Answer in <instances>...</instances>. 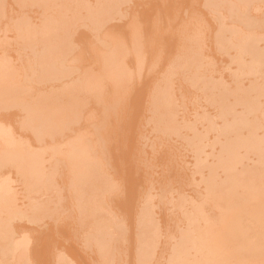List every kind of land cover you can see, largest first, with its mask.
<instances>
[{
	"label": "bare ground",
	"instance_id": "1",
	"mask_svg": "<svg viewBox=\"0 0 264 264\" xmlns=\"http://www.w3.org/2000/svg\"><path fill=\"white\" fill-rule=\"evenodd\" d=\"M7 1V0H6ZM5 1V2H6ZM18 1V0H17ZM19 1H21V0H19ZM18 1V2H19ZM24 1H26V0H24ZM24 1H22V2H24ZM41 1H44V0H41ZM41 1H38V2H40L41 3ZM50 1V3H52L51 2V0H49ZM63 1V2H62ZM71 1V0H70ZM79 0H77V2H78ZM96 1V0H95ZM101 1V2H100ZM104 1H106V2H104V6L106 7V5H107V7L106 8H110V6H113L112 5V3L110 2H108V0H104ZM110 1V0H109ZM112 2H113V0H111ZM123 0H120V2H122ZM134 1V0H133ZM132 1V3H137V1H134L133 2ZM139 1V0H138ZM143 1V0H142ZM152 1V0H151ZM180 1H182V0H180ZM196 1V0H195ZM200 1V0H199ZM204 1H206V5H207V3L209 4V0H208V2H207V0H204ZM203 1V2H204ZM216 1V3H214ZM213 0V1H211L210 0V4L209 5H207V7L209 6L210 7V9L211 8H216V6H219V8L221 9V7L220 6H222V4H223V6H228L229 4H230V7H229V10H226V8L224 9L225 10V13H222V11H223V9L222 10H218V9H214V14H215V11H218V13L219 12H221L223 15H221L220 17H216V19H221L222 20V18L224 19L226 16H224V14L225 15H228V17L229 18H231L229 15H233L234 14V12H232V11H235V13H238L237 14V16H236V14L234 15V16H236V17H241L242 18V16H241V14L242 13H244V12H242V13H240L239 11L241 10V6H240V10H237V8L239 9V6H237V1L238 0ZM224 1V2H223ZM242 0H240L239 2H241ZM244 1V0H243ZM245 1H247L246 3H248V1H250V0H245ZM264 2V0H257V2ZM2 2V1H1ZM4 2V1H3ZM4 2V3H5ZM9 3H12V2H10V1H8ZM7 2V4L9 5V3ZM13 2H15V0H13ZM22 2H21V4H22ZM27 2H28V0H27ZM25 3V4H30V3ZM30 2V1H29ZM34 2V1H33ZM33 2H31L32 3V6H33ZM35 2H37V1H35ZM61 2L62 3H59V4H54V2H53V6H51L50 8H55V6L54 5H59V7L61 8H59L60 9V11L62 10V9H68L67 7H70V4L67 2V0H61ZM74 2V1H73ZM75 2H76V0H75ZM81 3H82V1H80ZM100 2V3H99ZM99 2H98V4H103L102 2H103V0H99ZM108 2V3H107ZM118 2V1H117ZM126 2V1H125ZM129 2V1H128ZM144 2V1H143ZM146 2V1H145ZM153 2V1H152ZM155 2V1H154ZM169 2H171V1H169ZM202 2V1H201ZM214 4H213V3ZM226 2V5H224V3ZM20 3V2H19ZM39 3V4H40ZM46 3H48V2H44V4H46ZM50 3H48V4H50ZM91 3V2H90ZM95 3H97V2H95ZM106 3V4H105ZM113 3H115V2H113ZM123 3H124V1H123ZM122 3V4H123ZM131 3V2H130ZM139 3H141V2H139ZM147 3V2H146ZM165 3V2H164ZM173 3H174V0H173ZM180 3V2H179ZM217 3H219L220 5H215V4H217ZM228 3V4H227ZM3 4V3H2ZM7 4L5 5L6 7H4L5 9L8 7L7 6ZM21 4H18V5H20V7L22 6ZM73 4V3H72ZM76 4H79V2L78 3H76ZM83 4V3H82ZM93 4V6H94V3H92ZM91 4V5H92ZM121 4V3H120ZM129 4V3H128ZM127 4V2L125 3V6L126 5H128ZM142 4V3H141ZM150 4H151V2H150ZM175 4V3H174ZM184 4H187V3H184ZM184 4H182L183 6H182V9H183V7H184ZM196 4H197V2H196ZM199 4V3H198ZM201 4V3H200ZM205 4V3H204ZM204 4H202V6H204ZM211 4H213L212 6H214V7H212L211 6ZM243 4V3H242ZM241 4V5H242ZM253 4L254 3H251V7L253 8ZM11 5V4H10ZM12 5H15V4H12ZM36 5H38V4H36ZM67 5H69V6H67ZM89 5V4H88ZM88 5H87V7H88ZM116 5V4H115ZM119 5V4H118ZM143 5L144 4H142V7H143ZM157 5V4H156ZM155 5V6H156ZM163 5H165V4H163ZM180 4H178V9H179V7H181V6H179ZM243 5H246V4H243ZM249 5V4H248ZM248 5L246 6V7H244L245 9H246V11H247V9L248 8H251V7H248ZM257 5V4H256ZM260 5H262L263 6V4H261V3H259V5H257V6H255L254 5V7H255V9L257 8V10H258V8H262V10H264V7H260ZM2 5H1V3H0V7H1ZM25 6V5H24ZM30 6V5H29ZM67 6V7H66ZM84 6V5H83ZM104 6H103V8H104ZM124 6V5H123ZM122 6V7H123ZM124 6V7H125ZM130 6V5H129ZM145 6H149V5H145ZM159 6V5H158ZM167 6V5H166ZM177 6V5H176ZM188 6V5H187ZM186 5H185V8L187 7ZM223 6H222V8H223ZM19 7V8H20ZM63 7V8H62ZM102 7V6H101ZM101 7H99V8H101ZM113 7H115V6H113ZM118 7V6H117ZM121 7V6H120ZM160 7H162V6H160ZM190 7V6H189ZM195 7H197V5H195ZM198 7H199V5H198ZM228 7H227V9H228ZM248 7V8H247ZM2 8V7H1ZM12 8V7H11ZM14 8V7H13ZM16 8H17V4H16ZM34 8V7H33ZM33 8H32V10H33ZM103 8H101V10L103 11ZM132 8V7H131ZM130 8V9H131ZM137 9H139L138 7H136ZM147 8V7H146ZM200 8H201V6H200ZM199 8V9H200ZM203 8V7H202ZM205 8V7H204ZM23 9L24 8H22L21 9V12L23 11ZM26 9V8H25ZM39 9H41V6H40V8ZM42 9H43V7H42ZM80 9V8H79ZM89 9H91L90 7L88 8V12L89 11H91V12H93L92 10L93 9H97V11H98V7H93V9L92 10H89ZM108 9H105V10H107V13H108ZM117 9V8H116ZM115 9V10H116ZM119 9V8H118ZM137 9H135V10H137ZM149 9H151V8H149ZM156 9V8H155ZM154 9V10H155ZM166 9V8H165ZM167 9H168V6H167ZM171 9H173V7H172V5H171ZM231 9V10H230ZM233 9V10H232ZM242 9H243V7H242ZM254 9V8H253ZM13 10V9H12ZM29 10V9H28ZM54 10V9H53ZM74 10H75V8H74ZM94 10V11H95ZM100 10V9H99ZM111 11L109 12V13H111L112 12V10H114V9H110ZM115 10L113 11V13H114V16H115V13L116 12H118V10L115 12ZM129 10V9H128ZM140 10V9H139ZM152 10V9H151ZM150 10V11H151ZM160 10H161V8H160ZM191 9H189V11H190ZM201 10V9H200ZM252 10V12L254 13V12H257L258 13V11H260V10ZM33 11H35V9L33 10ZM38 11V10H37ZM41 11V10H40ZM55 11V10H54ZM67 11V10H66ZM85 11V10H84ZM134 11V10H133ZM148 12V13H150L149 14V16L151 15V17H152V14H151V12ZM162 11H164L163 10V8H162ZM166 11V10H165ZM185 11H187V9L185 10ZM208 11H210V10H208ZM226 11L228 12H232L233 14H227L226 13ZM242 11V10H241ZM243 11H244V9H243ZM250 11L251 10H248V15H245L246 14V12H245V14H243L244 15V17H245V22H246V24H249V22L248 21H251V23H253V21L251 20V19H253L254 21L255 20H258L259 18H257V16L259 17H262V15H264V12L262 13V15H261V12L259 13L260 15H257L256 16V14L257 13H254L255 14V16H253L252 17V15L250 14ZM10 12V11H9ZM18 12V10H16V12L15 13H17ZM19 12H20V10H19ZM19 12H18V14H19ZM39 12V11H38ZM38 12H35V14L36 13H38ZM53 12V11H52ZM56 12V11H55ZM76 12V11H75ZM74 12V15H76V13ZM83 12V11H82ZM103 12H105V11H103ZM125 12H126V10H125ZM132 12V11H131ZM143 12H144V10H143ZM146 12V11H145ZM145 12L144 13H142L143 15L145 14ZM153 13H154V11H152ZM168 12V11H167ZM167 12H166V16H167ZM172 11H170V12H168V14L169 13H171ZM183 12V11H182ZM192 13L194 12V11H191ZM191 12H190V14H191ZM200 12V11H199ZM202 12H203V9H202ZM202 12H200L199 14L198 13H194L193 15L191 14L190 16V19L188 18V23H186L187 21H185V19H179V20H181V21H178V23H174V24H172L173 26H170L171 25V22L173 23L174 21H175V19H176V17L174 16V21H173V19H172V21L170 20V17H167V18H169V20H170V22H168V28L169 29H172V33H173V30L175 29V27H177L181 22V25L183 24V23H185V25H183L184 26V28H186L187 30H182V29H184L183 28V26H180L182 29H180L182 32L183 31H186L185 33H186V35H185V33L183 34L181 31V33H182V35H178L179 37H176L175 36V38H177V41L179 42V40H181V46L182 45H184L185 44V46H187V47H185L186 49H189V48H191L190 49V52H189V56L185 59V57L183 58V57H181L180 59H182L183 58V60L185 59L186 60V62H188L189 64H191L190 66H195V68L196 67H198L197 69L199 70V69H201V68H203V65L204 64H202L203 62H202V59H201V57L203 58V56H202V49L204 48L203 46H206V45H204L203 43H201V42H204L205 41V33H206V31H205V27H206V25L204 26L203 24H207L208 22H210L211 21V17H210V21L208 20H206V22L207 23H205V20L203 21V13L205 12V13H207L206 11H204L203 13ZM212 12V11H211ZM0 13H1V10H0ZM4 13V12H3ZM2 13V14H3ZM11 13V12H10ZM13 13V12H12ZM41 13H43V11L41 12ZM40 13V14H41ZM45 13V12H44ZM46 13H47V11H46ZM45 13V14H46ZM49 13V12H48ZM47 13V14H48ZM57 13V12H56ZM68 13V12H67ZM71 13V12H70ZM85 13V12H84ZM87 13V12H86ZM95 13H97V14H95ZM93 12V13H88V14H91V15H88V17H90V16H93L92 18H93V20H94V17H96L97 18V16H98V13H100L99 11L98 12ZM106 12H105V14H107ZM108 13V14H109ZM120 13H121V11H120ZM138 13L139 12H137V15H138ZM160 13V12H159ZM175 13H177V11H175L174 12V14ZM179 13V12H178ZM202 13V14H201ZM217 13V12H216ZM217 13V14H218ZM8 14V12H6L4 15H7ZM17 14V15H18ZM21 14H23V15H25L26 13H21ZM21 14H19V15H21ZM58 15H59V13H57ZM57 14H55V15H57ZM69 14V13H68ZM92 14H95V15H97V16H94V15H92ZM117 14V13H116ZM121 14H123V12L121 13ZM129 14H130V12H129ZM173 14V15H174ZM183 14V13H182ZM210 14V13H209ZM213 14V13H212ZM213 14V15H214ZM240 14V15H239ZM249 14L251 15L250 16V20H248V19H246V17L248 16L249 17ZM10 15V14H9ZM18 15V16H19ZM30 14H28L27 16L28 17H32V14H31V16H29ZM50 15H51V11H50ZM50 15H49V17H48V19H47V16H46V20L45 19H41V21L42 20H45V21H48V20H50ZM55 16V18H54V14H52V17L54 18V20L52 21L51 20V24H58V26H59V19L61 18V19H66V18H62L60 15L59 16ZM100 15V14H99ZM101 15H103L102 14V12H101ZM100 15V16H101ZM124 15V14H123ZM131 15H132V13H131ZM140 16H141V13L139 14ZM163 15V14H162ZM161 15V16H162ZM165 15V14H164ZM163 15V16H164ZM170 15H172V14H170ZM172 15V16H173ZM178 15V14H177ZM186 15H188V16H186V17H189V14L188 13H186ZM2 16L3 15H1V18H2ZM13 16V15H12ZM16 16V15H15ZM39 16H41L42 17V15H39ZM63 16V15H62ZM66 16V15H65ZM80 16H81V14H80ZM84 16V15H83ZM104 16H106V15H104ZM104 16H101L100 18H98L99 20L100 19H103V17ZM108 16V15H107ZM106 16V17H107ZM120 16H122V15H119V17ZM125 16H126V14H125ZM134 16V15H133ZM133 16H132V18H133ZM148 15L146 14V16H145V19H146V17H147ZM160 16V17H161ZM179 16V15H178ZM217 16V15H216ZM222 16H224V17H222ZM234 16H232V17H234ZM21 18H23V16H20ZM24 17H26V16H24ZM28 17H27V19H28ZM37 17V16H36ZM41 17H39V19L41 18ZM51 17V19H53ZM57 17H58V19H57ZM75 17V16H74ZM77 17V16H76ZM99 17V16H98ZM118 17V16H117ZM116 17V18H117ZM127 17V16H126ZM125 17V18H126ZM128 17H130V16H128ZM143 17V16H142ZM155 17V16H154ZM159 17V19H161ZM181 17V16H180ZM206 17V16H205ZM227 17V18H228ZM236 17H234L235 18V20H236ZM252 17V18H251ZM254 17L256 18V19H254ZM7 18H8V15H7ZM13 18H15V17H12V19ZM33 18V17H32ZM45 18V17H44ZM72 18V17H71ZM77 18H79V15H78V17ZM82 18V17H81ZM91 18V19H92ZM109 18V17H108ZM111 18V17H110ZM134 18H135V20L134 21H132V20H130V21H132L131 22V25H132V23L133 22H137L138 23V21H137V19H136V17L134 16ZM153 18V17H152ZM172 18V17H171ZM263 19H264V16L262 17ZM261 18V20H263ZM3 20H4V22H5V19H6V16H5V19L4 18H2ZM2 19H1V21H2ZM11 19V18H10ZM24 19H26V18H24ZM35 19V18H34ZM60 19V20H61ZM90 19V18H89ZM104 19H105V17H104ZM103 19V20H104ZM114 19V18H113ZM118 19V18H117ZM116 19V20H117ZM122 19H124V18H121V21H122ZM128 19V18H127ZM139 19V18H138ZM140 19H142V22L144 21L143 19H144V17L143 18H141L140 17ZM147 19H148V17H147ZM146 19V21L147 22H149L150 20H151V18H150V20L148 19L147 20ZM155 19V18H154ZM163 19H164V17H163ZM178 19V18H177ZM213 19V18H212ZM233 19V18H232ZM244 18H242V20H243ZM18 20V19H17ZM16 20V21H17ZM22 20L23 19H21V21L20 22H22ZM55 20H58V21H56L55 22ZM69 20V19H68ZM68 20H66V21H61L62 23L61 24H65V25H63V26H57L56 28H55V26H53V25H51V26H53V28L54 29H56V30H58L57 28H59V30H58V32L59 33H61V36H59L60 38L61 37H63V38H66L67 36H68V33H67V31L69 32V30H65V29H67V28H65L63 31H61V29L62 28H64V26L66 27V25L68 24V22H70V21H68ZM71 20V19H70ZM73 20V19H72ZM85 20V19H84ZM102 20V21H103ZM106 20V19H105ZM105 20H104V22H105ZM115 20V19H114ZM115 20V21H116ZM230 21H231V19H229ZM238 20H239V22H238ZM238 20H236V22H238V23H236V22H234L233 20V23H235L236 25H234V26H231L230 24H232L233 25V23H229V25L228 26H226V24L224 25V21H226L227 22V20L225 19L224 21H221L220 22V26H219V30H217L216 29V31H218V33H219V35L216 33V37H218V36H221L222 38H223V40H222V38L220 37V41H219V39L217 40L218 41V43L216 42V41H214L213 42V40H216L217 38H215L214 36H213V38H215V39H213L212 40V42L213 43H217V44H219L220 46H221V48L223 47L225 50H228L229 49V47H231V48H233V49H235V50H233L232 49V51H234V57H233V59L231 60V61H233V62H235L234 64H235V68H231L229 65H228V67H230L231 68V72L233 71L234 72V74L235 75H237V76H235L234 74H233V72H232V75L230 76V74H229V72H230V70H229V72L228 71H226V70H224V71H226V72H228V74L229 75H227L226 73H224V74H226L228 77L230 76L231 78H234V76H235V78H237L238 80H240L239 82H237V79H235V81L237 82V84L235 85V84H233V85H235L233 88L237 91V90H239L242 94H244L247 90H248V88L250 87V84H251V82H250V84H249V86H247L245 83H244V81L243 82H241V80L244 78V77H246V81H248L249 79L248 78H250V76H257L258 77V79H259V76H260V78H261V76H263L264 75V67L262 68V66L264 65H262V63H264V44H260V42L261 43H264V33L262 32V33H256L255 32V34H253V31H256V27H258L257 25L259 24V23H257L256 24V26L254 25V23H253V25L255 26L254 27V29H252L251 30V27L253 28V26H249V25H251V24H249L248 26L250 27V30H248L249 29V27L248 28H246L245 27V25H243L244 26V28L241 26V27H238L237 25H240L241 24V22L242 21H240L241 19H239L238 18ZM260 20V21H261ZM9 21L10 20H8V23L7 24H9ZM25 21V20H24ZM36 21V20H35ZM44 21V22H45ZM68 21V22H67ZM79 21V20H78ZM88 21V20H87ZM106 21H108V20H106ZM120 21V20H119ZM160 20H157V22H159ZM164 21H165V19H164ZM184 21V22H183ZM220 21V20H219ZM244 21V20H243ZM259 21V20H258ZM12 22V21H11ZM18 22V21H17ZM27 22V21H26ZM29 22V23H28ZM27 22V25L25 26V28H22L23 30L22 31H19V32H21V34L23 35H27V33H28V35H30V39L28 38V37H24V38H26L27 40L26 41H30V42H27L26 43V45L28 44V45H30L31 46V44L32 45H34V44H36V43H38V42H40V41H38V39L36 40V41H34L33 39L31 40V36H32V33L34 32V34H35V32H36V34H35V38L36 37H38L39 36V38L40 37H44V36H40L41 34H38V32L40 33L41 31V33H45L46 34V38L48 39V41L50 40L51 41V39H49V37H48V34L50 33V37H51V34H53V31H54V29L53 28H51V29H53V30H51V29H49V30H51V32H46V31H49V30H46V31H44V30H42V29H44L45 27H47V25H48V23H50L49 21L45 24L44 22H38V21H36L35 22V24H36V26H37V28L39 27V28H41L40 30H39V28L37 29L36 28V26L35 27H33L34 29H31L32 28V26L31 25H33L34 26V24H33V22H30V21H28ZM58 22V23H57ZM72 22V21H71ZM99 22H101V21H98V20H96V22H94L95 24L96 23H99ZM103 22V23H104ZM113 22V21H112ZM112 22H110V23H112ZM117 22V21H116ZM127 22V21H126ZM145 22V21H144ZM146 22V23H147ZM152 21H150L148 24H149V27L153 24V26H155L156 24V22H155V20H154V22L155 23H151ZM176 22V21H175ZM213 22V21H212ZM215 22H216V20H215ZM222 22H223V26H222ZM245 22L243 23V24H245ZM248 22V23H247ZM256 22V21H255ZM25 23V22H24ZM24 23H22V25H20L19 23H18V25L16 24V26H23L24 25ZM30 23H32V24H30ZM40 23H44V24H41L42 25V27H40V25L39 24ZM67 23V24H66ZM119 23V22H118ZM122 23V22H121ZM121 23H119V24H121ZM134 23L137 27H141L142 28V25L140 26V24H141V20H140V23ZM150 23H151V25H150ZM165 23V22H164ZM264 23V22H263ZM263 23H261L260 25L263 27L264 26V24ZM11 24H13V22L11 23ZM26 24V23H25ZM30 24V25H29ZM39 26H38V25ZM60 24V25H61ZM74 24V23H73ZM76 24V23H75ZM75 24H74V26H75ZM79 24H81V23H79ZM89 24V23H88ZM113 24V23H112ZM133 24V25H134ZM175 24L177 25V26H175ZM210 24H212V23H210ZM209 24V25H210ZM217 24H219L218 22H217ZM216 24V25H217ZM263 24V25H262ZM43 25H46L45 27L43 26ZM83 25H84V23H83ZM104 25H106V24H104ZM108 25H110V24H108ZM122 25V24H121ZM120 25V27H123V26H121ZM129 25V24H128ZM160 25V24H159ZM159 25L158 26H156V28H152V29H154V30H152V32H154L153 33V36H154V34H156V32L159 30L160 31V29L159 28H161V27H159ZM163 25V24H162ZM242 25V24H241ZM9 26H10V24H9ZM27 26H30V27H27ZM49 26V25H48ZM50 26V27H51ZM70 26H71V23H70ZM69 26V27H70ZM80 26V25H79ZM82 26V25H81ZM87 26V25H86ZM88 26H90V24L88 25ZM88 26H87V28H88ZM93 26V25H92ZM103 26V25H102ZM102 26L100 27L101 29H102ZM113 26V25H112ZM115 26V25H114ZM124 26H125V24H124ZM135 26V27H136ZM145 26V24L143 25V27ZM178 26V28H180ZM187 26H189V27H191L190 28V30H188V27ZM207 26H208V24H207ZM212 26V25H211ZM215 26V25H214ZM2 27V25H0V28ZM7 27V26H6ZM11 27V26H10ZM50 27H47V29L48 28H50ZM68 27V26H67ZM106 27V26H105ZM111 27V26H110ZM119 27V26H118ZM128 27V26H127ZM130 27V26H129ZM152 27V26H151ZM150 27V28H151ZM167 27V26H166ZM172 27V28H171ZM223 27H231L229 30H228V28H226L224 31H225V33H223ZM21 28H19V30L21 29ZM37 29V31H36V29ZM61 28V29H60ZM79 27H77V29H78ZM83 28V27H82ZM94 27H92V29H93ZM95 28H97L98 30H99V28L98 27H95ZM113 28H115V27H113ZM132 28V26L130 27V29ZM209 28V27H208ZM207 28V29H208ZM211 28V27H210ZM214 28V27H213ZM220 28H223L222 30H220ZM256 28V29H255ZM260 28V27H259ZM7 29H9V30H12V29H10L9 27L7 28ZM75 29V28H74ZM79 29H81V28H79ZM96 29V30H97ZM101 29H100V31H101ZM112 29V28H111ZM115 29H117V27L115 28ZM128 28H126V31H125V29H123L122 31H120V33H118V31H116L115 32V34H113V33H111V39H113V38H115V37H113V35H115L116 36V38L114 39V40H112L113 41V43L115 42V44H116V42H117V44L116 45H119L118 44V42H121L120 44L121 45H119V46H115V44H113V45H111V47L112 46H114V47H112V48H110L111 49V51H113V50H115V47H116V50H115V53H112V56H113V54H115L114 56H115V61L112 63V60H113V58H111V56H110V58L112 59L111 60V62H110V58H109V56L108 55H111V53L109 54L108 53V55L106 56V57H108V59L107 60H105V56H103V55H106L107 54V50L106 51H104L105 53H102V48L100 49V51H97V53H98V56H97V54L95 55V56H93L94 58H95V60L97 61V63L100 61H102V63H100L99 62V68H101V69H98L99 70V72H98V70H96L95 68V66H97V65H95L94 67L95 68H93L92 67V65L95 63V60L94 61H92L93 62V64L92 65H90L91 66V68L94 70V72H91V70L92 69H89L90 67H88L87 69H88V71L85 73L84 72V70L86 69V67H82L81 65V68H82V73H81V71L78 73V80H80L81 81V79H79V74L81 73V75H80V77L82 76L84 79L86 78V74L87 73H90V74H92V73H94V75L92 74V75H90L89 77H91V76H94L95 77V73H97L98 72V74H100V78H99V76H98V78L97 77H95L96 79H92L93 81H91V83H89L88 81H90V79L92 78H90L89 79V77H88V75L89 74H87V78H86V80H87V83H89V84H87L86 83V81L84 80V82L86 83H83L84 85L82 86V88L80 87V85L79 84H82V83H80V81L78 82V84H75V83H77L76 81H78V80H75L74 78L76 77H73V81H75V83L72 81V76H70L69 74H68V71L71 73V72H75V71H72L70 68H71V64L73 65V63H74V61L75 60H77L76 58L78 57V55L80 56L81 54H82V52H81V54H80V50L78 51L77 49H74V50H77V54L73 51V53L76 55V58H75V56L74 57H72V61H73V59H74V61L71 63L70 62V66L69 65H67V63L69 64V61H67L69 58L68 57H70V56H68V54H69V52H70V49L71 48H68V45L67 46H65L66 47V50H67V48L69 49V52L67 51V53H65V55L64 54H62V52H60L61 54H62V56H63V58L66 56L67 58L65 59L66 61V64L65 65H63V67L65 66V68H66V66H68L69 67V69L68 68H66V69H68V71H66L67 72V75H66V77L69 75L70 76V78H69V76L67 77V78H69V79H71V81L68 83V80H66L65 78V75H64V77L65 78H63L62 79V81H64V79H65V81L63 82L64 83V86L65 87H63V85L61 84L62 82H59V79H57L59 76V74L61 73V71L59 72V69L57 70L56 68H55V65H57L58 67H59V65H60V62L62 61H60L59 59V54L60 53H55V50L54 49H56L57 47H59V46H63L62 44H60V43H62V41L64 40L63 38H62V41H61V39L60 38H58L59 40H56V38H57V36L58 35H56V37H55V40L56 41H54L55 43H53V38H52V43L53 44H50L49 46L50 47H52L51 45H53L55 48L53 49V50H51V48H50V51L49 52H46V51H48L47 50V48L49 47L48 46V41H47V43H46V38L44 37V40H45V44H47V47H46V45L44 44V46H43V43H40L41 45H42V47H46V49H43V51H41L42 50V48L40 49V48H38V52H36V50H35V52L33 51L32 53H37V54H39L40 52H44V50H45V52H44V55H43V53H42V55H43V58H42V60H43V62L45 63V65H44V63L42 62L41 63V65L44 67V68H46V70H47V72H51L52 74H54V76L56 75L57 76V78H55V79H57L56 81L57 82H59L58 84L59 85H61L62 87H61V89H63V88H65V89H63V90H66V89H68L69 88V86H70V83L72 82V83H74L73 85H78L77 87L78 88H75L76 86H74L73 87V85L71 84V86L73 87V88H75L76 89V91L75 90H73V88L72 89H70L69 88V90H70V92H69V90H66V91H64V92H67L68 91V93H69V95H70V98H73L72 96H74V92H77L78 94H79V91H81V90H83V91H85V92H91V89L92 88H98L99 86L98 85H100V87H101V85H103L102 87L104 88V86L106 87V79H109V80H111L113 83H114V87H117V88H115V90H117V93L116 92H114L115 90H113V92L115 93V96H120V97H118V98H109L110 99V102H108L109 103V105L112 103L113 104V102H115L114 100H116V102H118V104H120V100L122 101V99H120L119 100V98H122L121 97V95H119L120 93H121V91H123L124 93H128V90H131L130 89V85L131 84H129V82L130 81H132V79H134V73H132V72H135V71H137L136 69L134 70V71H131V66H130V68H128L127 70L128 71H126V68L127 67H125L124 65H126V61H127V59H128V57H127V59L125 58L126 56V54H127V52L128 53H130V48L132 49V47H133V45H134V49H135V51H134V49H132L133 51H131V53L133 52L134 54H136V53H138L139 51L141 52V47H143V49H142V52L144 53H142V55L145 57V51H146V45H147V43L150 45V47L152 48L153 47V45H155V44H157V41H156V43L155 44H153L152 42H154V38L156 39V37H152L151 35H152V32H151V30L148 28V26H147V28L145 29V28H143L144 29V36H147L146 35V33L148 32V35L150 34V37L151 38H153V40L152 39H150L148 36V41L146 42V41H143L142 40V37L141 36H139V33L141 32V30H140V32H139V30L137 29V28H134V29H131V30H133V34L136 36V40H135V38H134V35H133V37H132V41L133 40H135L133 43L131 42V46L132 47H129L130 45V41L128 40V39H130V36L128 35L127 36V38H126V40L127 41H129V42H127V44H128V46H126L127 44H126V41H124L125 42V44H124V42H123V36L124 35H126V34H129L130 33V31H128L127 30ZM143 29H142V32H143ZM206 29V30H207ZM32 31V30H34V31H32V33L31 32H29V31ZM39 30V31H38ZM56 30H55V32H56ZM76 30V29H75ZM74 30V31H75ZM83 30V29H82ZM81 30V31H82ZM88 30V29H87ZM91 30V29H90ZM106 30H108V29H106ZM106 30H102V31H106ZM109 30H110V28H109ZM108 30V31H109ZM118 30V29H117ZM147 30V31H146ZM164 29H162L161 30V32L163 31ZM176 30V29H175ZM226 30L227 31H229V34L226 32ZM260 30H264V27L262 28V29H260ZM15 31V30H14ZM44 31V32H43ZM72 32H73V30H71ZM84 32H85V30H83ZM94 31V30H93ZM107 31V32H108ZM111 31H113L114 32V30H110V32ZM123 31H124V33H123ZM127 31L129 32V33H127ZM158 31V32H159ZM168 31V30H167ZM167 31L166 32H164V33H167ZM189 31V32H188ZM192 33H191V32ZM209 31H210V29H209ZM208 31V32H209ZM220 31H222L221 32V34L223 35V34H225L224 35V37L222 36V35H220ZM2 32H3V30H2ZM6 33H7V31H5ZM12 32H13V30H12ZM57 32V34H59ZM80 32V31H79ZM84 32H82V33H84ZM89 32V31H88ZM91 32V31H90ZM122 32V33H121ZM158 32H157V34H158ZM161 32L158 34L159 36H160V34H161ZM180 32H179V34H180ZM213 32V31H212ZM259 32V31H258ZM0 33H1V29H0ZM26 33V34H25ZM74 33V32H73ZM76 33V32H75ZM102 33H104V32H102ZM109 33V32H108ZM118 33V34H117ZM170 33V32H169ZM188 33V34H187ZM4 34V33H3ZM11 34V33H10ZM16 34H18V30H17V33ZM33 34V35H34ZM85 34V33H84ZM88 34V33H87ZM93 34H96V33H93ZM98 34H101L100 32L98 33ZM117 34V35H116ZM156 34V36H158ZM168 34V33H167ZM176 34H178V33H176ZM228 34V35H227ZM13 35V34H12ZM15 35V34H14ZM18 35H20V33L18 34ZM17 35V36H18ZM22 35H21V38H22ZM23 35V36H24ZM38 35V36H37ZM53 35H55V34H53ZM52 35V36H53ZM60 35V34H59ZM69 35H70V33H69ZM72 35H74V34H72ZM77 35L79 36V34H78V32H77ZM131 35V34H130ZM142 35V34H141ZM164 35V34H163ZM169 35H171V34H169ZM173 35H174V33H173ZM207 35V34H206ZM218 35V36H217ZM230 35V38L228 39H226V37H228ZM232 35V36H231ZM9 36V35H8ZM17 36H15L16 38H17ZM85 36V35H84ZM95 36V35H94ZM93 36V37H94ZM97 36V35H96ZM162 36V35H161ZM168 36V35H167ZM165 37V35H164V38H167L168 40H170L171 38H172V36H171V38H168V37ZM4 37V36H3ZM11 36H9L8 38H10ZM13 37V36H12ZM11 37V38H12ZM15 37H13L14 38V41H15ZM19 37V36H18ZM34 37H32V38H34ZM69 37V36H68ZM73 37H75V35L73 36ZM72 37V38H73ZM83 37V36H82ZM87 37V36H86ZM84 38V39H87V38ZM89 37V36H88ZM100 37H102V36H100ZM125 37V36H124ZM174 37V36H173ZM211 37H212V34H211ZM10 38V39H11ZM20 38V37H19ZM71 38V37H70ZM70 38H67V41H68V43L70 42ZM71 38V39H72ZM77 38V37H76ZM75 38V39H76ZM79 38H81V36L79 37ZM83 38H81V40L83 39ZM0 39H2V38H0ZM4 39V38H3ZM6 39V38H5ZM40 39H43V38H40ZM39 39V40H40ZM75 39H72V40H75ZM78 39V38H77ZM100 39V38H99ZM110 39V40H111ZM145 39H147V38H145ZM173 39V41H174V43L176 42L175 40H174V38H172ZM179 39V40H178ZM9 40V39H8ZM18 40V39H17ZM19 40H21V39H19ZM18 40V41H19ZM44 40H41V41H43L44 42ZM80 40V39H79ZM89 40V39H88ZM88 40H86V41H88ZM96 40V39H95ZM95 40H93V44L95 45V47H96V44L97 43H95L96 41ZM103 40V39H102ZM105 40V39H104ZM152 40V41H151ZM165 40V39H164ZM24 41V40H23ZM26 41H24V42H26ZM32 41H33V43H32ZM38 41V42H37ZM61 41V42H60ZM67 41L65 40L64 41V43L66 44L67 43ZM83 41V40H82ZM85 41V40H84ZM86 41L85 42H83V43H85V44H87L86 43ZM95 41V42H94ZM111 41V42H112ZM165 41H167V40H165ZM2 42V41H1ZM5 43L7 42V39H6V41H4ZM12 42V41H11ZM20 42L21 41H19V46H20ZM35 42V43H34ZM72 42V41H71ZM108 42V41H107ZM164 42V41H163ZM172 41H169V43L170 44H172L171 43ZM211 42V44H212V48H213V43ZM9 43H10V40H9ZM22 43V42H21ZM31 43V44H30ZM89 43V42H88ZM90 43H92V41L90 42ZM103 43H104V41H103ZM169 43H167V44H169ZM200 43H201V45H202V47H201V45H200ZM2 43H0V45H1ZM12 44V43H11ZM16 44V43H15ZM64 44V45H65ZM70 44V43H69ZM72 44V43H71ZM77 44V47H78V43H76ZM133 44V45H132ZM144 44V45H143ZM162 45H163V43H161ZM217 44H216V46H217ZM4 45H6V44H3L2 46H4ZM7 45H8V42H7ZM16 45H18V44H16ZM25 45V44H24ZM55 45H57V46H55ZM59 45V46H58ZM80 45H82V43L80 44ZM174 45V44H173ZM172 45V46H173ZM23 46V45H22ZM36 47L38 46V44L37 45H35ZM40 46V45H39ZM99 47H101V45H98ZM148 46V45H147ZM169 46V45H168ZM167 46V47H168ZM174 46H176V45H174ZM215 46V45H214ZM216 46H215V48H216ZM229 46V47H228ZM16 47L17 46H15V50H16ZM26 47V46H25ZM28 47V46H27ZM32 47V46H31ZM64 47V46H63ZM62 47V48H63ZM65 47H64V49H65ZM70 47H72V46H70ZM74 47V46H73ZM76 47V46H75ZM91 47V46H90ZM89 47V48H90ZM95 47H93V49H91V50H94V48ZM129 47V49L127 50V48ZM166 46H165V48H167ZM180 47V46H179ZM209 47V46H208ZM11 48H12V45H11ZM18 48V47H17ZM20 48V47H19ZM62 48L60 47V48H57L56 50H62ZM81 48V47H80ZM84 48V47H83ZM82 48V49H83ZM108 48V47H107ZM114 48V49H113ZM169 48V50H170V47H168ZM168 48L166 49V52H167V50H168ZM12 49H14V45H13V48ZM11 49V50H12ZM40 49V50H39ZM86 49H88L87 47H86ZM98 48H96L95 50H97ZM113 49V50H112ZM148 49V48H147ZM154 49H156V48H154ZM158 49V48H157ZM160 49V48H159ZM158 49V50H159ZM175 49V48H174ZM183 48H181L180 50H182ZM217 49V48H216ZM2 50V49H1ZM18 50V49H17ZM20 51H21V49H19ZM18 50V51H19ZM73 50V49H72ZM89 50V49H88ZM95 50H94V52H95ZM105 50V49H104ZM153 50V49H152ZM169 50H168V52H169ZM184 50V49H183ZM205 50H206V48L204 49V52H205ZM219 47H218V52H219ZM223 50V49H222ZM13 51V50H12ZM11 51V52H12ZM17 51V52H18ZM27 51H29L28 50V48H27ZM26 51V52H27ZM53 51V52H52ZM58 51H56V52H58ZM63 51V50H62ZM82 51V50H81ZM108 51H110L109 49H108ZM110 51V52H111ZM149 51V50H148ZM147 51V52H148ZM228 51H231V50H228ZM2 52L4 53L5 51L4 50H2ZM31 51H29V53H30ZM88 52V51H87ZM93 52V51H92ZM114 52V51H113ZM150 52L151 51H149V54H150ZM172 52H174L173 50L171 51V53ZM182 52V51H181ZM180 51H178V53H179V55H177L176 54V56H180V53H181ZM187 52V51H186ZM202 52V53H201ZM2 53V54H3ZM6 54H8L7 52H5ZM16 53V52H15ZM23 53H25V52H23ZM28 53V56L30 55ZM51 53H52V55H51ZM79 53V54H78ZM103 54V55H101V56H103V57H100V55L99 54ZM124 53V56H120V55H122ZM131 53H130V55H131ZM140 53V54H141ZM184 53H185V51H184ZM184 53H182V54H184ZM207 53L208 54H211L210 52H208L207 51ZM12 54H13V52H12ZM19 54H21V52L19 53ZM27 54V53H26ZM54 54H58V55H54ZM60 54V55H61ZM67 54V55H66ZM88 55H89V52L87 53ZM94 54V53H93ZM93 54H90V55H93ZM133 54V55H134ZM140 54H137L138 56H137V58L139 59V60H141V61H143V63H144V61H145V59L144 60H142L141 58H142V56L140 55ZM158 54V53H157ZM159 54H161L162 55V53H159ZM174 54V57H175V52L174 53H172V55ZM187 54H188V52H187ZM205 54V53H204ZM213 54V53H212ZM233 53H231L230 55H232ZM9 55V54H8ZM16 55V54H15ZM36 55V54H35ZM42 55L40 54V56L42 57ZM53 55L55 56V58H57L58 59V64L57 63H55L54 64V62L55 61H53V59H55L54 57H53ZM69 55H71L72 56V52H70V54ZM84 55V54H83ZM119 55V57L120 58H122V57H124L125 59L124 60H126L125 61V63H124V60H122L121 61V59L120 58H118L117 56ZM140 55V56H139ZM152 55H154V54H152ZM169 55V54H168ZM171 55V54H170ZM186 55V54H185ZM184 55V56H185ZM229 55V54H228ZM2 56V55H1ZM4 56V59H6V57H5V55H3ZM11 56V55H10ZM14 56V54L12 55V57ZM19 56H21V55H19ZM19 56H16V57H19ZM22 56L24 57V54H22ZM33 56H34V54H33ZM61 56V57H62ZM100 59H96L97 57ZM127 56H129V55H127ZM135 56V55H134ZM150 56V55H149ZM158 56V55H157ZM156 55L155 56H152L153 58L155 57V58H158L159 59V57H157ZM165 56V55H164ZM167 56V55H166ZM205 56V55H204ZM210 56H213V55H210ZM224 56H226L225 54H224ZM224 56H222V58L224 57ZM30 57V56H29ZM36 57V56H35ZM38 57V56H37ZM37 57H36V59H37ZM80 57H83L82 55L80 56ZM147 57V56H146ZM151 57V58H152ZM177 57V58H178ZM206 58H207V55L205 56ZM228 57V56H227ZM229 57H231V56H229ZM2 58V57H1ZM14 58V57H13ZM39 58V57H38ZM87 58H88V56H87ZM86 58V59H87ZM91 58V57H90ZM101 58L103 59V60H105V61H103V60H101ZM118 58V59H117ZM135 58H136V56H135ZM165 58V57H164ZM170 58V57H169ZM210 59V61H212V59H211V57H209ZM15 59H17V58H15ZM27 59V58H26ZM35 59V60H36ZM41 59V58H40ZM56 59V60H57ZM71 59V58H70ZM81 58H78V60H80ZM85 59V58H84ZM138 59H135V61L137 60V62H138ZM148 59V58H147ZM167 60H168V58H166ZM173 59V58H172ZM180 59H179V61H180ZM225 59V58H224ZM224 59H223V61H224ZM1 60H3V59H1ZM7 60V59H6ZM5 60V61H6ZM13 60V59H12ZM38 60V59H37ZM42 60H39V61H42ZM82 60V59H81ZM91 60V59H90ZM108 60H109V62H108ZM130 60V59H129ZM153 60V59H152ZM161 60V59H160ZM163 60V59H162ZM178 60V59H177ZM181 61V63L183 62L184 63V61ZM199 60H201V62L199 61ZM214 60V59H213ZM215 60L216 61H218L216 58H215ZM4 61V60H3ZM3 61H0V110H1V107H3V108H6V107H8L10 104H12V102L13 101H16L15 102V104L16 103H19L20 105L22 104L23 106L26 104V103H28V102H30L29 100H31L30 99V96L28 97V94L27 93H29V91L28 90H30V87L31 86H33V87H35L34 85H30V82H29V84H28V86H29V88L27 89V88H25V86H27V81H31V80H25L23 77V82L24 81H26V82H24L23 84H22V87H20V83H22V80H20V79H22V78H19L18 80H17V78L19 77V76H21V75H17V74H22L21 72H19L18 71V73L16 72V70H17V68L15 67L14 68V70L12 69L13 68V65H8L7 66V64H10V63H8L7 62V64L5 63H3ZM4 61V62H5ZM8 61H9V59H8ZM14 61V60H13ZM24 60H22V62H23ZM60 61V62H59ZM71 61V60H70ZM107 61V62H106ZM154 61V60H153ZM159 61V60H158ZM172 61V60H171ZM174 61V60H173ZM172 61V62H173ZM222 61V62H223ZM20 62V61H19ZM18 62V63H19ZM38 62V61H37ZM36 62V63H37ZM76 62V61H75ZM81 61H79V62H77L78 64L80 63ZM85 62V61H84ZM88 62V61H87ZM131 62H133V63H135L134 62V60L133 61H131ZM161 62V61H160ZM168 62V61H167ZM185 62V63H186ZM208 62V61H207ZM214 63V65H218V67H219V65H221L220 64V62L219 63H217V62H215V61H213ZM228 62H230V60L228 61ZM17 63V62H16ZM24 63V62H23ZM62 63H64V60H63V62H61V66H62ZM96 63V64H97ZM140 62H138V63H136V64H139ZM148 63V62H147ZM152 63V62H151ZM164 63H166V62H164ZM169 63H170V61H169ZM174 63H176V62H174ZM178 63V62H177ZM181 63H179L180 65H182V66H184L185 65V67H186V64H188V63H186V64H181ZM215 63H217V64H215ZM225 63V62H224ZM25 64V63H24ZM38 64H40V63H37V65ZM75 64V63H74ZM84 64V63H83ZM87 64V63H86ZM128 64H130V62H128L127 63V65ZM154 64H156V63H154ZM189 64L187 65V67L189 66ZM208 64V66H209V64H210V62L209 63H207ZM207 64H205V65H207ZM211 64H212V62H211ZM226 64V63H225ZM6 65V66H5ZM18 65V64H17ZM20 65V64H19ZM26 65V64H25ZM36 65V64H35ZM76 65V64H75ZM146 65V64H145ZM144 65V67H146ZM151 65V64H150ZM157 66L159 65V64H156ZM168 65H170V64H168ZM172 66L174 65V64H171ZM170 65V66H171ZM223 65V64H222ZM2 66V67H1ZM11 66V67H10ZM34 66V65H33ZM60 66V68L62 69V67ZM129 66V65H128ZM136 67L138 66V65H135ZM140 66H142L141 64H140ZM140 66H138L137 67V69H139L140 68ZM155 67V65H154V72H155V68L157 69L158 67ZM190 66H189V68H190ZM26 67V66H25ZM32 67V66H31ZM43 67H41V68H43ZM76 67H78L77 65H76ZM153 67V66H152ZM162 68H164L163 66H161ZM160 67V71H163V69ZM166 67H167V65H166ZM166 67H165V69H166ZM176 67V66H175ZM207 66H205V68H206ZM222 67V66H221ZM224 67V66H223ZM232 67H233V65H232ZM34 68V67H33ZM37 68V67H36ZM35 68V69H36ZM39 68H40V66L38 67V69H36V71L37 70H39ZM73 68H74V65H73ZM80 68V67H79ZM78 68V69H79ZM98 68V67H97ZM146 68H148V67H146ZM170 68H172V67H170ZM170 68H168V72L170 73V71H171V69ZM183 68V67H182ZM204 68V69H205ZM212 68V67H211ZM214 68H217V67H215L214 66ZM16 69V70H15ZM64 69V68H63ZM84 69V70H83ZM133 69H134V66H133ZM132 69V70H133ZM141 69V68H140ZM139 69V73H140V70ZM143 69V68H142ZM170 69V70H169ZM177 69H179V68H177ZM196 69V70H197ZM201 70V72H204L205 70ZM207 69V68H206ZM213 69V68H212ZM217 69H219V68H217ZM222 69V68H221ZM225 69V68H224ZM229 69V68H228ZM263 69V70H262ZM31 70V69H30ZM74 70V69H73ZM81 70V69H80ZM92 70V71H93ZM151 70V69H150ZM209 70H210V72H211V69L209 68ZM214 70V69H213ZM212 70V71H213ZM220 70V69H219ZM21 71H22V69H21ZM29 71V70H28ZM32 71V70H31ZM40 71V70H39ZM42 72H44L43 70H41ZM63 71V70H62ZM79 71V70H78ZM90 71V72H89ZM129 71H131V75L129 74ZM144 71V70H143ZM145 71H147V70H145ZM158 72H160L159 71V69L157 70ZM167 71L165 72L164 71V74L165 75H168V73H167ZM189 71V70H188ZM200 71V70H199ZM207 71V70H206ZM217 71V70H216ZM46 72V71H45ZM137 72V73H138ZM142 72V71H141ZM172 72V71H171ZM201 72H198V75L197 76H199V74L201 73ZM206 73L205 72V74L208 76H206L205 78L206 79H202V78H199V77H203L204 75V73L202 74L201 73V75L198 77V79L199 80H204V81H206V80H209V79H207V78H211V74L212 73ZM32 73H34V75H36L35 74V71L33 70V72ZM59 73V74H58ZM63 73H64V71H63ZM62 73V74H63ZM84 73V75H85V77H84V75H82ZM102 73V74H101ZM138 73V74H139ZM144 73V72H143ZM167 73V74H166ZM174 73V72H173ZM213 73H215V72H213ZM39 74L41 75V73L39 72ZM48 74V73H47ZM64 74H66V73H64ZM97 74V75H98ZM155 74H156V72H155ZM177 74V73H176ZM181 74V73H180ZM179 74V75H180ZM185 74V73H184ZM191 74V73H190ZM196 74V73H195ZM195 74H191V76L192 75H195ZM217 74V73H216ZM223 74V73H222ZM31 75V74H30ZM29 75V76H30ZM33 75V74H32ZM31 75V76H32ZM34 75H33V77H34ZM46 75V74H45ZM71 75H72V73H71ZM74 75H76V74H74L73 73V76ZM96 75V76H97ZM170 75V74H169ZM173 75V74H172ZM172 75H170V76H172ZM182 75V74H181ZM215 75V74H214ZM214 75L212 74V77H213V80H216V81H211L212 80V78H211V82L210 83H212L211 85H210V83H209V86H207L204 82V84H205V87L207 86V87H209L210 88V91H211V87H212V89L214 88H216V89H218V88H220L221 86H222V88L221 89H225L224 91H225V93H227L228 94V91H229V89L232 87V86H230V87H228L229 89H227V91H226V88H227V85L226 86H224L223 84V82H224V79H226V78H221L222 79V82H220V80L221 79H217V78H215L214 79ZM219 75V74H218ZM234 75V76H233ZM23 76V75H22ZM28 76V75H27ZM28 76V77H29ZM30 76V77H31ZM38 76V75H37ZM42 76V75H41ZM47 76V75H46ZM49 76H51V74L49 75ZM47 77V79H43L42 81H45L46 82V80L49 82V78L50 77ZM62 75H60V77H61ZM104 76V77H103ZM137 76V75H136ZM140 76H142L143 77V75H140ZM184 76H187V75H184ZM210 76V77H209ZM221 76V75H220ZM220 76L218 77V78H220ZM247 76H249V77H247ZM28 77H25V78H27V79H29ZM32 77V78H33ZM40 77V76H39ZM45 76H44V74H43V77H40V78H44ZM158 77V76H157ZM161 77V76H160ZM163 78L165 77L164 75L162 76ZM176 77V76H175ZM175 77H173V78H175ZM188 77V76H187ZM187 77H183L182 76V78H184V80L187 78ZM193 77H195V76H193ZM222 77H223V75H222ZM229 77V78H230ZM264 77V76H263ZM31 78V79H32ZM53 78V77H52ZM51 78V79H52ZM76 78V79H77ZM106 78V79H105ZM169 78V81H170V77H168ZM168 78H166L165 77V79L162 81V80H158V79H160V78H158L157 80H155L157 83L156 84H158V82L159 81H162L163 83H162V85L164 84V87H162L161 86V84L159 85V88H164V89H160V90H158V92H156V93H154L155 91H157L156 89L158 88V85H157V87H155V89L154 88H151V90L152 89H154L155 91L152 93V91H151V94L153 95V94H155V95H153V97H154V101L153 102H155L156 103V105H154V108H158V106H159V108H162V109H159V110H157V108L155 109V111H157L156 113H154L155 111L153 110V112H147V111H149L150 109H151V107H153V102H152V99H150V105H147V107H146V109L147 110H145L146 112H147V114L149 115V113H150V115L151 114H155V117L153 116V115H151V118H150V115H149V118L147 117V120L149 121V122H151L150 121V119H152V120H156V122H154L155 123V126H153V128L155 129V128H157L158 130H161V128L159 129L158 127H163L162 128V130H164V129H166V131H169V127H171V124H175L178 120H180L179 119V117H182V116H180L181 114H179V117H178V119H174V117H176V116H174L175 114L174 113H176L177 114V112H176V110H177V108H178V103L180 102V100H178L179 102H177L176 100H177V97H176V99H175V102H176V104H174V103H172L173 101H171V99L170 100H168L169 98L168 97H166L165 95H166V93H168L167 92V90H170V88L168 89V87H170V86H167L166 88H165V85H166V83L167 82H169L168 81ZM242 78V79H241ZM54 79V78H53ZM102 79L104 80V83H103V81H102ZM138 79V78H137ZM137 79L136 80H134V82L135 81H137ZM142 79V78H141ZM144 79V78H143ZM153 79V78H152ZM167 79V80H166ZM181 79V78H180ZM188 79H190L189 81H191V79H192V77H190L189 76V78ZM194 79V78H193ZM197 79V78H196ZM195 79V80H196ZM254 79V78H253ZM256 79V78H255ZM33 80V79H32ZM41 80V79H40ZM60 80H61V78H60ZM148 80H150V78L148 79ZM148 80H146V81H148ZM174 80V79H173ZM183 80V81H184ZM250 80H252L251 78H250ZM249 80V81H250ZM18 81H20V83H18ZM36 81V80H35ZM41 81V82H42ZM54 81V80H53ZM55 81V82H56ZM83 81V80H82ZM81 81V82H82ZM102 81V82H101ZM108 81V80H107ZM140 81V80H139ZM164 81H167L166 83L164 82ZM176 81V80H175ZM187 81V80H186ZM197 81V80H196ZM227 81H228V79H227ZM232 81H234L233 79H232ZM253 81H255V80H253ZM253 81H252V84H253ZM56 82V83H57ZM110 82V81H109ZM108 82V83H109ZM111 82V83H112ZM133 82V83H134ZM142 82V81H141ZM152 82V81H151ZM191 82H194V80L193 81H191ZM236 82H234V83H236ZM262 82V80H260V82L259 83H261ZM26 83V84H25ZM54 83V82H53ZM53 83H51L50 82V84H47V85H51L52 86V84ZM65 83H68L67 84V86H66V84ZM107 83V84H108ZM147 83V82H146ZM161 83V82H160ZM170 83V82H169ZM169 83H168V85H169ZM176 83V82H175ZM187 83H189V82H187ZM196 83V82H195ZM207 83V82H206ZM226 83V82H225ZM231 83H233V82H231ZM254 83H256V81L254 82ZM259 83H257V84H259ZM40 84V83H39ZM44 84L45 83H43V86H44ZM58 84H57V86H58ZM135 84V83H134ZM136 84H138L137 82H136ZM155 84V83H154ZM156 84H155V86H156ZM173 83H171L170 85H172ZM176 84H178V82L176 83ZM183 84V83H182ZM198 84H199V82H198ZM201 84V83H200ZM229 84V83H228ZM264 83H261L260 84V87L259 88H257V87H253V85L251 86L252 87V89L254 90L255 88H256V90H257V92H255V91H253L254 93L253 94H251V95H248V94H250V90L248 91V94H247V96H245V97H242L241 96V93H240V97L241 98H238V99H236L235 101H234V99H233V102H235L233 105L234 106H238L239 104H241L242 105V110L241 109H239V110H236V108L234 109L233 108V106H232V101H229V100H227L228 98H229V96H232L231 94L228 96L227 95V101H229V102H231V107L233 108H231L230 107V103L229 102H227V104L226 105H228V103H229V105H228V107H230V109L229 110H235V111H233V112H235V113H237L238 115H242L241 117H243L244 115L246 116L248 113H251V116H252V114H253V116L255 117V121L253 120L254 118H253V116H252V120L254 121L253 122V124H251V122H252V120L250 121V123H249V125L248 126H250V127H248V126H246V124H248V122L246 121V123H245V120L247 119H244V118H242V120H244V121H240V119L241 118H237V114H235L234 113V115H235V117H233L232 116V112L230 113V115L232 116V119H231V117H229V119L233 122V124H232V122L230 123V121L228 122L230 125H231V127H228V128H226L227 127V124L225 123V121H221V124H222V127L221 128H223V124L225 123L226 124V126L224 127V128H226V129H229V130H231V131H229V132H232L233 131V133H231V134H229V135H231V136H229V139L228 138H225L226 140L224 141L223 139L222 140H220V141H222V142H219V144H220V146L222 145V143H223V149L221 148V149H219V151H221L220 152V157H221V159H220V166H218L217 165V163L219 162H217L216 163V161H215V163H214V159L212 160V161H210V159H209V161H210V163L208 164V165H206V162L208 161V160H203L204 162H205V165H204V162H202V161H200L201 160V158H203L204 156H202V157H199L198 158V156L199 155H197V160H198V168H201V169H204V167L206 166V168L205 169H208V167L207 166H209V167H211L210 165H212V170H210L211 168H209V171H208V173H207V176L206 175H204V176H206L205 178L206 179H203L202 178V181L203 180H205L206 182H205V184H207L206 186H205V188H204V190H203V193H201V195L202 196H205V201H204V203L207 201V202H210L211 204H213V206L211 205V208H213V207H216V211L215 210H212V209H210V208H205V207H207L208 205H206V203L204 204L205 205V207L204 208H201L202 206L201 205H199V204H201L202 203V201H203V197H201L202 199H200L201 201H199L200 203L198 204L199 206H201L200 208H198V207H195V205L197 204L196 202L198 201V199L200 198V196H199V198L197 199V198H195L196 199V201H195V199L194 198H192L193 199V201H195L194 203H195V205L192 203V205H193V207L194 208H196V209H192V210H194V211H192L191 210V208H193V207H190V208H188L189 210H191V213H190V211L188 210L187 211V213L186 214H189L188 216L190 217V219H191V221H192V225L191 226H189V225H187L188 223L190 224V221L189 222H185L186 224H185V226H187V227H185L186 229H184V230H178L179 231V234H181L180 236L178 235V237H179V239H177V244H178V241H179V245H178V248H179V246H180V252H178V248H177V244H174L173 245V248H171L172 249V253H171V255L173 256H171V258L169 257V259H170V261H169V259H167V258H165V256H164V258H165V260L166 261H168L169 262V264H204L203 262V260L204 259H206V258H210L212 261H211V263H215L216 264V262L218 261L217 259L218 258H222V257H220L219 255L220 254H222L221 256H223L224 254L226 255V253H228V255H230L229 253H231V255L229 256V258H231V256L232 255H236V257H237V259H235V261L237 262V260L241 263V264H245V263H249V259H250V257L251 256H253V255H257V253L260 255L261 253H259V252H257V253H254V251H253V253H252V250L254 249H261L260 247L261 246H263L264 247V111H263V108H262V110L260 109V108H258L257 106H259V103L260 102H258V100H260V99H264V96L262 97V98H258V96L260 95V94H264V85H263ZM24 85V86H23ZM89 85H92L91 87V89H89L88 91H87V86ZM110 85V84H109ZM109 85H107V87L109 86ZM147 85V84H146ZM149 85V84H148ZM152 85H153V83H152ZM179 85V84H178ZM188 85V84H187ZM190 85V84H189ZM195 85V84H194ZM247 86V89H245L243 86ZM255 85V84H254ZM261 85H263L262 87H261ZM38 86V85H37ZM46 86V85H45ZM48 86V87H49ZM54 86L56 87V85H55V83H54ZM54 86H52L51 88H53ZM70 86V87H71ZM85 86V87H84ZM88 86V87H89ZM98 86V87H97ZM111 86H112V84H111ZM111 86H109V88L111 87ZM133 86V85H132ZM142 86H143V82H142ZM142 86H140V88H142ZM151 86V85H150ZM198 86V85H197ZM211 86V87H210ZM223 86L225 87V88H223ZM25 88L26 90H24V93H22V91H21V88ZM48 87H47V89H48ZM54 87V88H55ZM60 87V86H59ZM84 87V88H83ZM98 88V91H99V89H101V88ZM106 87V89H108ZM113 87V86H112ZM145 87V86H144ZM147 87V86H146ZM152 87V86H151ZM176 87L177 86H175V89H176ZM181 87V86H180ZM192 86H190L189 88H191ZM41 88H43V87H41ZM45 88V87H44ZM51 88L49 87V89H50V91H52L51 90ZM58 88V87H57ZM57 88H55V89H57ZM81 89V90H79L78 91V89ZM132 88V87H131ZM139 88V87H138ZM137 88V89H138ZM171 88H173V87H171ZM179 88V87H178ZM194 88V87H193ZM195 88H196V86H195ZM202 88H204L203 87V85H202ZM242 88H244V92H242L241 91V89ZM60 88H58V90H59ZM61 89H60V91H58V90H56L57 91V93L58 92H60V93H58V94H62L61 92L63 91H61ZM110 89H113V88H110ZM109 89V90H110ZM133 89V88H132ZM134 89H136V88H134ZM137 89L135 90V91H137ZM143 89V88H142ZM141 89V90H142ZM145 89V88H144ZM143 89V91H145ZM147 89H149L148 87H147ZM233 89V90H234ZM249 89H251V88H249ZM37 90V89H36ZM35 90V91H36ZM72 90H73V92H72ZM102 90H105V89H101L100 90V92L102 91ZM109 90H107L108 92H111V90L109 91ZM191 90H192V88H191ZM198 90V89H197ZM199 90H200V88H199ZM231 90V89H230ZM233 90H231V91H233ZM243 90V89H242ZM246 90V91H245ZM27 93H26V92ZM55 91V92H56ZM83 91L81 92V93H83ZM92 91H93V89H92ZM97 90H96V92H98ZM106 91V92H107ZM132 91V90H131ZM134 91V90H133ZM139 91V90H138ZM137 91V94L140 92H138ZM150 91V90H149ZM173 91H174V88H173ZM183 90H181V92H182ZM208 91V90H207ZM206 90H205V92H207ZM216 91V90H215ZM214 91V92H215ZM221 91V90H220ZM219 91V92H220ZM46 92V91H45ZM48 92V91H47ZM52 92H54V91H52ZM54 92V93H55ZM85 92H84V95H86L85 94ZM96 92H95V94H96ZM119 92V93H118ZM213 91H212V93H214ZM222 92V91H221ZM25 93H26V95H25ZM33 93V92H32ZM37 94H38V96H39V94H42L41 95V97H39V99L42 101V97L44 96L43 95V93H38V92H36ZM74 93V94H73ZM76 93V94H77ZM80 93V94H81ZM112 93V92H111ZM124 93H122V95L124 94ZM169 93H171V91L169 92ZM168 93V96H170V94ZM185 93V92H184ZM187 93V92H186ZM198 93V92H197ZM209 93V92H208ZM216 93H218V92H216ZM231 93V92H230ZM233 93L235 94V91H233ZM22 94H24V96L26 97H24V99H25V101H27V102H25V104H23L24 103V100L23 101H21L22 99L20 98V97H22L23 98V95ZM34 94V99H33V97H32V100L34 101L35 100V105L37 104V102H39V101H37L36 99V97H38L37 96V94H35V93H33ZM32 94V95H33ZM44 94H46V93H44ZM48 94H51V93H49L48 92ZM48 94H46L45 95V99L46 100H44L43 101V103L41 102V104L38 106V104L40 103H38L36 106L38 107V108H40L42 111H43V115H42V117H40V118H42V120H40V121H42V128H39V127H41V126H38V129L36 130H34V132H33V135H34V133L37 135V137H39V138H41V137H43L44 135H46L45 136V139H46V137H47V135H49L48 136V138L47 139H51V137H50V135L51 134H53V135H55V136H58V134H60V132H61V129L64 127V129H67L68 127H66L65 128V126H67V125H69L70 123H71V119L74 117H71V115H73L74 113L76 114L77 112H76V110H78L77 109V107H78V105H79V109H86V107H87V104L85 105V103L86 102H84V101H86V97L85 98H83V97H81V98H78V97H80L81 95H83V94H81V95H79L78 96V94H77V96H76V94H75V96H74V98H76L77 97V99L79 100V102L82 100V98H83V101H81L82 103L81 104H83V106L80 104V103H78V105L76 106V103L78 102H76L75 103V105H74V103H70V101L69 100H71V99H69V100H67L66 98L67 97H65V96H67V95H65L66 93H64V95L65 96H63V94H62V96L60 97V95H58V94H56L57 96L56 97H60V99L63 97V99H61L60 101H62L63 102V104H62V102H60L61 104H59L58 102V100H59V97L58 98H55V96H47ZM93 93L91 92V96H93L92 95ZM98 94H100V93H97V95ZM105 94V93H104ZM104 94L102 93L101 95H103V99H104ZM117 94V95H116ZM129 94V93H128ZM140 94V97L143 95V96H145L144 94H142V93H139ZM142 94V95H141ZM172 94H173V92H172ZM175 94H176V92H175ZM183 94V93H182ZM181 94V95H182ZM188 94V93H187ZM190 94V93H189ZM194 94V96H195V94L196 93H193ZM192 94V95H193ZM200 94H202V93H200ZM200 94H198V95H200ZM215 94V93H214ZM233 94V95H234ZM236 94H238V91L236 92ZM245 94V95H246ZM22 95V96H21ZM51 95H53V93L51 94ZM90 95V94H89ZM89 95L87 96V97H89ZM93 96L94 98H98V96ZM112 95H113V93H112ZM112 95H111V97H112ZM135 95V93L133 92V96ZM146 95H147V93H146ZM150 94L148 93V96H149ZM151 95V96H152ZM177 95H178V93H177ZM180 95V96H181ZM197 95V94H196ZM213 95V94H212ZM220 95H221V93H220ZM219 94L217 95V96H220ZM224 95V92L222 93V96ZM106 96H107V94H106ZM110 96V95H109ZM138 96V95H137ZM179 96V97H180ZM184 96V95H183ZM182 96V97H183ZM210 96V95H209ZM260 96H262V95H260ZM48 97H51V98H54V100L58 103H54V101H52L53 99H51L50 101H48L49 99H47ZM65 97V98H64ZM93 97H91L90 99H92ZM102 96H99V98H101ZM140 97H137V98H134V100L135 99H140L141 100V98ZM152 97V98H153ZM175 97V96H174ZM182 97H181V100H183L182 99ZM189 97V96H188ZM205 97V96H204ZM208 97V96H207ZM211 97H213V96H211ZM215 97H216V95H215ZM215 97H213V99H215ZM224 97V96H223ZM235 97V96H234ZM28 98V99H27ZM36 98V99H35ZM42 98V99H41ZM69 98V97H68ZM93 98V99H94ZM98 98V101L100 100ZM123 98H124V95H123ZM130 99H131V97H129ZM143 98V97H142ZM145 98V97H144ZM167 98V99H166ZM171 98V97H170ZM186 98V97H185ZM190 98V97H189ZM196 98V97H195ZM200 97H198V99H199ZM27 99V100H26ZM38 99V100H39ZM57 99V100H56ZM65 99H66V101H65ZM90 99L88 100V98H87V100H88V104L89 103H91V101H93V100H91L90 101ZM95 99V100H96ZM117 99L119 100V101H117ZM179 99V98H178ZM212 99V98H211ZM220 99V98H219ZM219 99H218V102H219ZM230 99V98H229ZM17 100H19V101H17ZM31 100V102L33 103V101ZM133 100V101H134ZM140 100H139V102H140ZM174 100V99H173ZM193 101L194 100V97H193V99H190V101ZM196 100V99H195ZM194 100V101H195ZM222 100V99H221ZM220 100V101H221ZM226 100H224L225 102H226ZM20 101H21V103H20ZM69 101V102H68ZM102 102H106L107 103V98H106V100L104 99V100H101ZM111 101H113V102H111ZM128 101V100H127ZM132 101V106L136 103L137 104V106L139 105L140 106V103H142L141 105H142V107L144 106L145 107V105H143V103H144V101L143 102H140V103H137L138 101L137 100H135L134 102ZM137 101V102H136ZM211 101V100H210ZM215 101V100H214ZM214 101L212 102V105H213V103H214ZM223 101V100H222ZM260 101H262V100H260ZM23 102V103H22ZM46 102H48V103H46ZM53 102V103H52ZM73 102H75L74 100H73ZM94 102H97V101H94ZM124 102V101H123ZM152 102V103H151ZM199 102V101H198ZM202 102V101H201ZM32 103H30V106H32ZM98 103H101L100 101L98 102ZM106 103H104V106L105 105H108V104H106ZM149 103V102H148ZM188 103V102H187ZM195 103H196V101H195ZM203 103V102H202ZM215 103H216V101H215ZM221 105H222V103L221 102H219ZM224 103V102H223ZM13 104H14V102H13ZM29 104V103H28ZM33 104V105H34ZM92 104V103H91ZM101 104H103V103H101ZM100 104V105H101ZM112 104H111V106H112ZM116 104V103H115ZM117 104V105H118ZM128 104V103H127ZM127 104H125V106L124 107H126L127 106ZM144 104H146V103H144ZM189 104V103H188ZM210 104V103H209ZM220 104H218L217 103V105H219L220 107H221V105ZM225 104V103H224ZM238 104V105H237ZM262 104H264L263 102H262ZM261 104V105H262ZM81 105V106H80ZM95 106H96V104H94ZM98 106V107H101V106ZM114 105V104H113ZM116 105V106H117ZM185 105V104H184ZM196 105H197V103H196ZM196 105H194V106H196ZM211 105V104H210ZM13 106V105H12ZM28 106V105H27ZM86 106V107H85ZM94 106V107H95ZM104 106H102V108L104 107ZM136 105L135 106H133V107H130V102H129V107L130 108H134L135 109V107H137ZM138 106V107H139ZM150 106V107H149ZM161 106V107H160ZM179 106H180V104H179ZM191 106H193V105H191ZM194 106H193V108H194ZM205 106V105H204ZM215 106V105H214ZM213 106V107H214ZM224 106V105H223ZM223 106H222V108H223ZM22 107V106H21ZM20 107V108H21ZM34 106H32L31 108H32V110L35 108H33ZM36 107V109H34V110H38V108ZM81 107V108H80ZM82 107H84V108H82ZM89 107L91 108V105H88V108L85 110V111H83V112H81V114H83V116L80 114L79 115V117L80 116H82V118L83 117H86V115H87V112L89 111H91V112H93L91 109L89 110ZM93 107V108H94ZM106 107V106H105ZM138 107H137V110H138ZM141 107V108H142ZM149 107V108H148ZM182 106H180V108H181ZM197 107H198V105H197ZM197 107H195L196 109H197ZM212 107V108H213ZM220 107L218 108V109H220ZM23 108V107H22ZM25 108V107H24ZM113 109V108H115V106L113 107H109V109ZM117 108H118V106H117ZM121 108H123V106L121 107ZM183 108H184V106H183ZM203 108H206V107H203ZM217 108V107H216ZM221 108V110H223V109H225L224 111H225V113L224 114H228L229 112H227L226 113V107L224 106V108L222 109ZM95 109V108H94ZM103 109H105L106 111H107V108H103ZM108 109V110H109ZM192 109V108H191ZM190 109V110H191ZM195 109V110H196ZM211 109V108H210ZM13 110V109H12ZM11 110V111H12ZM14 110H16V109H14ZM19 109H17L16 111L17 112H19L18 111ZM25 110V109H24ZM34 110L33 111H31V110H28L27 109V112L29 111H31V113L33 112L34 113ZM40 110V111H41ZM88 110V111H87ZM96 110H97V108H96ZM99 110V109H98ZM115 110V109H114ZM118 110H120V109H118ZM140 110V109H139ZM139 110L137 111V112H139ZM215 111H216V109H214ZM219 111V115L216 117V118H214L215 116H216V114H218V112L217 113H215V115L213 114L211 117H213V118H210L211 120H214V119H217L218 117H220L221 118V115H220V113L222 112V111ZM227 110H228V108H227ZM16 111H15V113H16ZM39 111V112H40ZM41 111V112H42ZM80 111V110H79ZM78 111V112H79ZM87 111V112H86ZM100 111V110H99ZM104 111V110H103ZM102 111V109H101V112H103ZM105 111V113H106V115H107V112ZM123 111V110H122ZM151 111H152V109H151ZM158 111H160V112H158ZM179 111V110H178ZM201 111V110H200ZM210 111H213V110H210ZM3 112V111H2ZM5 113H7L8 111H7V109L4 111ZM27 112H26V114H27ZM38 112V111H37ZM36 112V113H37ZM40 112V113H41ZM86 112V113H85ZM109 112H112L111 110H109ZM117 112H119V111H117L116 110V114H117ZM128 111H126L124 114H125V116H126V113H127ZM133 112H134V110H133ZM136 112V111H135ZM133 113V115H131V118L130 119H132L133 117L132 116H136V114H137V112L136 113ZM187 112V111H186ZM190 112H192V111H190ZM193 112H194V110H193ZM192 112V113H193ZM205 112H207L206 110L204 111V113ZM244 112H245V114H244ZM246 112H247V114H246ZM1 113V112H0ZM5 113H4V115H5ZM12 113H14V112H12ZM23 113H25V112H23ZM23 113H21L20 115H19V113H18V115H19V117L21 116H23ZM35 113V114H36ZM80 113V112H79ZM79 113H77V114H79ZM98 113V112H97ZM104 113V112H103ZM105 113L103 114V116L102 117H104L103 119H105ZM115 113V111L114 112H112V114H114ZM120 113H122V112H120ZM129 113L131 114L132 113V110H131V112L129 111ZM141 113V112H140ZM140 113H138V114H140ZM180 113V112H179ZM199 113H201V112H199ZM203 113V112H202ZM203 113V114H204ZM208 113V112H207ZM210 113V112H209ZM3 114V113H2ZM2 114H0L1 116H2ZM8 114H10V111L7 113V115ZM39 114V113H38ZM42 114V113H41ZM62 114H64L63 116H62ZM65 114H67V115H65ZM84 114H86L85 116H84ZM90 114V113H89ZM87 115V116H92V118L93 117H95V114H90V115ZM123 114V113H122ZM124 114H123V116H124ZM174 114V115H173ZM186 113L184 112V115H185ZM191 114V113H190ZM194 114V113H193ZM192 114V115H193ZM197 114V113H196ZM224 114H222V116L224 115ZM244 114V115H243ZM4 115L2 116V117H4ZM31 115H33V114H31ZM70 115V116H69ZM98 115H102V113L101 114H99L98 113ZM111 115V114H110ZM121 117H122V115L121 114H119ZM119 115H118V118H119ZM142 115H144V114H142ZM172 115H173V117H172ZM187 115V114H186ZM201 115V114H200ZM199 115V116H200ZM210 115H211V113H210ZM250 115V114H249ZM0 116V117H1ZM10 116H12V114L10 115ZM8 117V118H11V117ZM16 116V121H18V118H17V115H15ZM28 116V115H27ZM36 116V115H35ZM38 116V115H37ZM39 116H40V114H39ZM60 116H62V117H64V118H62L63 120H61V118H60ZM65 116H67V118L65 117ZM108 116H109V114H108ZM117 116V115H116ZM115 116V117H116ZM129 115L127 114V116L126 117H128ZM139 117H141L140 115H138ZM177 116H178V114H177ZM196 116V115H195ZM203 116V115H202ZM202 116H201V118H202ZM206 116V113L204 114V118H205V120L204 119H198V120H196V121H199V120H204V121H207L208 122V120H206V119H208L207 117H205ZM208 116H209V114H208ZM225 117H226V115H224ZM223 116V117H224ZM228 116V115H227ZM239 116V117H240ZM248 116V115H247ZM246 116V117H247ZM250 116V117H251ZM5 117H6V115H5ZM13 117V116H12ZM21 117H20V119H21ZM78 117V116H77ZM76 117V118H77ZM78 117V118H79ZM97 117V116H96ZM126 117H122L123 119L125 118V120H127V118ZM130 117V116H129ZM146 117V116H145ZM154 117V118H153ZM171 117H172V119H171ZM198 117V116H197ZM210 117V116H209ZM222 117V118H223ZM37 118V117H36ZM35 118V119H36ZM59 118H60V120H59ZM75 118V119H76ZM76 119L77 120V123H78V127H79V124H80V122H78L79 121V119ZM81 118V122L83 121L84 122V120H86V118L83 120ZM88 118V117H87ZM122 118L120 119V120H118L117 118H115V119H117V121H120V123L122 122ZM136 118H137V116H136ZM193 118V117H192ZM200 118V117H199ZM12 119V118H11ZM31 119H32V117H31ZM74 119V118H73ZM74 119V120H75ZM94 120H95V118H93ZM102 119V123H100L101 122V120L99 121V119H98V121H96V122H99L100 124H101V126H100V124L98 125V126H96L95 124H94V122H93V124H92V122L90 123V124H92L93 125V127L89 124V125H86V126H89V127H91V128H93V130L92 131H94V132H96V130L97 129H99L100 128V130H97V131H99V132H97V133H99V134H94L93 133V135L95 136V135H98L99 137H100V139L98 140L97 139V141L95 142L94 140H96V138H97V136L96 137H93V141L95 142V143H90V142H93L92 141V138L90 139V138H88V136H89V133L91 134L92 132H87L86 131V129L88 128L89 129V127H87L86 129L84 128L85 126H83V127H81L82 125V123L80 124V129H82V130H85L84 132H87L88 133V136H87V134H85L87 137H85V135H83L82 133V137L78 140V141H76L77 139H75L76 138V135L78 134H80V132L79 133H77V127L75 128V130H76V132L75 133H73V136L72 137H74V139H71L70 137H69V135H72V133L71 134H69L68 135V133H69V131H66V132H68V133H61V135H65L64 137V139H62L61 138V135H59V139H57L58 137H56V138H54L52 141H48L49 143H53V142H56V141H59L58 143L56 142V144L55 145H57L58 146V148H59V146H61L62 144H60L61 143V141H62V143L64 144L65 143V146H67L68 144H70V148L72 147L73 148V146H75V148H74V151H73V153H72V149L70 150V148H69V145L67 146L68 148H69V150L67 149V147H65V146H62L63 148L65 147V149H64V151H63V159H66L65 161L67 162V165H65L66 166V168H67V173H69L68 174V176L66 177V178H68L69 177V175L71 174L73 177L75 176V178H73L72 176H71V178H73V179H71L70 181H68L70 178H68V180L66 179V181L67 182H70V186H69V183H68V186H69V188H67L66 190H68V189H70L69 191H70V198H72L71 199V201L69 202L70 203V205H71V207L72 206H76L75 208L77 209L76 211H74V210H72L73 212L72 213H70V214H72V215H70L71 217H72V219H79V221H77V222H80V220H81V218L83 219V221H81V224H83V225H81L80 224V226L82 227V226H88L87 227V231H88V228L90 227L91 229L93 228V227H95L93 230V232H92V230H90V228H89V231L90 232H92L91 234H90V232L88 233V236H89V238L86 236L85 238H87L86 240V242H87V245L88 246H91V247H93L92 249L93 250H95V249H100L99 250V252H100V254H102V252H104L105 254H103V256H101V257H106V254H108L109 256V258H107V259H109L108 261H109V263L108 264H112V262H111V260H113L114 258H115V255L116 254H112V251H110V250H113L114 248V246H116L115 244V242H118V241H115V239H114V235H115V229H114V227H113V231L115 232H113V231H111L112 230V228H110V227H112V225H109V227H108V229H109V231H111L110 233H112V234H110L107 230H106V228H107V221L109 220H104V219H102L103 218V214L105 213L106 215L109 213V212H105L106 211V209H107V211H109V206H112L113 207V205H110V204H107V201H109V199H108V196H110V194H112L111 192L113 191V192H116V193H119V191L121 190V186L119 185V184H117L116 185V183L115 182H113V180H112V178L115 176V172H112L113 173V177L112 176H110L112 173H111V171H107V172H110V173H108V174H105V169L107 170L108 168H106V165L107 164H111V161H112V157L111 156H114L115 155V152L116 151H113V152H111V154H109L110 153V149L112 150H115V148L113 147V146H116L117 147V142H116V139L115 140H113V143H112V139H111V143H109V141L107 140V141H104V140H102L101 138H103V136L105 137V134H106V126H104V125H107L108 126V124L109 123H107V124H104V123H106V122H109V121H107V119H110L111 121L112 120H114V119H111V117L109 116V118L106 116V120H103ZM138 119V118H137ZM183 119L184 118H182V121H183ZM186 119V118H185ZM185 119H184V122H182L183 123V125L185 124V123H187L188 122V120L187 121H185ZM189 119H191V118H189ZM229 119H227V120H229ZM249 119V118H248ZM247 119V120H248ZM8 120V119H7ZM22 120V119H21ZM24 120H25V123H27V121H29L30 120V117H25L24 118ZM90 119H87V121H89ZM124 120V121H125ZM135 120V119H134ZM134 120L132 119L131 121V123L133 124L134 123ZM223 120H226V118L225 119H223ZM227 120H226V122H227ZM6 121V120H5ZM11 121V120H10ZM106 121V122H105ZM116 121V120H115ZM116 121V122H117ZM193 121H195V118H194V120ZM200 121V122H201ZM218 121V120H217ZM217 121H215V125H216V122ZM1 122V121H0ZM13 123H14V121H12ZM20 122L21 121H18L17 123H19L20 124ZM95 122V123H96ZM129 121H127V123H128ZM142 122V121H141ZM180 122H181V120H180ZM203 122V121H202ZM209 122H211L210 120H209ZM214 122V121H213ZM2 123L4 124V121H2ZM6 123V122H5ZM8 123H10V124H8ZM24 123V124H25ZM30 123V122H29ZM35 123H36V120H35ZM38 123H39V121L37 120V124L36 125H38ZM75 121H72V127L75 125ZM120 123H118L117 125H118V127H119V129H124V132L123 133H125L126 132V130H127V128H128V125L130 124V122H129V124L127 125L126 123V125L124 124V122H122L123 124H120ZM137 123H139V119H138V121L136 122V126H137ZM190 123H191V121H190ZM189 123V125H191ZM192 123H194V122H192ZM199 123V122H198ZM204 123V122H203ZM7 124L8 125H12L11 124V122H7ZM19 124H17V125H19ZM24 124L22 123V124H20V125H23L24 126ZM32 124V123H31ZM74 124V125H73ZM86 124H88V123H86ZM111 125L113 124V123H110ZM116 124V123H115ZM119 124L120 125H124L122 128H121V126H119ZM143 125H144V123H142ZM177 124V123H176ZM178 124L180 125L179 126V128L181 127V123H179L178 122ZM196 124H197V122H196ZM210 124H212V122L211 123H207V125L206 126H209ZM214 124H212L213 126H214ZM224 124V125H225ZM8 125H4V126H8ZM17 125H15V126H17ZM35 125V126H36ZM77 125V124H76ZM103 125V126H102ZM116 125V126H117ZM151 125V124H150ZM159 125V126H158ZM168 125H169V127H168ZM193 125V124H192ZM200 125V124H199ZM204 125H205V123H204ZM204 125H200V127H202L203 128V126ZM219 124H217L216 125V127H217V130H216V132H218V135H219V126H218ZM229 125V126H230ZM244 125L246 126L245 127V129H247V130H245L246 131V133H244V134H242L241 133V131H239V132H235L234 131V129H237L238 127H240V128H242L243 127V129L242 130H244ZM3 126V125H2ZM4 126H3V128H1V125H0V129H4ZM13 126V125H12ZM95 126L97 127V128H95ZM126 126H127V128H126ZM131 126V125H130ZM133 126V125H132ZM139 126V125H138ZM146 126V125H145ZM144 126V127H145ZM147 126H149V125H147ZM146 126V127H147ZM168 128H167V127ZM173 126V125H172ZM177 126V125H176ZM188 126V125H187ZM194 126L196 127V128H198L197 126L198 125H195V123H194ZM206 126H204V127H206ZM18 127V126H17ZM20 127V126H19ZM18 127V128H19ZM26 127V126H25ZM31 127V126H30ZM71 127V126H70ZM71 127V128H72ZM75 127V126H74ZM73 127V128H74ZM117 127V128H118ZM126 129H125V128ZM191 127V126H190ZM193 127V126H192ZM212 127V126H211ZM211 127H209V128H211ZM216 127H212L213 128V130H212V132L210 131V130H208V132L210 131V133H213V132H215V129L214 128H216ZM11 127H9L8 126V128L5 130L6 131V133L7 132H12L14 129H16V127H12V128H14L12 131H11V129H10ZM52 128H53V130H52ZM107 128H109L110 130H111V128L110 127H107ZM132 128V127H131ZM131 128H128V130L129 129H131ZM136 127H135V124H134V129H135ZM174 128H175V126L174 127H172V129L174 130ZM186 128V127H185ZM207 128L208 127H206V130H207ZM208 128V129H209ZM211 128V129H212ZM221 128H220V130H221ZM240 128H238V130H241ZM8 129H10L9 131H8ZM51 129V130H50ZM69 129V128H68ZM80 129H79V131H80ZM119 129L117 130L118 132H119ZM134 129H132V130H134ZM145 129V128H144ZM147 129V128H146ZM152 129V128H151ZM168 129V130H167ZM188 129V128H187ZM190 129H192V128H190ZM193 129H194V127H193ZM192 129V131H197V130H193ZM201 129V128H200ZM205 129V128H204ZM2 130H0L1 132H4V131H2ZM19 130H20V128H19ZM18 130V131H19ZM32 130V131H33ZM70 130V129H69ZM82 130H81V132H82ZM150 130V129H149ZM162 130H161V132H162ZM173 130H171L170 129V132L171 131H173ZM176 130H177V132H179V130H178V128H176ZM175 130V131H176ZM199 130V129H198ZM203 130V129H202ZM200 131V132H202V134L199 132V131H197V132H199V133H196V132H192V134H194V133H196V134H194L193 136L192 135H190V136H187V137H190V138H187V139H191V140H193L192 142H191V140L189 141V143L191 142V143H199V141H200V139L201 140H203V141H200V144H201V146H200V144H196V145H193V148H194V146H197L198 145V147H200V148H202V149H200V148H194L195 150L196 149H199V153L198 152H196V151H192V149L193 148H191V151H190V149H188L187 148V151H189V152H193L191 155H193L194 157V159H195V155H196V153L197 154H200V156L201 155H204L206 152H202V150L203 151H205L204 150V148H206V146H207V144H203V142L205 143V142H207V141H204V139H209L210 138V136L211 135H209V137L207 136V134L205 135V133H204V135H203V132L204 131ZM205 130V131H206ZM15 131H17V130H14V133H12L11 135H12V137H14L13 136V134H15L16 135V137H17V135H18V133L16 134L15 133ZM21 131V130H20ZM29 131H30V129H29ZM29 131H28V129H27V131L25 130L24 131V129H23V131H21L20 133H25V134H27L26 136H28V137H26L25 135H22V134H20L19 133V135H21L22 137L24 136V138L26 137V139L27 138H29V134H31V133H29ZM63 131V130H62ZM71 131H72V129H71ZM89 131H91V129L89 130ZM108 132H109V130H107ZM121 131L122 130H120V132H119V134H118V136L121 134V135H123V136H125L123 133H121ZM130 131V130H129ZM134 131H136V129L134 130ZM146 131V130H145ZM156 131V130H155ZM27 132V133H26ZM31 132V131H30ZM65 132V131H64ZM83 132V133H84ZM111 132V131H110ZM109 132V133H110ZM131 132V131H130ZM147 132H148V130H147ZM160 132V131H159ZM183 132V131H182ZM208 132H206V133H208ZM225 132H228L227 130H225ZM224 132V133H225ZM236 134H235V133ZM244 132V131H243ZM5 133V134H6ZM112 133H114V132H112ZM115 133H116V131H115ZM127 133V132H126ZM132 133L133 132H131V133H129L128 132V134L129 135H132ZM135 133H137V132H135ZM143 133H144V130H143ZM152 133V132H151ZM158 133V132H157ZM169 133V132H168ZM176 133V132H175ZM184 133V132H183ZM220 133H222L223 135H224V137H226L225 135H226V133L224 134L223 133V131L221 130V132ZM68 135V139H69V141H71V140H73V142H69V143H67V145H66V141H68L67 140V135ZM81 134H80V136H81ZM108 134V133H107ZM134 134V133H133ZM138 134V133H137ZM141 134V133H140ZM146 134V132L144 133V135ZM149 134V133H148ZM154 134H156V133H154ZM161 134V133H160ZM172 134V133H171ZM215 134V133H214ZM228 134V133H227ZM11 135L9 136V137H11ZM93 135H91V136H93ZM141 135H143V134H141ZM158 136H159V134H157ZM157 135H155V136H157ZM217 135V134H216ZM215 135V137H220V136H216ZM223 135H221L222 137H223ZM1 136H3V138H5V136L8 138V136L7 135H4V133H2V134H0V138L2 139V137ZM21 136H19V137H21ZM30 136H32V135H30ZM80 136H78V137H80ZM84 136V137H83ZM109 136V135H108ZM112 136H114V135H112ZM133 136V135H132ZM169 136V135H168ZM172 136V135H171ZM174 136V135H173ZM207 136V137H206ZM213 136V135H212ZM11 137V138H12ZM16 137H14V139H16ZM50 137V138H49ZM77 137V138H78ZM111 137V136H110ZM114 137H116V136H114ZM119 137H121V136H119ZM118 137V138H119ZM147 137V136H146ZM148 137H150V136H148ZM166 137V136H165ZM179 137H180V135H179ZM191 137H193V138H191ZM206 137V138H205ZM221 137V138H222ZM18 138V137H17ZM44 138V137H43ZM52 138H53V136H52ZM87 138V139H86ZM105 138H107L108 139V137L106 136ZM113 138V137H112ZM117 138V137H116ZM129 138V136L127 137V140L129 141V143H128V141H127V143H128V145H129V149H128V151H127V155L129 156V154H130V156H132L131 158H129L126 154H124L123 156H121V157H119L120 155H122V151H126V149H125V147L123 148V149H125V150H121V152H120V155H118V159L119 158H121V159H119V161L117 160V156L115 157H113V158H115V160L113 159V161H112V165L114 164V165H116V163H118L120 166H121V168H122V164L124 165V163H125V161L124 162H122L123 160H125L124 158L125 157H127V160H132V161H136L137 160V158L135 159V157L136 156H138L139 154H135V152H137V151H135L134 152V155H133V150L134 149H138V148H136L137 147V145L135 144L134 145V143L132 144L131 143V141H133L132 140V138H131V141L128 139ZM134 139H135V137H133ZM158 138V137H157ZM177 138V137H176ZM175 138V139H176ZM213 138V137H212ZM0 139V140H1ZM12 140V142H11V144H10V140L8 139H6L9 143H8V145L9 146H11V147H13L14 145L12 144L13 142H17L16 140ZM19 139V138H18ZM22 139V143L24 142V140L25 139H23V138H21ZM21 139H19L20 141H21ZM42 139V138H41ZM57 139V140H56ZM65 139H66V141H65ZM71 139V140H70ZM88 139H89V141H88ZM104 139V138H103ZM114 139V138H113ZM120 139V138H119ZM143 139H144V137H143ZM146 139V138H145ZM148 139V138H147ZM162 139H163V137H162ZM170 139V138H169ZM175 139H173V140H175ZM186 139V138H185ZM215 139H217V138H214L213 139V141L211 142L213 145L216 143H213L214 142V140ZM220 139V138H219ZM3 140V139H2ZM5 139H4V143H5V141H6ZM18 140V141H19ZM31 140V139H30ZM30 140H28L27 139V144L29 143L28 141H30ZM32 140H34V137H33V139ZM31 140V141H32ZM37 139H35V141H36ZM76 142H75V141ZM110 140V139H109ZM122 140H124V139H122ZM141 140V139H140ZM150 140V139H149ZM165 140V139H164ZM210 140V139H209ZM7 141H6V144H7ZM35 141H34V143H35ZM41 141V140H40ZM39 141V142H40ZM65 141V142H64ZM101 141H104V142H101ZM114 141L116 142V143H114ZM136 141V140H135ZM141 141H143V140H141ZM159 141H162V140H159ZM178 142L180 141V139L179 140H177ZM216 141V140H215ZM219 141V140H218ZM3 142V141H2ZM0 143V146L3 144V143ZM37 142V141H36ZM38 142V144H37V146L38 145H40V147H43V146H41L42 144H40ZM45 142V141H44ZM48 142H46V144L48 143ZM76 143V145H75V143ZM106 142V143H105ZM107 142H108V145H106L107 144ZM119 142H120V140H119ZM173 142V141H172ZM176 142V141H175ZM14 143V144H15ZM18 144L16 145V146H14V147H17L18 145H19V143L20 142H17ZM21 143V144H22ZM25 143V144H26ZM33 143V142H32ZM32 143H30L29 145H32ZM72 143H73V146H72ZM122 143V142H121ZM124 143L125 142H123L122 144L124 145ZM147 143V142H146ZM153 143V142H152ZM163 143V142H162ZM161 143V144H162ZM180 143V142H179ZM184 143V142H183ZM182 143V144H183ZM188 143V142H187ZM190 143V145H192ZM210 143V142H209ZM210 143V144H211ZM218 143V142H217ZM5 144V146H1L2 147V149H0L1 151H3V154H2V157H0V178H1V176H2V174L4 175V172L2 171V170H4V168L6 169H9L10 170V167H12V168H14V170L15 171H17V176L16 175H14V177L16 176L17 177V180L16 181H14V180H12V179H14V177H13V175H11L13 178H10L9 180H10V183L11 184H9L8 185V183H7V180L5 181V179H7L6 178V174L4 175L5 176V179H4V182H6L5 183V185L7 184L8 186L7 187H9L10 185H12L13 184V186H11V187H13V188H15L14 189V191L15 190H17L18 192H19V189H17V187L16 186H18V188H19V184L20 183H22L23 181H25L24 179L25 178H27L29 175L27 174V173H25V175H27V177L25 176V178H24V175H21L20 174V169H26V172H29V173H31L30 174V176L32 177V176H43L42 178H45V177H47L48 176V174H47V176H46V173L44 174V172H42V171H44L43 169H45V171L47 172V171H51V170H54V169H52V168H50L49 167V169H51V170H48L47 169V163H49V164H51V166L53 165V163H50V162H47V161H50V160H52L51 162H54L55 161V158L53 157V155H57L58 157H61V155L59 156V154L61 153V150H59L60 152L58 153V151L57 150H55V147H56V149H58L57 148V146H53V144L51 145L50 144V147H51V149H53L54 151H56V152H54L53 150V152L55 153H53L52 151H50V148H48V149H46L48 146H49V144H47V147H45L44 148V150H46L47 152H49V155H50V153L52 152V156H49V155H47L48 153H46V151H42V148H40V150H41V153H42V155H44L43 153H45L46 154V158L47 159H50V160H47L46 158H45V155L44 156H42V158H45L43 161L46 163V168H42V159H41V153H40V150H39V146L38 147H36L35 146V151H33L34 150V148H32L31 146H29L28 148H30V149H28V152H27V154L26 155H24V154H20V152H22L23 150L22 149H24V145L25 144H23L22 146L20 145V152L19 153H17V155L16 154H14V150L12 149V148H10V147H8V145H6ZM110 144H112V145H110ZM114 144H117V145H114ZM130 144H132V145H130ZM159 144H160V142H159ZM173 144H175L174 142H173ZM177 144V143H176ZM186 144V143H185ZM203 144V145H202ZM211 144V145H212ZM13 145V146H12ZM36 145V144H35ZM43 145L45 146V144L43 143ZM119 145H121V144H119ZM140 145V144H139ZM142 145V144H141ZM144 145V144H143ZM150 145H151V143H150ZM150 145H149V147H150ZM184 145V144H183ZM188 145V144H187ZM186 145V146H187ZM189 145V146H190ZM211 145H209V147H211ZM216 146H218V144H215ZM27 145H25V147H26ZM126 146V145H125ZM131 146L133 147V148H131ZM156 146V145H155ZM168 146V145H167ZM173 146H175V145H173ZM178 146V145H177ZM176 146V147H177ZM204 146V147H203ZM0 147V148H1ZM3 147H8L7 149H3ZM13 147V148H14ZM33 147H34V145H33ZM52 147H54V148H52ZM105 147H107L109 150L107 151V148H105ZM121 147H122V145H121ZM121 147L119 148V149H121ZM144 147V146H143ZM147 147H148V144H147ZM191 147V146H190ZM208 147V148H209ZM215 147V146H214ZM22 148V149H21ZM38 148V149H37ZM62 148V149H63ZM118 148V147H117ZM146 148V147H145ZM154 148V147H153ZM156 148H159L158 147V143H157V147ZM165 148H167V147H165ZM178 148H180V146L178 147ZM183 148H186L185 146L183 147ZM183 148H181L182 150H183ZM32 149V150H31ZM60 149V148H59ZM70 152L71 151V153H70V155H68L69 154V152H67L66 153V151L67 150ZM133 149V150H132ZM142 149V148H141ZM171 149V148H170ZM169 149V150H170ZM176 149V148H175ZM174 149V150H175ZM210 149V148H209ZM214 149V148H213ZM15 150H17V149H15ZM22 150V151H21ZM25 150H27L26 148H25ZM31 150V152L29 153V151ZM37 150H39V152H37ZM129 150H132V151H129ZM139 150V149H138ZM144 150V149H143ZM146 150V149H145ZM153 150V149H152ZM172 150H173V148H172ZM179 150L180 149H178L177 151H174V152H177V153H179ZM201 150V151H200ZM211 150V149H210ZM0 151V152H1ZM33 151V152H32ZM146 151H148V150H146ZM159 151V150H158ZM207 151V150H206ZM219 151H213V154H216L215 152H219ZM16 152V151H15ZM24 152V151H23ZM107 152H109V153H107ZM129 152V153H128ZM143 152V151H142ZM149 152H150V150H149ZM183 152H184V150L182 151V154H183ZM196 152V153H195ZM201 152V153H200ZM207 152H209V150L207 151ZM257 153V155H256V153ZM25 153V152H24ZM40 153V154H39ZM67 155H66V154ZM114 153V154H113ZM118 153V152H117ZM131 153H132V155H131ZM151 153V152H150ZM160 153V152H159ZM164 153V152H163ZM166 153H167V150H166ZM165 153V154H166ZM195 153V154H194ZM209 153H212V151L211 152H209ZM250 153H253V155H254V153H255V157L257 156L258 158H257V160L255 161V158L253 159V161H254V165L253 164H251V165H248V164H250V162L251 161H249V160H252L250 157H249V154ZM0 154V155H1ZM18 154H20V155H18ZM107 154H109L108 156H110L111 157V159L107 156ZM113 154V155H112ZM119 154V153H118ZM142 154V153H141ZM144 154H146V152L144 153ZM148 154V153H147ZM161 154V153H160ZM175 154V153H174ZM173 154V155H174ZM187 154V153H186ZM218 154V153H217ZM216 154V156L215 155H212L215 159H216V157H218V155ZM3 155H4V157H3ZM65 155V156H64ZM136 155V156H135ZM143 155V154H142ZM153 155V154H152ZM155 155H157V154H155ZM180 155V154H179ZM178 155V156H179ZM185 155V154H184ZM184 155H182L183 157H186V156H184ZM190 155V154H189ZM206 155L207 156H205L204 158L206 159V157H207V159H208V155H210V154H208V153H206ZM135 156V157H134ZM146 156V155H145ZM160 156H162V155H160ZM167 156H169V155H164V158H166ZM175 156H176V154H175ZM182 156H181V158H182ZM53 157V158H52ZM58 157H56V158H58ZM66 157V158H65ZM123 157V158H122ZM140 157V156H139ZM144 157V156H143ZM150 157H151V155H150ZM153 157V156H152ZM155 157V156H154ZM132 158H134L135 160H133ZM141 158V157H140ZM161 158V157H160ZM160 158H159V160H160ZM250 158V159H249ZM123 159V160H122ZM143 159V158H142ZM150 159V158H149ZM152 159V158H151ZM154 159V158H153ZM156 159V158H155ZM167 159V158H166ZM164 160V162L165 161H167V160ZM180 159V158H179ZM183 159V158H182ZM249 159V160H248ZM47 160V161H46ZM62 160V159H61ZM122 160V161H121ZM139 160V159H138ZM158 160V162H160L161 163V160L159 161ZM196 160V159H195ZM216 160H218V158L216 159ZM57 161V160H56ZM118 161V162H117ZM132 161H130V163L132 162ZM148 161L149 160H147V164H149L148 163ZM153 161V163H151L152 164V166H154L153 164H154V160H152ZM152 161H150V162H152ZM162 161H163V158H162ZM168 161H169V159H168ZM174 161H177V160H174ZM184 161H185V159H184ZM246 161L247 162H249L248 164H246ZM59 162V161H58ZM66 162H63L62 161V163H66ZM129 162V161H128ZM140 162V161H139ZM194 162V161H193ZM195 162H197V161H195ZM194 162V164L195 165H197V163H195ZM202 163V164H199V163ZM211 162H213V163H211ZM44 163V164H45ZM61 163V164H62ZM136 163H137V161H136ZM172 163H174V162H172ZM179 163V162H178ZM180 163H181V161H180ZM253 163V162H252ZM48 164V165H49ZM58 164H60V162L58 163ZM61 164L59 165L61 168H63L64 167V165H63V167L61 166ZM117 164V166H119ZM128 164V163H127ZM132 164V163H131ZM131 164H130V168H129V170H126L127 172L125 173V171L123 172V175H125L127 178H128V180H129V182H127V183H130V179H131V177L134 179L135 178V180L137 179V178H139L140 177V174L138 175L137 173V175L138 176H136L135 177V172L136 171H134V170H137L138 171V173H140V172H142V170L141 171H139L138 169H136L135 167H131ZM133 164H135V163H133ZM138 164H140V163H137V167H138ZM146 164V165H147ZM161 164H163V163H161ZM175 164V163H174ZM193 164V163H192ZM215 164V165H214ZM129 165V164H128ZM143 165H145V164H143ZM155 165H157V164H155ZM184 165V164H183ZM194 165V166H195ZM199 165H204L203 166V168H202V166H199ZM214 165V166H213ZM216 165H217V167H219L218 169H220L221 171H219L220 172V176H219V173H218V169L217 170H215V168L214 167H216ZM7 166V167H6ZM57 166V165H56ZM126 166V169L128 168L127 167V165H125ZM133 166V165H132ZM149 166H151L150 164H149ZM160 166V165H159ZM158 165H157V168L159 167ZM166 166V165H165ZM169 166H170V164H169ZM172 166V165H171ZM179 166V165H178ZM9 167V168H8ZM27 167L28 168H30V170L31 171H29V170H27ZM54 167V166H53ZM143 166H140L139 167V169L140 168H142ZM147 166H145V168H146ZM154 167H156V166H154ZM180 167H182V165L180 166ZM196 167V166H195ZM196 167V168H197ZM11 168V169H12ZM65 168V167H64ZM66 168H65V170L63 169L62 171H64V172H66ZM120 167L118 168H115L114 170L115 171H117L118 172V170H120L121 169ZM131 168H135V169H133V171H134V173H133V171H131ZM148 168V167H147ZM146 168V169H147ZM156 168V169H157ZM170 168V167H169ZM178 168V167H177ZM6 169V170H7ZM118 169V170H117ZM124 169H125V167H124ZM150 169H151V167H150ZM162 168H161V166H160V170H161ZM165 169V168H164ZM164 169H163V171H164ZM167 169V168H166ZM171 169H172V167H171ZM180 169V168H179ZM7 171V172H10V171ZM57 170H60V169H57ZM57 170H56V173H57ZM102 170H104V173H103V171ZM113 170V171H114ZM148 170H149V168H148ZM169 171H170V169H168ZM174 170H176V169H174ZM181 170V169H180ZM180 170H179V173L181 174V172H180ZM192 170H193V168H192ZM197 170V169H196ZM12 171V170H11ZM15 171H14V173H15ZM24 171V170H23ZM61 171V170H60ZM121 171H122V169H121ZM132 172V174H133V176L132 175H130V177H128V175H129V172ZM150 171H152V169L150 170ZM156 171L157 170H155V171H153L154 173H156ZM178 171V170H177ZM190 171H191V169H190ZM206 171V170H205ZM1 172H3L2 174H1ZM25 172V171H24ZM53 172H55V170L53 171ZM59 172V171H58ZM63 172V173H64ZM106 172V173H107ZM174 172V171H173ZM193 172H195V171H193ZM215 172V174H213ZM13 173V171L12 172H10L9 173V175L10 174H12ZM47 173H49L50 174V172H47ZM62 173V172H61ZM121 173V172H120ZM147 173V172H146ZM152 174V176L154 177V175L155 174ZM158 173V172H157ZM157 173H156V175H157ZM163 173V175H165V173L164 172H162ZM182 173H183V171H182ZM189 173V172H188ZM205 173V174H206ZM217 173V174H216ZM44 174V175H43ZM55 174V173H54ZM53 174V175H54ZM131 174V173H130ZM135 174V175H134ZM174 175H175V172L173 173ZM184 174H186V173H184ZM18 175H19V178H18ZM52 174H50V177L49 178H46V179H49V185L51 184L50 183V181H52V178H51V176H53ZM56 175V174H55ZM64 175H67L66 173L64 174ZM63 175V176H64ZM162 175V174H161ZM162 175V176H163ZM170 175H172V174H170ZM195 175V174H194ZM199 175V174H198ZM3 176V177H4ZM29 176V178H31ZM45 176V177H44ZM152 176H150V178L152 177ZM158 176H159V173H158ZM187 176V175H186ZM201 176V175H200ZM203 176V175H202ZM215 176H218V177H215ZM7 177L9 178V176L7 175ZM118 177V176H117ZM119 177H121V176H119ZM141 177H142V173H141ZM143 177H144V173H143ZM146 177V176H145ZM189 177H191V176H189ZM199 177V176H198ZM197 176L195 177V179L194 180H196L197 181V178H198ZM34 180L36 179V180H38L37 182H39V180L41 181V179H39V177H32ZM50 178H51V180H50ZM57 178H58V176H57ZM121 178H124V177H121ZM121 178H120V180H121ZM160 178V177H159ZM169 178H170V176H169ZM178 178V177H177ZM176 178V179H177ZM186 178V177H185ZM1 179H3V178H1ZM0 179V180H1ZM65 179V178H64ZM114 180L116 179V176L113 178ZM143 178H141V180H142ZM148 179V178H147ZM153 179H155V178H153ZM153 179H151V181L153 180ZM175 179V178H174ZM12 180V181H11ZM21 180V182L19 183V181ZM30 179H28V181H29ZM33 180V181H34ZM35 180V181H36ZM55 180V179H54ZM61 180V179H60ZM126 178H125V181H128ZM132 180V179H131ZM135 180H132V181H134L135 182ZM160 180H162V179H160ZM172 180V179H171ZM189 180V179H188ZM42 181H44L43 179H42ZM46 181V180H45ZM116 181V180H115ZM119 183H120V181H119V178H118V180H117ZM116 181V182H117ZM123 181H124V179H123ZM137 182H139L140 181V179H139V181L138 180H136ZM163 181V180H162ZM165 181V180H164ZM163 181V182H164ZM191 181V180H190ZM189 181V182H190ZM15 182H17L16 184H14ZM27 182V181H26ZM25 182V183H26ZM57 182V181H56ZM122 182V181H121ZM145 182V181H144ZM147 182V181H146ZM148 182H150V180L148 179ZM153 182V181H152ZM151 182V183H152ZM168 182V181H167ZM172 182V181H171ZM187 182V181H186ZM31 183H32V181H31ZM52 183H54L53 181H52ZM57 183H59V182H57ZM62 183V182H61ZM126 183V184H127ZM155 183V182H154ZM156 183H158V182H156ZM166 183V182H165ZM165 183H163V184H165ZM0 184H2V186L4 185L3 183H1L0 182ZM32 184H34V182L32 183ZM43 184V183H42ZM46 184L48 185V183L46 182ZM54 184H56V183H54ZM60 184V183H59ZM63 184V183H62ZM65 184H67V183H65ZM121 184H123V183H121ZM137 185V183H130V185L131 186H133V185ZM148 184H150V183H148ZM191 183H189V185H190ZM16 185V186H15ZM36 185V184H35ZM44 185H45V183H44ZM58 185V184H57ZM64 185V184H63ZM136 185H135V187H136ZM158 185V184H157ZM159 185H160V183H159ZM174 185V184H173ZM172 185V186H173ZM199 185V184H198ZM2 186H1V188L0 189H2ZM15 186V187H14ZM20 186H22V187H24L23 189H21V187H20V191L21 192H19L20 194H21V196H19V194H18V196L19 197H21L20 199H22L21 201H22V203H23V199L24 198H26L27 199V197H28V200L29 201H31L30 203H28V204H26V203H23V206H24V204L26 205V206H24V207H26V210L29 212V214H31V213H33V214H35V215H37L38 214V211L39 212H45V213H42V215H41V213L39 214L40 215V218L41 217H43V218H41V221H42V219H44L45 217L47 218V216H44V214L46 215L47 213L49 214V216L52 214V213H54V212H57V210H61V209H64V208H60L59 207V209L57 208V206L59 205V204H57L58 202L57 201H52L51 199H53V197L50 199V197H48V196H46L44 199H47V197H48V199H49V203H50V201L53 203H51V204H47V202H45V201H43L44 203L43 204H45V205H42V200H44L43 198L41 199V198H39V199H41L40 200V202H39V200H38V202H39V204L40 205H42V206H40L39 204H37V201L36 200H34L33 201V199L31 200V198L33 197V196H31L30 194L32 193V191H29L30 193L29 194H27V195H29V196H24V198H23V196L22 195H24V193L25 192H23L24 191V189H27L28 188V186L27 187H25V186H23V184L22 185H20ZM30 186H32L31 184H30ZM29 186V188H31ZM34 186V185H33ZM38 186H41L40 185V183H38ZM37 186V187H38ZM54 186V185H53ZM59 186V185H58ZM57 186V187H58ZM117 186H120V188H117ZM123 186H124V184H123ZM126 186V185H125ZM148 186V185H147ZM151 186V184L149 185V187ZM153 186H155V185H153ZM164 186V185H163ZM171 186V187H172ZM175 186V185H174ZM185 186H188V185H185ZM202 186V185H201ZM200 186V187H201ZM36 186H35V188L33 189V191L35 192V189L37 188ZM42 187V188H41ZM41 187H38V196L37 197H40V195L42 194L43 195V193H44V189H45V186H44V189H43V186H41ZM50 186H48V188H49ZM56 187V186H55ZM63 187V186H62ZM62 187H60V188H62ZM65 187L66 186H64V189H65ZM126 187H128V184H127V186ZM137 187H139V184H138V186ZM137 187L136 188H134L133 189V191H134V193H135V189L137 190ZM141 187V186H140ZM144 187V186H143ZM148 187V188H149ZM184 187V186H183ZM203 187H204V185H203ZM203 187H201V188H203ZM33 188V187H32ZM46 188H47V186H46ZM133 188V187H132ZM131 188V189H132ZM152 188H154V187H151V189ZM163 188H165V187H163ZM170 188V187H169ZM10 189V188H9ZM40 189H42V193L40 192ZM54 188H52L51 190L52 191H50V192H52V195L54 194L55 195V193H53V191L55 190H53ZM57 189V188H56ZM63 189V188H62ZM62 189H57V190H61V191H59V196L60 195H62L61 193H63V192H66V191H63ZM118 189H120V190H118ZM129 188H127V190H128ZM142 189V188H141ZM140 189V190H141ZM150 189V190H151ZM162 189V188H161ZM172 189H174V187L172 188ZM171 188L169 189V191H171L172 190ZM181 189H182V187H181ZM180 189V190H181ZM3 190V189H2ZM23 190V191H22ZM114 190H116V191H114ZM146 190H147V188H146ZM159 190V189H158ZM157 190V191H158ZM178 190V189H177ZM14 191H8V189L5 191L4 190V193H1L0 194V264H8V263H10V260L13 262V264H23V263H25V262H28V263H25V264H29V262L32 264V261H33V259H32V257L34 258V257H36V255H38V253H40V252H38V253H36L35 254V248H38V246H35V245H32V246H35V248L34 247H26V248H28V249H33L34 250V252L33 251H29V253L28 254H30V252L32 253L33 252V254L35 255V256H32V254H30L31 256H29L30 257V259H29V257L27 256V253L26 252H28V251H24V249H25V246H28L27 244V241H23V243H25V245L23 246V245H21L24 249H23V253L25 254V259H23V255L24 254H22L21 255V252L22 251H20L21 249H22V247L21 246H19L18 247V245L19 244H21V241L22 240H25V239H23V237H22V235L23 236H25V234H24V232L25 231H27V230H25L22 226H23V224H20V226H21V229L23 228L24 230V232L23 231H21L20 230V227H19V221H17V224H14V223H16V219H14L15 220V222H13V226L14 225H16V226H18L19 228H14V227H12V225L10 224V219L12 218V217H15V218H17V217H22V215L25 213L24 212V207H23V209H21V207L20 208H16V206H18V202L16 203V201H18L19 200V197H17V198H15L16 197V193L17 192H15L14 194H13V192ZM25 191H27V190H25ZM47 191H48V189H47ZM130 191V190H129ZM133 191L131 190L130 192H128L129 194L130 193H133ZM139 191V190H138ZM142 191V190H141ZM152 191V190H151ZM155 191V190H154ZM162 191H164V190H162ZM183 191V190H182ZM22 192H23V194H22ZM61 192V193H60ZM68 192V191H67ZM140 192V191H139ZM139 192H137V193H139ZM160 192H161V190H160ZM159 192V193H160ZM173 192V191H172ZM35 193H37V190H36V192ZM115 193V194H116ZM120 193L122 194V192L120 191ZM124 193V192H123ZM127 192L126 193H124V194H126V195H129ZM147 193V192H146ZM145 193V194H146ZM157 192L155 191V194H156ZM158 193V194H159ZM170 193V192H169ZM178 193H179V190H178ZM178 193H176L175 195H177ZM45 194H47L46 192H45ZM119 195V197L120 196H124V195ZM148 194V193H147ZM154 194V193H153ZM158 194H157V196H158ZM168 194V193H167ZM174 194V193H173ZM180 194V193H179ZM240 194V195H239ZM32 195H34V193L32 194ZM48 195H51V194H48ZM118 195V194H117ZM116 195V196H117ZM138 195V194H137ZM137 195H136V193L134 194V196H136L137 197ZM168 195H170V194H168ZM172 195V194H171ZM237 195V196H236ZM239 195V196H238ZM241 195H243V198H244V201H242L243 200V198L242 197H240ZM15 196V197H14ZM31 196V197H30ZM34 196H36V195H34ZM56 197H58L57 195H55ZM63 196V195H62ZM66 196H67V194H66ZM72 196V197H71ZM115 196V197H116ZM130 197H131V195H129ZM150 196V195H149ZM154 196V195H153ZM156 196V197H157ZM164 196V195H163ZM167 196V195H166ZM174 196V195H173ZM234 196H236L237 198H241L239 201L237 200V198H235L236 200H234ZM37 197H34V198H37ZM61 197V196H60ZM111 197H113V196H111ZM110 197V199H112ZM118 197V196H117ZM117 197L116 198H114V200H115V202L117 203V201L119 200V197H118V199H117ZM128 197V196H127ZM126 197V198H127ZM129 197V198H130ZM132 197H133V195H132ZM131 197V198H132ZM140 197V196H139ZM143 197H144V195H143ZM168 197V196H167ZM169 197H171V196H169ZM168 197V198H169ZM195 197H197V195L195 196ZM66 198V197H65ZM125 197H124V199H126ZM130 198V199H131ZM134 198V197H133ZM133 198H132V200H133ZM138 198V197H137ZM146 198V197H145ZM172 198V197H171ZM174 198H177V197H174ZM47 199V200H48ZM56 199H58V198H56ZM61 199H62V197H61ZM64 199V198H63ZM62 199V201L64 202V200ZM123 198L122 199H120L121 201L120 202H122V204H124V202L122 201V200H124ZM135 199V198H134ZM140 200H141V202H142V199L143 198H139ZM154 199V198H153ZM159 199V198H158ZM184 199V198H183ZM186 199H188V198H186ZM27 200V201H28ZM54 200V199H53ZM69 200V199H68ZM146 200V199H145ZM150 200V199H149ZM156 201H157V199H155ZM167 200V199H166ZM179 200V199H178ZM189 200V199H188ZM21 201H20V203H21ZM111 201V200H110ZM125 201V200H124ZM126 201H127V199H126ZM135 201H136V203H137V201L138 200H136L135 199ZM152 201V200H151ZM154 201V200H153ZM156 201H154V202H156ZM164 201V200H163ZM169 201V200H168ZM180 201V200H179ZM242 201V202H241ZM24 202H26V201H24ZM55 202H57V203H55ZM63 202H62V204H63ZM67 203H65L66 205L68 204V201H66ZM114 202V203H115ZM119 202V203H120ZM131 202V204H133V202L132 201H129L127 204H128V206L130 207H132V205H129V203ZM154 202H151V203H154ZM158 202V201H157ZM172 202V201H171ZM175 202V201H174ZM187 202V201H186ZM192 202V201H191ZM245 202V203H244ZM246 202H248V203H246ZM252 202V203H251ZM19 203V206L20 205H22V204H20ZM111 203V202H110ZM143 203H144V200H143ZM143 203L141 204L142 206H143ZM151 203H150V207H152L151 206ZM159 203H160V201H159ZM169 203V202H168ZM184 203V202H183ZM189 203V202H188ZM187 203V204H188ZM251 203V204H250ZM17 204V205H16ZM121 204V203H120ZM126 204V203H125ZM124 204V205H125ZM146 204L147 203H145V206H144V208L146 207ZM149 204V203H148ZM155 204V203H154ZM164 204H165V202H164ZM186 204V205H187ZM189 204H191V203H189ZM202 204V205H203ZM223 204L224 205H227L228 207H226L225 208V206H223ZM249 206H248V205ZM69 205V204H68ZM88 205H91L90 206V209H92V210H90V209H87L88 207H86V206H88ZM107 205H109V206H107ZM115 205H118V204H115ZM123 205V206H124ZM160 205V204H159ZM180 205V204H179ZM178 205V206H179ZM183 205H185V204H183ZM215 205V206H214ZM18 206V207H19ZM107 206V207H106ZM122 206V205H121ZM136 206V205H135ZM154 206H157V205H154ZM174 206H177V204L176 205H174ZM197 206V205H196ZM74 207H72V209L74 208ZM109 207V208H108ZM117 207V206H116ZM116 207H113L114 209L116 208ZM159 207H161V206H159ZM189 207V206H188ZM208 207H210V206H208ZM66 208H67V206H66ZM122 209H123V207H121ZM133 208V207H132ZM131 208V209H132ZM138 208H141V207H139L138 206ZM153 208V207H152ZM152 208H150V210L152 209ZM185 208V207H184ZM40 209V210H39ZM111 209V208H110ZM120 209V208H119ZM127 209V208H126ZM130 209V208H129ZM135 209V208H134ZM133 209V210H134ZM156 210L155 211H157V208H155ZM159 209V208H158ZM162 209V208H161ZM167 209H168V207H167ZM187 209V208H186ZM201 209H203V210H207L208 211V213H209V211H213V212H215L214 214H215V216L214 215H212V216H214V217H216V218H218V216L217 215H219V217H220V220H218V219H215V220H218V221H216V222H214V220L212 221V219H213V217L210 215L211 214V212H210V214H208L209 216L208 217H206V214H205V212H203V210H201ZM66 210V209H65ZM64 210V211H65ZM70 210V209H69ZM68 210V211H69ZM128 210V209H127ZM147 210H149V209H147ZM153 210V209H152ZM151 210V211H152ZM164 210V209H163ZM175 210H177V211H175V212H177L178 213V209L177 208H175ZM205 210V211H206ZM63 211V210H62ZM116 211V210H115ZM125 211V210H124ZM132 211V210H131ZM183 211V210H182ZM27 212V213H28ZM31 212V213H30ZM111 213V216H112V212L113 211H110ZM118 212H120V211H118ZM122 212V211H121ZM129 213H130V211H128ZM127 212V213H128ZM139 212H140V210H139ZM154 212V211H153ZM216 212H217V214H216ZM6 213V214H5ZM141 213H143L144 214V211L142 212V210H141ZM147 213H149V211L148 212H146V216H145V220L143 221L144 222V224H145V227L144 228H141V229H143L142 231H141V233L138 231V230H141V229H138L137 231L140 233V235H141V237H142V241H140L139 242V240H138V243H139V245H138V243L136 242L135 244H137L138 245V249L136 250V257H137V259H138V261H136V262H139V263H137V264H145V263H147L146 261H149V257H150V255H152L154 252H155V246L157 245V242L159 241L158 240V234H159V236H160V232H159V227L161 226H159V224H158V220L151 214V212L149 213V214H147ZM158 212H155L154 214H157ZM162 213H164V212H162ZM207 213V212H206ZM33 214H31V215H29V217H31ZM58 214V213H57ZM57 214H53V216L55 215V217H57V218H59L58 216H56ZM66 214V213H65ZM132 214H135V213H133V211H132ZM131 214V215H132ZM143 214H142V216H143ZM165 214V213H164ZM179 214V213H178ZM185 214V213H184ZM28 215V214H27ZM38 215V216H39ZM59 215V214H58ZM103 215V216H102ZM115 215H117V214H115ZM124 215V214H123ZM131 215H130V217H131ZM139 215V214H138ZM170 215V214H169ZM176 215V214H175ZM181 215V214H180ZM179 215V216H180ZM25 216H26V214H25ZM49 216H48V218H49ZM52 216V215H51ZM60 216V215H59ZM64 216V215H63ZM69 216V217H70ZM119 216V215H118ZM121 216V215H120ZM156 216H158V215H156ZM161 216H163V215H160V217ZM20 217V218H21ZM28 217V218H29ZM33 217H37V216H33ZM102 217V218H101ZM105 217H107V216H105ZM109 217V216H108ZM168 217V216H167ZM177 217V216H176ZM209 217H211V220H207ZM25 218V217H24ZM27 217H26V220L28 219ZM38 218V217H37ZM47 218V220H49ZM57 218H55V219H57ZM92 218V221H90L89 223L86 221V219H91ZM111 218V217H110ZM116 218V217H115ZM120 217H118V219H119ZM122 218H126V217H122ZM121 218V219H122ZM127 218H128V216H127ZM143 218V217H142ZM141 218V219H142ZM165 218H166V216H165ZM178 218V217H177ZM176 218V219H177ZM12 219V220H13ZM30 219V218H29ZM28 219V220H29ZM60 219V218H59ZM58 219V220H59ZM62 219H63V217H62ZM61 219V220H62ZM66 219V218H65ZM107 219V218H106ZM112 219V218H111ZM117 219V218H116ZM132 219H134V218H132ZM131 219V220H132ZM139 219V218H138ZM181 219V218H180ZM13 220V221H14ZM18 220V219H17ZM34 222H36V218H34V219H32ZM140 220V219H139ZM139 220H138V222L137 223H139ZM160 220V219H159ZM171 220H172V218H171ZM25 221V220H24ZM55 221V220H54ZM62 221H64V220H62ZM75 221V220H74ZM117 221V220H116ZM119 221V220H118ZM141 221V220H140ZM162 221V220H161ZM178 221V220H177ZM181 221V220H180ZM183 221V220H182ZM187 221V220H186ZM256 221V222H255ZM25 222H27V221H25ZM30 222L32 223V221L30 220ZM45 222H47V221H45ZM65 222H66V220H65ZM82 222H84V223H82ZM110 222V221H109ZM134 221H132L131 223H133ZM254 222V223H253ZM48 223V222H47ZM95 224V225H93L92 227L90 226V225H92V224ZM124 223V222H123ZM127 223H128V221H127ZM129 223H130V219H129ZM136 223V224H137ZM163 223H165L164 221H163ZM162 223V224H163ZM169 223H171V222H169ZM183 224H184V222H182ZM182 223H181V225H182ZM27 224H28V222H27ZM42 224V223H41ZM40 224V225H41ZM49 224V223H48ZM55 224H56V222H55ZM60 224V223H59ZM78 224V223H77ZM88 224H90V225H88ZM110 224H112V221L110 222ZM120 224V223H119ZM118 224V225H119ZM126 224V223H125ZM134 224V223H133ZM133 224H132V226H133ZM136 224H134V225H136ZM143 224V225H144ZM175 224V223H174ZM29 225V224H28ZM51 225V224H50ZM65 225V224H64ZM69 225V224H68ZM124 225V224H123ZM139 225H140V223H139ZM143 225H142V227H143ZM165 225H167V224H165ZM173 225V224H172ZM179 225V224H178ZM15 226V227H16ZM24 226H26V225H24ZM29 226H31V225H29ZM36 226V225H35ZM39 225H38V223H37V227H38ZM56 226V225H55ZM66 226V225H65ZM128 226H130V225H128ZM128 226L126 227L125 225H124V228L126 227L127 229H128ZM141 226V225H140ZM139 226V227H140ZM163 226V225H162ZM41 227V226H40ZM49 227V226H48ZM57 227V226H56ZM61 227V226H60ZM118 227V226H117ZM116 227V228H117ZM137 227V226H136ZM179 227V226H178ZM181 227V226H180ZM26 228V227H25ZM64 228V227H63ZM83 228V227H82ZM119 228V227H118ZM130 228V227H129ZM132 228V227H131ZM138 228V227H137ZM136 228V229H137ZM167 228V227H166ZM170 228H172L170 225H169V229ZM19 229V230H18ZM32 229V228H31ZM39 229V228H38ZM48 229H50V228H48ZM52 229H53V225H52ZM74 229V228H73ZM127 229H125V231L127 230ZM133 229V228H132ZM132 229H131V231H132ZM136 229H135V231H136ZM164 229V228H163ZM173 229H174V225H173ZM177 229V228H176ZM181 229H183V228H181ZM35 230V229H34ZM43 230H44V228H43ZM46 230V229H45ZM55 230H56V228H55ZM58 230V229H57ZM60 230H61V228H60ZM66 230H68V229H66ZM118 230V229H117ZM116 230V231H117ZM18 231V232H17ZM29 231V230H28ZM48 231V230H47ZM59 231V230H58ZM64 231V230H63ZM75 231H77V230H75ZM79 231V230H78ZM119 231V230H118ZM121 231V233H122V229L120 230ZM129 231V230H128ZM135 232V236L138 234L139 235V233L138 232ZM171 231H172V229H171ZM177 231V232H178ZM181 231V232H180ZM182 231H183V233H182ZM18 233L19 235H16L17 236V238H16V236H15V233ZM22 232H23V234H22ZM37 232V231H36ZM43 232V231H42ZM45 232V231H44ZM59 232H62V230L61 231H59ZM83 232V231H82ZM84 232H86V231H84ZM167 232H170V231H168L167 230ZM173 232H174V230H173ZM40 233H41V231H40ZM55 232H53V233H51L52 235L54 234ZM56 233H58L57 231H56ZM55 233V234H56ZM67 232H64L63 234H66ZM73 233H75V232H72V234ZM77 233V232H76ZM120 233V234H121ZM124 233V232H123ZM122 233V234H123ZM131 233V232H130ZM133 233V232H132ZM163 233V232H162ZM20 234H22V235H20ZM39 234V233H38ZM37 234V235H38ZM70 234V233H69ZM117 234V233H116ZM125 235L126 234H129V233H124ZM169 234H171V232L170 233H168V235ZM173 234V233H172ZM32 235V234H31ZM31 235H29V236H31ZM37 235L35 236V237H37ZM40 235V234H39ZM44 235V234H43ZM46 235H47V233H46ZM68 235V234H67ZM112 235V236H111ZM118 235V234H117ZM132 235V234H131ZM140 235H139V239H141L140 238ZM164 237L166 236V233L165 234H162ZM174 235V234H173ZM172 235V236H173ZM21 236V240L19 239V237ZM45 236V235H44ZM44 236H42V233H41V236H40V238L41 237H44ZM57 236H60V235H57ZM65 236V235H64ZM116 236V235H115ZM128 236V235H127ZM133 236H134V234H133ZM175 236V235H174ZM15 237V238H14ZM48 237V236H47ZM50 237H51V235H50ZM61 237V236H60ZM67 237V236H66ZM71 237V236H70ZM131 237V236H130ZM176 237V236H175ZM26 238V240H27V237H25ZM32 238V237H31ZM30 238V239H31ZM49 238V237H48ZM116 238V237H115ZM118 238V237H117ZM121 238H123V237H121ZM120 238V239H121ZM127 238V237H126ZM135 238H138V236L137 237H135ZM174 238V237H173ZM17 239H19V241H20V243L18 244V240ZM29 239V237H28V240H30ZM41 239H43V238H41ZM70 239V238H69ZM78 239V238H77ZM167 239H170V238H167ZM38 239H36V241H37ZM45 240H46V236H45ZM45 240H42V241H40V243L41 244H43L42 242L43 241H45ZM48 240V239H47ZM47 240H46V242H47ZM52 240V239H51ZM65 240H68V239H65ZM128 239H126V241H127ZM131 240H132V238H131ZM31 241H33L32 239H31ZM30 241V242H31ZM55 241H57V240H55ZM69 241V240H68ZM72 241V240H71ZM84 241V240H83ZM120 241H122V240H120ZM133 241H135V240H133ZM161 241H163V240H161ZM161 241H160V243H161ZM167 240H165V241H163V243L164 242H166ZM48 242H49V240H48ZM48 242H47V244H48ZM70 242V241H69ZM73 242V241H72ZM80 242V241H79ZM85 242V241H84ZM84 242H82V243H84ZM86 242L84 243V246L86 245ZM123 242H125V241H123ZM122 242V243H123ZM130 242H132V241H130ZM169 242V241H168ZM167 242V243H168ZM27 243V244H26ZM31 243H33V242H31ZM39 242H37L36 244H38ZM40 243L38 244V245H40ZM51 243V242H50ZM115 243V244H114ZM118 243H120V242H118ZM126 243V242H125ZM173 243H174V241H173ZM172 243V244H173ZM35 244V243H34ZM45 244V243H44ZM53 244V243H52ZM51 244V245H52ZM59 244H61V242H59ZM72 243H70V245H71ZM134 244V243H133ZM50 245V246H51ZM56 245V244H55ZM72 245H74V244H72ZM76 245V244H75ZM74 245V246H75ZM83 245V244H82ZM124 245V244H123ZM123 245H121L123 248V250L121 249L120 250V252L119 253H123V254H125L126 252V250L124 251V247H126L127 246V244H126V246H123ZM169 245H170V243H169ZM29 246H31V245H29ZM48 246V245H47ZM47 246L45 247V248H47ZM69 245H65V247H67V249L69 248L68 247ZM73 246V247H74ZM87 246V248H89ZM119 246V244L116 246V247H118ZM135 246V245H134ZM21 247V249L19 250V248ZM64 246H62L61 248H63ZM72 247V246H71ZM71 247H70V250H71V252H73V254H75V252L73 251V250H75V249H71ZM75 247H77V246H75ZM74 247V248H75ZM86 247V246H85ZM90 247V248H91ZM120 247V246H119ZM132 247V246H131ZM158 247V246H157ZM169 247V246H168ZM171 247V246H170ZM174 247H175V249H177L176 250V252H174L175 251V249H174ZM200 247H202V249H204V251L200 248ZM232 247H234L233 249L235 250H237V252L235 251V253L236 254H232V250L233 249H231ZM41 248V247H40ZM38 248L40 251L41 250H44V251H41V253H40V255L38 256L39 258L40 257H42L43 255H42V253L43 252H45V253H43L44 254V256H47V254H46V251H45V248ZM90 248H89V250H90ZM110 248H112V249H110ZM129 248V247H128ZM238 248H241L242 249V251H239L238 250ZM37 249V251H39ZM48 249H49V247H48ZM48 249H47V251H48ZM91 249V251L93 252V250ZM127 249V248H126ZM158 249H159V247H158ZM201 249V250H200ZM240 249V250H241ZM257 249L255 250V252L257 251ZM26 250V249H25ZM57 250V252H59L60 253V251L61 250H63V249H56ZM76 250H78V248L76 249ZM89 250H86V252H88ZM97 250H96V252H97ZM116 249H114V251H115ZM168 250H170V249H168ZM174 250V251H173ZM196 250H198V252H196V253H194ZM227 250H229V251H227ZM232 252H231V251ZM82 251H83V249H82ZM102 251V252H101ZM113 251V252H114ZM119 251V250H118ZM117 251V252H118ZM122 251V252H121ZM129 251H133V250H128V252ZM200 251H203L202 253L204 254V253H206V255H207V257L206 258H204L203 257V255H202V253H200ZM239 251V252H238ZM63 252V251H62ZM67 252V251H66ZM85 252V251H84ZM134 252V251H133ZM168 252H171V251H168ZM178 252V253H177ZM224 252H226V253H224ZM69 254H71L70 252H68ZM79 253H81L80 251H78V254ZM114 253H116V251L114 252ZM119 253H118V255H119ZM132 252H130V254H131ZM159 253H160V250H159ZM176 254V255H173V254ZM198 254V253H200V254H198V255H200V256H202L203 258H202V262H200V260H199V262L200 263H196V262H193L194 260L195 261H198V259H195V258H197V256L196 255H194V254ZM264 253V252H263ZM51 254H52V252H51ZM64 254V253H63ZM77 254V252H76V255H78ZM91 254V253H90ZM89 254V255H90ZM113 255L114 257H111L110 258V255ZM133 254V253H132ZM131 254V255H132ZM170 254V253H169ZM194 256H193V255ZM60 255H61V253H60ZM59 255V256H60ZM65 255H67L66 253H65ZM72 255V254H71ZM92 255V254H91ZM94 255V254H93ZM105 255V256H104ZM111 255V256H112ZM135 255V254H134ZM153 255H155V254H153ZM160 255V254H159ZM205 255V254H204ZM228 255H226V256H228ZM20 256H22V257H20ZM52 256H55L54 254L52 255ZM58 256V255H57ZM56 256V257H57ZM64 255H62V256H60L61 258H59V257H57V259L56 260H58V259H62V257H63ZM69 256V255H68ZM75 256V255H74ZM74 256H73V258H74ZM81 256V255H80ZM83 256V255H82ZM82 256L80 257V258H82ZM117 256V255H116ZM121 257H122V255H120ZM189 256H192V257H194L193 259L194 260H192V261H189V260H186L187 262H184L185 261V259H190L189 258ZM196 256V257H195ZM200 256H198V258H200ZM217 256H218V258H217ZM225 256V257H226ZM28 257V258H27ZM93 256H91V258H92ZM101 257H100V259H101ZM118 257V256H117ZM126 257V256H125ZM131 257H133V256H131ZM158 257V256H157ZM224 256H223V258L222 259H224L225 258ZM233 257V256H232ZM255 257H257V256H255ZM255 257H253V258H255ZM263 257V256H262ZM23 260H22V259ZM28 260H30V261H28ZM43 258V257H42ZM41 258V259H42ZM49 258H51V256H48V260L50 261V259ZM54 258V257H53ZM53 258L51 259L52 261H53ZM70 258V257H69ZM106 258H104V260H106ZM113 258V259H112ZM124 258V257H123ZM147 258H148V260H147ZM152 258V256L150 257V259ZM163 258V257H162ZM217 258V259H216ZM228 258V257H227ZM227 258H226V261H227ZM229 258H228V260H229ZM233 258H235V256L233 257ZM232 258V262L234 263V259ZM252 258V259H253ZM259 258V257H258ZM258 258H255V259H258ZM32 259V260H31ZM38 258H36V260H37ZM45 259L47 260V257H44L42 260L43 261H45ZM72 259V258H71ZM75 260H76V257L74 258ZM82 259H84V258H82ZM97 259H99V257L97 258ZM159 260H160V258H158ZM201 259V258H200ZM254 259V260H255ZM261 259V258H260ZM263 259H264V257H263ZM262 259V260H263ZM20 260H22L21 262H20ZM24 260H25V262H24ZM41 260V261H42ZM47 260V261H48ZM63 260V259H62ZM61 260V261H62ZM65 260V259H64ZM119 260V258L116 260V262ZM131 260H133V259H131ZM131 260H130V262H131ZM152 260V259H151ZM150 260V261H151ZM154 260H157V259H154ZM207 260V259H206ZM205 260V261H206ZM209 260V259H208ZM215 260H217V261H215ZM220 260V259H219ZM231 260V259H230ZM251 260V259H250ZM254 260L252 261V262H254ZM261 260V261H262ZM41 261L39 262L38 260H37V263L38 264H40L41 263ZM42 261V262H43ZM72 261H74V260H71V263H72ZM78 261V260H77ZM76 261V262H77ZM102 261V260H101ZM120 261V260H119ZM125 261H127V263H129L128 262V260H125ZM125 261H123V262H125ZM134 261V260H133ZM162 261V260H161ZM166 261H163L162 263H164V262H166ZM189 261V262H188ZM226 261L224 260V263L223 264H231L230 263V261H227V262H229V263H226ZM248 261V262H247ZM260 261V264H264L263 262H264V260H263V262H261ZM60 262V261H59ZM93 262V261H92ZM106 262V264H107V260L105 261ZM111 262V263H110ZM115 262V261H114ZM115 262V263H116ZM143 262H145V263H143ZM157 261H155V263H156ZM219 262V261H218ZM220 262L222 263V260H220ZM236 262L234 263V264H236ZM239 262H237V264L239 263ZM252 262L250 261V263L249 264H252ZM255 262H257L256 260H255ZM34 263H36V262H34ZM33 263V264H34ZM36 263V264H37ZM44 263V262H43ZM47 263V262H46ZM53 264V262H49V264ZM55 263H57V261L55 262ZM80 263V262H79ZM78 263V264H79ZM89 263V262H88ZM95 263V262H94ZM97 263V262H96ZM102 263H104V261H102ZM210 263V264H211ZM220 263V264H221ZM258 264H259V262H257ZM42 264V263H41ZM74 264H75V262H74ZM77 264V263H76ZM92 264V263H91ZM98 264V263H97ZM100 264V263H99ZM105 264V263H104ZM124 264V263H123ZM133 264V263H132ZM149 264V263H148ZM152 264V263H151ZM157 264H159V263H157ZM164 264H167V262L166 263H164ZM206 264H209V261H208V263H206ZM219 264V263H218Z\"/></svg>",
	"mask_w": 264,
	"mask_h": 264
},
{
	"label": "rangeland",
	"instance_id": "2",
	"mask_svg": "<svg viewBox=\"0 0 264 264\" xmlns=\"http://www.w3.org/2000/svg\"><path fill=\"white\" fill-rule=\"evenodd\" d=\"M1 1H2V2H1ZM3 1L5 2L6 0H0V3H1V5H2V6H1L2 8L0 7V10H1V13H0V25H2V27L0 28V29H1L0 38H2V39H0V43H2V44L0 45V61H3V60L5 61V60L7 59L5 62L3 61L4 64H5V63L7 64V62L10 63V64H7V66H8V65H13V64H14L12 69L14 70V68L16 67V68H17V70L15 69L16 72L18 73V71H19V72L22 73V74H20V73L17 74L18 76L21 75V76H19V77L17 78V80H18L19 78H22V77H23L26 81H27V80H31V81H27V82L24 81V82L27 83V86H25V88H27V87L29 88L30 85H34V84L36 85V86L34 85L35 87H33V86L30 87V90H28L29 93H27V92L25 91V92L28 94V97L31 95V96L33 97V99H34V94H33V93H35V94H37L36 92H38V93H43L44 96L42 97L43 99L41 98L42 101L39 99V97H41L42 94H39V96H38V94H37L38 97H36L37 99L35 98L37 101L40 102V103L37 102V104L39 103L38 106L41 104V102L43 103V101L46 100V99H45V95L48 94V92L51 93V94L53 93V95L48 94L47 96H55V98H58V97H59V96L56 97V96H57L56 94L60 93V92L57 93L56 90H58V88L61 89V87H62L61 85L58 84L59 82H62L61 84L63 85V87H65V86H64V83H63V82L65 81V79L68 80V83L71 81V79H72V81H73L74 79H75V80H78V78H77V77H78V76H77L78 73H79L80 71H81V73L83 72L81 66H82L83 68L86 67V69L84 68L85 70L83 69L84 72H85V71H86V72L88 71V69H87L88 67H90L89 69H92L90 65H92V64H93L92 61L95 60V58H94L93 56H95L96 54H97V56H98L97 51H100L101 48H102V50H101L102 53H105L104 51L107 50V54L105 53L106 55H103V54L101 53V54H99L100 57L105 56V60H107L108 57H106V56L108 55V53H109V54L111 53V55H108V56H109V58H110V56H111V58H113V60H112L111 58L109 59L110 62H111V60H112V63H113V62L115 61V60H114V59H115V56H114L115 54H113V56H112V53H115L116 47L119 46V45H121L122 43H121V42H118L119 45H116L117 42H116V44H115V42L113 43L112 40H114V39L116 38V36L113 35V37H115V38L111 39V37H112V36H111V33L115 34L116 31H118V33H120V31H122L123 29H125V31H126V28H128V29H127L128 31H130L131 29L137 28V29L139 30V32H140V30H141V32L139 33V36L142 37V40L144 39L143 41H146V40L148 41V40H149L148 37H149L150 39H152V40H153V38L150 37V34L148 35V32H149V31L146 33V35H147L148 37H147V36H144V32H145V31H144L143 28L146 29L147 26H148V28H149V29L151 30V32H152V30H154V29H152V28H153V27L156 28V26H158V25L160 24L159 27H161V28H159V29H160V31L158 30L159 32L157 31L158 34L161 32L162 29H164V30L161 32L160 36L157 34V32H156V34H157L158 36H156V34H154V36H153V33H154V32H152V35H151V36H152V37H156V39L154 38V42H152V43L155 44L156 41H157V44L153 45V47L151 48L150 45L147 43L148 46L146 45L145 57L142 55V53H143V52H142L143 47H141V48H142V49H141V52H142V53H141L140 51H139L138 53H136V54L133 53V52L135 51V49L133 48V47H134L133 44H132L133 47L131 46V42L133 43V42L136 40V36L132 33L133 30H131L130 33L127 31V33H129V34L124 35L125 37L123 36V38H124V39H123V42L126 41V44H127V42L130 41V44H129L130 46H129V47H132V49H134V51L130 48V53H131V51H133V52L131 53V55H130V53H128V52H127V54L125 55L126 57L124 56V53H123L122 55H120V56H124L126 59H127V57H128L127 61L124 60V59H125L124 57L120 58L119 55H118L117 57L120 58L121 61L124 60V63H125V61H126L127 63L130 62V64H128L129 66L127 65V63H126V65H124L125 67H127V68H126V71L129 70L128 68H130V66L132 67V68H131V71H134L135 69H136L137 71L132 72V73H134V74H133V75H134V79H132V81L129 82V84H131V85H130V89H131L132 91H131V90H128V93H129V94H128L127 92L124 93L123 91H121V93H120L119 95H121L122 98H119V100L122 99V101H121V100L119 101V100L117 99V101H119L120 104H118V102H116V100H114L115 102L111 101V102H113V104H114V105H113V104L111 103L112 106H113V107L115 106V108H113V109L110 108V109H109V107H112V106H111V104L109 105L108 102H110V99H111V98H113V99L115 98V99H116V98H118V97H120V96H118L117 94H116L117 96H115V93H114V92L117 93V90H115V88H117V87H114V86H115L114 83H113L111 80L106 79V78H105V79H106V80H105V81H106V83H105V84H106V87H107V85L110 84L109 86H111V84H112L113 87L111 86L110 88H113V89H110L109 86L107 87L108 89H106L105 86H104V88H103L102 86H103L104 84L101 85L102 88L100 87V85H98L101 89H105V90H102V91L100 92L101 89H99V91H98V88H99L98 86H97V87H98L97 89H96V88L94 89V88H92V87H93L92 85H90V86L88 85L89 87L86 85L87 88H88L87 91H88L89 89L92 88L93 91H92V89H91V92H92L95 96L97 95V93H100V94H98L97 96H98V98H99V96H102L101 98H99V99H100L99 101H100L101 103H103V104L98 103V102H99V101H98V98H97V99L94 98L95 96H94L93 94H92V95H93L94 97L91 96V92H85V91H83L84 89L81 90V89L79 88L78 91L81 90V91H79V94H78L77 92H74L75 94L77 93L78 96L81 95V94H83V95H81L80 97H78L77 94H76V96H77L78 98H81V97L85 98V97H86V98H85L86 101H84V102H86L85 105L87 104V107H86V106H85V107H86V109H87V108H88V105H91V108L89 107V110L91 109V110L93 111V112H91V111L89 112V111L87 110V111H88V112L86 111V112H87V115H88L89 113H90V114H95V117H93V118H95V120L92 118V116L89 117V116H87L86 114H84V116L86 115V117H83V118H82L83 114H81V112L85 111L86 109H85L84 107H82V108L85 109V110L82 109L83 111H82L81 109H79V108H78V107H79L78 103L81 104V103H82L81 101H83V98H82V100L79 102V100L77 99V97L74 98V96H75L74 93H73L74 96H72L73 98H70V95H71L72 93L69 95L68 91H67V92H64V91H66V90H69V88L72 89L74 86H76L75 88H78V87H79L78 85H73V84L75 83V81H73L74 83H72V82L70 83V86H71V84H72L73 87H72V86H71V87L69 86V88L66 89V90H63V89H65V88L61 89V91L63 90L61 93L63 94V96H65V95L68 94L67 96H65V97H67L66 99H67V100L71 99V100H69V101H70V103H71V102L74 103V105H75V103L78 101V102L76 103V106L78 105V107H77L78 110H76V112H77V113L80 112V113H79V114H77V113L75 114V113H74L73 115H71V117L74 116L73 118L75 119L77 116L79 117V115L81 114L82 116H80L79 118L77 117V118L79 119L78 122H80V124L82 123V124H81V125H82L81 127L85 126V127H84L85 129H86L87 127H89V126H86V125H89L91 122H92V124H93V122H94V121H95V122L98 121V119H99V121L101 120L100 123H102V122H103L102 119L104 118V117H102V116H103V114H104L105 111H106V110L103 109V108H107V111H108V112L106 111V112H107V115H106V113H105V115H106L108 118H109V116H110L111 119H114V120L111 121L110 119H107V121H109V122H106V121H105L106 123H104V124L109 123L108 126H107V125H104V126H106V128H105V129H106V130H105V131H106L105 137L107 136L108 139L105 138L104 136H103L104 139H103V138H101V139L104 140V141H107V140H108L109 143H111V139H112V143H113V140L116 139V142H117L118 145H117V144H114V145H117L118 148H117L116 146H113V147L115 148V150H113V149L111 150L110 148H109V149H110V150H109L107 147H105V148H107V151H108V150L110 151V153L107 152V153H109V154H111V152H113V151H116V152H115V155H116L117 157H116L115 155H114V156L117 158L118 161H119V159H121V158L118 159V155H120L121 150H125V149H126V151H122L123 153L121 152L122 155H120L119 157H121V156H123L124 154H126L127 151H128V149L130 148L129 145H128L129 141L127 140V137H128V136H129L128 139H129L130 141H131V138H132V140H133V141H131V143L133 142L134 145L136 144V145H137L136 148L139 149V150H138V149H134V150L132 149V150H133V155H134V152H135V151H137V152H135L136 155L139 154L138 156L135 155L136 157L134 156L135 159L137 158V160H136L137 163H140V164H138V167L136 166V165H137L136 161H132L131 159H130V160H127V157L124 158L125 160H123V159H122L123 161L121 160L122 162L125 161L124 165L122 164V168H121V166H120L118 163H116V165H114V164L112 165V161H113V159L115 160V158H113L114 156H111V155H110V156L112 157L111 164H110V163L107 164V165H106V168H108V169H107V170L105 169V174L110 173V172H107V171H111V173H112V172H115V176H116V179H115V180L117 181L118 178H119L120 183H119L118 181L116 182V181L113 179V178L115 177V176L113 175V173H112L110 176L113 175V176H114V177L112 176V177H113V178H112L113 182H115L116 185L119 184V185L122 187L121 190L118 189V190H120V191L122 192V194L120 193V191H119V193H116V192H113V191H112V192H111L112 194H110V196H108L109 201H107V204L113 205V207H116V206H117V207L114 209L112 206L107 205V206H109L111 209L108 207V208H109V211H107V209H106L105 212H109V213H108L107 215L104 213V214H103L104 216L102 215L103 218L101 217V218L104 219L105 221L109 219V220L107 221V224H108V225H107L106 230L110 233L111 231H113V230L115 229V232H116L118 235L113 231V232L115 233V235H116V236L114 235V239H115V241L120 242V243L115 242L116 244L114 243L116 246H117L118 244H119V246H120V247H119V246H118V247H116V246L113 247L114 249H116V250H115L116 253H114V252H115L114 249H113V250H110V251H112V254H116V255L118 256V257H117V256L115 255V258H114V259L112 258V259H113V260H111L112 264H123V263H124V264H132V263H133V264H137V263H139V262H136V261H138V259H137V257H136V255H137V254H136V250L138 249L137 247H138V245H139L138 240H139V242L142 241V237H141L140 233H141V231L143 230V229H141V228H144V227H145V224H144L143 221L145 220L146 212H148V211H149V213L151 212V214H152V215L158 220V224H159V226H160V225H161V226L159 227L160 236H159V234H158V240H159V241L157 242V245L155 246V252L153 253V254H155V255H153V254L150 255V257L152 256V258H151L152 260H151L150 257H149V261H146L147 263H145V262H143V263H145V264H148V263H149V264H151V263H152V264H157V263H159V264H164V263L167 262V264H169V262L166 261V260L169 259V257L171 258V256H172V255H171V253H172V249H171V248H173V245H174V244H177L176 241H177V239H179L178 235H179V236L181 235V234H179V231H178V230H184V229H186L185 227H187V226H185V224H186L185 222H189V221H190V224L188 223L187 225H189V226L192 225V221H191V219H190V217H189L190 215H189V214H186V213H187V211L189 210L188 208L193 207L192 203L195 205V203H194V202L196 201L195 198L198 199L199 196H200V198H199L198 201L196 202V203H197V204H196L197 206L195 205V207H198L199 205H201L202 207L199 206L198 208H200V207H201V208H204V207H205L204 204L206 203V205L210 206V207H208V206L205 207L206 209H207V208H210V209L216 211V207L211 208V205L213 206V204H211L210 202H207V201L204 203V201H205V196H202V195H201V193H203V190H204L205 186L207 185V184H205V182H206L205 180L202 181V178H203V179H206L205 177L207 176V173H208V171H209V168H211L212 165H210L211 167L207 166L208 169H205L206 166L204 167V169L198 168V167H197V166H198V160L200 159L199 157H202V156L205 157V156H207L206 153H208V154H210V155H208V159H207V157H206V159L203 157V158H201L200 161L204 162L205 160H208V161L206 162V165H208V164L210 163V161H212V160L214 159V160H213L214 163H215V161H216V163L219 161V162L217 163V165L220 166V165H219V164H220V159H221V157H220V155H221L220 152H221L222 150L219 151V149H221V148L223 149V146H222V145H223L224 142L222 143L221 146H220L219 142H222V141H220V140H222V139L225 141V140H226L225 138H228V139H229V136H231V135H232L231 133H233V131H232V132H229V131H231V130L226 129V128H228V127H231V125L233 124V122L229 119V117H231V119H232V116H233L234 113H235V112H233V111H235V110H229L230 107H231V102H229V101H232V102H233V99H234V98H235L234 101H235L236 99H238V98H241V97H240V93H241V92H240L239 90H237V91H238V94H236L237 91L234 89V88H235L234 86L237 84V82L240 81V80H238L239 78H238V77H237L238 79L235 78V76H237V75H235L233 71H232V72H233V74L235 75V76H234V75H233V76H234L235 79H237V82L235 81L234 78H231V77H230V76L232 75L231 68H235V64H236L235 62L231 61V60L233 59V57H234V51H232L233 48H231V47L228 46V47H229L228 50H231V51H228V50H225L223 47L221 48V46H220L219 44H217V43H218L217 40L219 39V41H220V40H221V39H220L221 36H218L219 33H218V31H216V29L219 30L218 28H219V26H220V22H221V21H224L225 19L227 20V22L224 21V22H225L224 25L226 24V26H228L230 22H231V23H233V21L236 22V20H238V18L241 19L240 21H242V22L244 23V22H245V17H244L243 14H245V12H246L245 15H248V14H247V13H248V10H251V11H250V14H251V15L253 14L252 17L255 16L254 13H257V12H254V13H253L252 10H253V11H254V10H257V8L255 9L254 5L257 6V5H259V3H261V4H263V6L260 5V7H264V2H263V1H262V2H257V0H250V1H248V3H246L247 1H245V0H244V1L242 0L241 2H239L240 0H238V1H237V6H239V9L237 8V10H240V6H241V10H242V11L240 10L239 12H240V13L244 12V13L241 14L242 18H244V19H243L244 21H243L241 17H239V16L236 17L238 13H235V11H232V12H234V14H233L231 11H230V12H229V11H228V12L226 11L227 14H229V13H230V14H233V15H229L231 18H229L228 15H225V14H224V16H226L224 19H223V18H222V20H221V19H216V17L218 18V17H220L221 15H223L222 13H225V10H224L225 8H226V10H229L230 4L228 5L229 7H228V6H223V4H222L223 8H222V6H220L221 9L219 8V6H216V8H214V9H218V8H219L218 10H222V9H223V11H222V13H221V12L218 13V11H215V14H214V9H213V8L210 9L209 6L207 7V5L210 4V0H209V4L207 3V5H206V1H204V0H200V1H199V0H196V1H195V0H182V1H180V0H174V3H175V4L173 3V0H152L153 2H152L151 0H143L144 2H143L142 0H139V1H138V0H134V1H137V3H136V2H135V3H132L133 0H123L124 3H123V1L120 2V0H113V2H115V3H113L111 0H110V1L108 0L109 3L111 2L112 5L115 6V7L110 6L109 9L106 8L107 5H106V7L104 6V2H106V1H104V0H103V2H102L103 4H98L99 0H96V1H95V0H79V1H78L79 4H76V3H78L77 0H76V2H75V0H71V1H70V0H67V2L70 4V7H67V6H69V5H67L66 7H67L68 9L65 8V9H62L61 11H60L61 8L59 7V5H57V6L54 5L55 8H54V7H53V8H50L51 6H53V5H52L53 2H54V4H59V3H62V2H63V1L61 2V0H51L52 3H50L49 0H44V1H41V0H28V2H27V0H26V1H24V0L19 1V0H18L20 3H19L17 0H15V2H13V0H7L5 3H4ZM8 1H10V2H12V3H9ZM22 1H24L25 3H26V2H27V3H30V4H25V3L22 2ZM29 1H30V2H29ZM33 1H34V2H33ZM35 1H37V2H35ZM38 1H41V3L38 2ZM45 1L48 2V3H50V4H48V3L44 4ZM73 1H74V2H73ZM80 1H82L83 4H82ZM117 1H118V2H117ZM125 1L127 2V4L129 3V4L126 5V6H125V3H126ZM128 1H129V2H128ZM134 1H133V2H134ZM145 1H146L147 3H146ZM154 1H155V2H154ZM169 1H171V2H169ZM201 1H202V2H201ZM203 1H204V2H203ZM211 1H213V0H211ZM214 1H215V0H214ZM258 1H259V0H258ZM7 2L9 3V5L7 4ZM21 2H22V4H21ZM31 2L34 3L33 6H32V3H31ZM90 2H91V3H90ZM95 2H97V3H95ZM100 2H101V1H100ZM100 2H99V3H100ZM108 2H107V3H108ZM130 2H131V3H130ZM139 2H141L142 4H144L143 7H142V4L139 3ZM150 2H151V4H150ZM164 2H165V3H164ZM179 2H180V3H179ZM196 2H197V4H196ZM207 2H208V0H207ZM223 2H224V1H223ZM2 3H3V4H2ZM39 3H40V4H39ZM72 3H73V4H72ZM92 3H94V6H93ZM120 3H121V4H120ZM122 3H123V4H122ZM184 3H187V4H184ZM198 3H199V4H198ZM200 3H201V4H200ZM204 3H205V4H204ZM212 3H213V2H212ZM214 3H216V1H215ZM214 3H213V4H214ZM242 3H243V4H246V5H243ZM251 3H254V4H253V8H254V9L251 7V6H252ZM6 4H7L8 7L5 9L4 7H6V6H5ZM10 4H11V5H10ZM12 4H15V5H12ZM16 4H17V8H16ZM18 4H21L22 6L20 7V5H18ZM36 4H38V5H36ZM88 4H89V5H88ZM91 4H92V5H91ZM105 4H106V3H105ZM115 4H116V5H115ZM118 4H119V5H118ZM156 4H157V5H156ZM163 4H165V5H163ZM178 4H180L179 6H181V7H179V9L177 8V7H178ZM182 4H184L183 9H182V6H183ZM202 4H204V6H202ZM213 4H211V6H212ZM227 4H228V3H227ZM241 4H242V5H241ZM248 4H249V5H248ZM256 4H257V5H256ZM24 5H25V6H24ZM29 5H30V6H29ZM83 5H84V6H83ZM87 5H88V7H87ZM123 5H124L125 7H124ZM129 5H130V6H129ZM145 5H149V6H145ZM155 5H156V6H155ZM158 5H159V6H158ZM166 5L168 6V9H167V6H166ZM171 5H172L173 9H171ZM176 5H177V6H176ZM185 5H186V6L188 5V6L185 8ZM195 5H197V7H195ZM198 5H199V7H198ZM215 5H220V4L217 3V4H215ZM215 5H214V6H215ZM224 5H226V2L224 3ZM247 5H248V7H251V8H248V7H247L248 9H247V11H246V9H245L244 7H246ZM40 6H41V9H39ZM101 6H102V7H101ZM103 6H104V8H103ZM117 6H118V7H117ZM120 6H121V7H120ZM122 6H123V7H122ZM160 6H162V7H160ZM189 6H190V7H189ZM200 6H201V8H200ZM214 6H212V7H214ZM11 7H12V8H11ZM13 7H14V8H13ZM19 7H20V8H19ZM33 7H34V8H33ZM42 7H43V9H42ZM89 7L91 8V9H89V10H92L93 7H95V8L98 7V11L100 12V13H98V16H99V17H98L97 15H95V14H97V13H95V12H98L97 9H96V10H95V9L92 10V11L95 13V14H92V15L97 16V18L94 17V20H93V18H92L93 16L88 17V15H91V14H88L89 12H90V13H93V12H91V11L88 12V8H89ZM99 7L103 8V11H105L106 13H107V10H105V9H108V10H109L108 13H109V12L111 11V10H110L111 8L114 9V10L117 8V9L115 10V12H116L117 10H118V12H116L117 14L115 13V16H114V13H113L114 10H112V12L109 13V14H108V13L105 14V12H103V11L101 10V8H99ZM131 7H132V8H131ZM136 7H138L140 10L137 9ZM146 7H147V8H146ZM202 7H203V8H202ZM204 7H205V8H204ZM217 7H218V8H217ZM224 7H225V8H224ZM227 7H228V9H227ZM242 7H243L244 11H243ZM257 7H258V6H257ZM22 8H24L22 12H23V13H26L25 15L21 14V13H22V12H21V9H22ZM25 8H26V9H25ZM32 8H33V10L35 9V11H33ZM59 8H60V9H59ZM62 8H63V7H62ZM74 8H75V10H74ZM79 8H80V9H79ZM118 8H119V9H118ZM130 8H131V9H130ZM149 8H151L152 10L149 9ZM155 8H156V9H155ZM160 8H161V10H160ZM162 8H163L164 11H162ZM165 8H166V9H165ZM199 8H200L201 10H200ZM12 9H13V10H12ZM28 9H29V10H28ZM53 9H54L57 13H59V15H60L62 18H63V17L66 18V19H64V20L61 19V18H60L61 20L59 19V26H60V27L63 26V25H65V24H61V23H62L61 21L64 22V21H66V20L69 19L68 21H70V22L67 21L68 24L66 23V24H67L66 27L64 26V28H62V29L60 28L61 31H63L65 28H67V29H65V30H66V31L69 30V32L67 31L69 37L67 36L66 38H63V37L60 38L59 36H61V33H59L60 31L58 32L59 28H57L58 30H56V29L53 28V26H55V25H56L55 28L58 26V24H56V23H55V24H51V20L53 21L54 18H55V16L58 15ZM99 9H100V10H99ZM128 9H129V10H128ZM135 9H137V10H135ZM154 9H155V10H154ZM186 9H187V11H185ZM189 9H191V10L189 11ZM202 9H203V12L206 11L207 13H205V12L203 13V12H202ZM16 10H18V12H19V10H20L19 14H21V15H19L18 12L15 13ZM37 10H38L39 12H38ZM40 10H41V11H40ZM66 10H67V11H66ZM84 10H85V11H84ZM94 10H95V11H94ZM125 10H126V12H125ZM133 10H134V11H133ZM143 10H144V12L146 11L144 15L142 14V13H144ZM150 10H151V11H150ZM165 10H166V11H165ZM208 10H210V11H208ZM230 10H231V9H230ZM232 10H233V9H232ZM258 10H260V11H258ZM258 10H257L258 13L256 14V16H257V15H260L259 13H260L261 11H262V12H261V15H262V13L264 12V10H262V8H261V9L258 8ZM9 11H10L11 13H10ZM42 11H43V13H41ZM46 11H47V13H48V12H49V13L47 14ZM50 11H51V15H50ZM52 11H53V12H52ZM75 11H76V12H75ZM82 11H83V12H82ZM120 11H121V13L123 12L124 15L121 14ZM131 11H132V12H131ZM149 11L151 12L153 18L151 17V15L149 16V14H150V13H148ZM152 11H154V13H153ZM167 11H168V12L172 11V12L168 14ZM175 11H177V13L174 14ZM182 11H183V12H182ZM191 11H194V12L192 13ZM199 11L203 13V14H202V13H201V14L203 15L202 17H203V21L205 20V23H207V22H206L207 19L210 21V17H211V21L207 23L208 26H207V24H203L204 26L206 25V27H205L206 29H207L208 27H209V28H208L207 30L205 29V31H206V33H205V41H204V42H201V43H203L204 45H206V44H207V45H206V46H203V47H204V48H203L202 45H201V43H200L201 47L203 48V49H202V52H203V53L201 52L203 58L201 57V59H202V62H203L202 64H204V65H203V68L199 69L200 71L197 69L198 67L195 68V66H193V65L190 66L191 64H189V63L186 62V60H185V59L189 56V52H190V49H191V48L186 49L185 47H187V46H185V44L181 46V45H180V44H181V40L178 39V40H179V42H178V41H177V38H175V36H176V37H179L178 35H182V33L184 34V33L186 32V31H183V32H182V31L180 30V29H182L180 26L185 25V23H183V24L181 25V23H182V22H181V23L179 24L180 26L178 25L180 28H178V26L175 24V26H177V27H175L176 30H175V29L173 30L174 35H173V33H172V29H169L170 27L168 28V22H170V20L172 21V19H173V21H174V19H175L174 16L176 17V19H175L176 22H175V21H174L173 23L171 22V25H170V26H173L172 24H174V23H178V21H181L182 19H185V21H187L186 23H188V18L190 19V17H191L190 15H191V14L193 15L194 13H198V14H199V13H200ZM211 11H212V12H211ZM3 12H4V13H3ZM6 12H8V14H7V15H8V18H7V15H4ZM12 12H13V13H12ZM35 12H38V13L35 14ZM44 12H45L46 14H45ZM67 12H68L69 14H68ZM70 12H71V13H70ZM74 12L76 13V15H74ZM84 12H85V13H84ZM86 12H87V13H86ZM101 12H102L103 15H101ZM129 12H130V14H129ZM137 12H139L138 15H137ZM159 12H160V13H159ZM166 12H167V16H166ZM178 12H179V13H178ZM190 12H191V14H190ZM216 12H217L218 14H217ZM2 13H3V14H2ZM40 13H41V14H40ZM131 13H132V15H131ZM140 13H141V16L139 15ZM182 13H183V14H182ZM186 13L189 14V17H186V16H188V15H186ZM209 13H210V14H209ZM212 13H213L214 15H213ZM9 14H10V15H9ZM17 14H18L19 16H18ZM28 14H30L29 16H31V14H32V17H33V18H32V17H28V16H27ZM52 14H54V18L52 17ZM55 14H57V15H55ZM80 14H81V16H80ZM99 14H100L101 16H104V15L107 16V15H108L107 17L104 16L105 19L108 20V21H106V20L104 19V17H103V19L105 20V22H104L103 19H100V20H99L98 18L101 17ZM125 14H126L127 17L125 16ZM146 14L148 15L147 17H148L149 20H150V18H151V20H150V21H152L151 23H155V22H156V23H155V24H156L155 26H153V24L151 25V23H150V25H151L152 27H151V26H150L151 28L149 27V24H148V23H149L150 21H149V22L146 21V19H147V17H146V19H145ZM162 14H163V15L165 14V15L163 16ZM170 14H172V15L174 14V15L172 16V15H170ZM177 14H178L179 16H178ZM235 14H236V16H234ZM250 14H249V17H248V16L246 17V19L250 20V19H249L250 16H251ZM1 15H3L2 18H4V19H5V16H6L5 22H4V20L1 18ZM12 15H13V16H12ZM15 15H16V16H15ZM39 15H42V17L39 16ZM49 15H50V20H48V21H49L50 23H48L49 26L47 25V27H50L51 25H53V26H51L50 28L47 29V27H45L46 25H43L45 28L42 29V30L46 31V30H49V29L53 28V29H54L53 34H55V35L51 34V37H50V33H49V32H51V30H53V29H51V30H49V31H46V32L49 33V34H48L49 39H51V41H50V40L48 41V39L45 37L46 34H45V33H44V34L41 33L42 31L40 30L41 28H39V27H38V28H39V30H40L41 32H40V33L38 32V34H41L40 36H44V35H45L44 37L47 39V40L45 39V40H46V43H47V41H48V43H49L48 46H49L50 44L55 43L54 41L59 40L58 38H60L61 41H62V38H63L64 40H63L62 43H60V44H62L64 47L68 45V48H71V49H70V52H72V56L69 55L70 52H69V49H68V48H67V50H66V47H65V49H64L63 46H59V45H58L59 47H57V48H60V47L62 48V47H63V48H62L63 51H62V50H59V51H58V50H56L57 48L54 49L55 47H54L53 45H51L52 47L49 46V47L47 48L48 51H46V52H49V51H50V48H51V50H53V49L55 50V53H60V52H62V54L65 55V53H67V51H68V52H69L68 56H70V57H68L69 59H68L66 56H65L64 58H65V59H66V58L68 59L67 61H69V64L67 63V65H69V66H70V62L72 63V62L74 61V59L76 58V55L73 53V51L76 53L77 50H78V51L80 50V54H81V52H82L81 55H82L83 57H80L81 55H80V56L78 55V57L76 58L77 60H75L76 62L74 61V63H75L78 67H76V65L73 63V65H74V68H73V65L71 64V68H70V69H71L72 71H75V72H71L72 75H71V73L69 72L70 70L68 71V69H69L68 66H66V68H68V69H66L65 66L63 67V65L66 64V62H65L66 60L63 58V56H62L61 53H60L61 55L59 54L58 57L60 58V59H59L60 61L62 60L61 62H63V60H64V63H62V66H61V62L59 61V62H60V65H59V64L57 63V62H58V59L55 58V56L58 55V54H54L55 56L53 55V57L55 58V59H53V61H55L54 64L57 63V64L59 65V67H58L57 65H55V68H56V69L58 68V69H59V72L61 71L60 74L58 73V74H59V75H58L59 77L57 78L56 75L54 76V74H52L51 72H47L46 68H44L46 65H45V63H44L43 60H42L45 50H44V52H40L39 54H37V53H32L33 51L35 52V50H36V52H38V48H40V49L42 48L41 51H43V49H46L47 44H45L44 37H40V38H43V39H40L39 36L37 35L38 37L35 38L34 36H35L36 32H35V34H34V32L32 33V31H34V30H32V31L30 30L29 32L32 33L31 40L33 39L34 41H36V40L38 39V41H40V42L37 41L38 43H36V44H34V45H32V44L30 43L31 46H32V47H31V46L28 45V44L26 45V43H27V42H30V41H29V40L26 41L27 39L24 38L25 36H26V37H28V36L30 37V35H28V33H27L28 36H27V35H24V34H23V35H24V36H23V35L21 34V32H19V31H22V30H23L22 28H25V26L27 25V22H28V21H30V22H33V21H34V22H33L34 26L31 25V26H32L31 29H34L33 27L36 26V24H35L36 21H38V22H44V21L46 20V16H47V19H48ZM59 15H58V16H59ZM62 15H63V16H62ZM65 15H66V16H65ZM78 15H79V18H77ZM83 15H84V16H83ZM119 15H122V16L119 17ZM133 15L136 17L138 23H140V20H141V24H140V26L142 25V28H141V27H137V26L134 24V23H137L136 21L133 22L132 25H131V22L135 20V18H134ZM161 15H162V16H161ZM216 15H217V16H216ZM239 15H240V14H239ZM20 16H23V18H21ZM24 16H26V17H24ZM36 16H37V17H36ZM74 16H75V17H74ZM76 16H77V17H76ZM117 16H118V17H117ZM128 16H130V17H128ZM132 16H133V18H132ZM142 16L144 17L143 20H144L145 22H144V21L142 22V19H140V17L143 18ZM154 16H155V17H154ZM160 16H161V17H160ZM180 16H181V17H180ZM205 16H206V17H205ZM224 16H222V17H224ZM232 16L236 17V20H235V18L232 17ZM256 16H255V17H256ZM263 16H264V15H262V17H263ZM12 17H15V18L12 19ZM27 17H28V19H27ZM39 17H41V18L39 19ZM44 17H45V18H44ZM51 17H52L53 19H51ZM71 17H72V18H71ZM81 17H82V18H81ZM108 17H109V18H108ZM110 17H111V18H110ZM116 17H117L118 19H117ZM125 17H126V18H125ZM159 17H160L161 19H159ZM163 17H164L165 21H164ZM167 17H170V20H169V18H167ZM171 17H172V18H171ZM227 17H228V18H227ZM252 17H251V18H252ZM255 17H254V19H256ZM262 17H260V16L258 17V16H257V18H259V19H258L259 21H258V20H255L256 22H255L253 19H251V20L253 21V23H254L255 26H256L257 23H259V24L257 25L258 27H256L257 29L255 28L256 31H253V34H255V32H256V33H262V32L264 33V30H260V29H262V28L264 27V26L262 27V26L260 25L261 23L264 22V19H263ZM10 18H11V19H10ZM24 18H26V19H24ZM34 18H35V19H34ZM89 18H90V19H89ZM91 18H92V19H91ZM113 18H114L115 20L117 19V20H116L117 22H116ZM121 18H124V19H122V21H121ZM127 18H128V19H127ZM138 18H139V19H138ZM154 18H155V19H154ZM177 18H178V19H177ZM212 18H213V19H212ZM232 18H233V19H232ZM261 18H262L263 20H261ZM1 19H2V21H1ZM17 19H18V20H17ZM21 19H23L22 22H20ZM41 19H45V20H42V21H41ZM57 19H58V17H57ZM70 19H71V20H70ZM72 19H73V20H72ZM84 19H85V20H84ZM148 19H147V20H148ZM179 19H181V20H179ZM229 19H231V21H230ZM8 20H10V21H9V24H10L11 27L9 26V24H7V23H8ZM16 20H17L18 22H17ZM24 20H25V21H24ZM35 20H36V21H35ZM78 20H79V21H78ZM87 20H88V21H87ZM96 20L101 21V22L95 24L94 22H96ZM102 20H103V21H102ZM119 20H120V21H119ZM130 20H132V21H130ZM154 20H155V22H154ZM157 20H160V21L157 22ZM208 20H207V21H208ZM215 20H216V22H215ZM219 20H220V21H219ZM232 20H233V21H232ZM260 20H261V21H260ZM11 21L13 22V24H11V23H12ZM26 21H27V22H26ZM48 21H45V22L47 23ZM56 21H58V20H55V22H56ZM71 21H72V22H71ZM112 21H113V22H112ZM126 21H127V22H126ZM167 21H168V22H167ZM212 21H213V22H212ZM24 22H25L26 24H25ZM45 22H44V23H45ZM103 22H104V23H103ZM110 22H112L113 24L110 23ZM118 22H119V23L122 22V23H121L122 25L119 24ZM146 22H147V23H146ZM164 22H165V23H164ZM183 22H184V21H183ZM217 22H218L219 24H217ZM238 22H239V20H238ZM238 22H236V23H238ZM242 22H241L242 25L240 24V25H237V26H238V27H241V26H242L243 28H244L243 25H245L246 28H248L249 26H253V28L251 27V30L254 29V27H255V26L253 25V23H251V21H248L249 24H251V25L246 24V22H245V24H243ZM248 22H247V23H248ZM18 23H19V24L21 23L20 25H22V23H24V25H23V26H20V27H19V26H16V24L18 25ZM28 23H29V22H28ZM44 23H40V24L38 23V24L40 25V27H42L41 24H44ZM46 23H45V24H46ZM57 23H58V22H57ZM70 23H71V26H70ZM73 23H74V24L76 23L75 26H74ZM79 23H81V24H79ZM83 23H84V25H83ZM88 23L90 24V26H88V25H89ZM138 23H137V24H138ZM210 23H212V24H210ZM239 23H240V22H239ZM30 24H32V23H30ZM30 24H29V25H30ZM38 24H37V25H38ZM60 24H61V25H60ZM104 24H106V25H104ZM108 24H110V25H108ZM124 24H125V26H124ZM128 24H129V25H128ZM133 24H134V25H133ZM144 24H145V26L143 27ZM162 24H163V25H162ZM209 24H210V25H209ZM216 24H217V25H216ZM263 24H264V23H263ZM263 24H262V25H263ZM39 25H38V26H39ZM79 25H80V26H79ZM81 25H82V26H81ZM86 25L88 26V28H87ZM92 25H93V26H92ZM102 25H103V26H102ZM112 25H113V26H112ZM114 25H115V26H114ZM120 25L123 26V27H120ZM211 25H212V26H211ZM214 25H215V26H214ZM230 25H231V26H234V25H236V24L233 23V25H232V24H230ZM230 25H229V26H230ZM248 25H249V26H248ZM6 26H7V27H6ZM59 26H58V27H59ZM67 26H68V27H67ZM69 26H70V27H69ZM101 26H102V29L100 28ZM105 26H106V27H105ZM110 26H111V27H110ZM118 26H119V27H118ZM127 26H128V27H127ZM129 26H130V27L132 26V28L130 29ZM135 26H136V27H135ZM166 26H167V27H166ZM216 26H217L218 28H217ZM222 26H223V22H222ZM247 26H248V27H247ZM8 27H9L10 29H12L13 32H12V30L7 29ZM21 27H22V28H21ZM27 27H30V26H27ZM77 27H79V28H81V29H79V28L77 29ZM82 27H83V28H82ZM92 27H94V28L92 29ZM95 27H98L99 30H98L97 28H95ZM113 27H115V28L117 27L118 30L115 29V28H113ZM187 27H188V30H190L191 27H189V26H187ZM210 27H211V28H210ZM213 27H214V28H213ZM259 27H260V28H259ZM19 28H21V29L19 30ZM36 28H37V26H36ZM36 28H35V29H36ZM38 28H37V29H38ZM42 28H43V27H42ZM74 28H75L76 30H75ZM109 28H110V30H114V32H113V31L110 32ZM111 28H112V29H111ZM171 28H172V27H171ZM183 28H184V26H183ZM223 28H224V29H223ZM223 28H220V30L223 29L222 31H223V33H225L224 30H225L226 28H228V27H226V28L223 27ZM230 28H231V27H229L228 30H229ZM37 29H36V31H37ZM45 29H46V30H45ZM82 29L85 30V32H84ZM87 29H88V30H87ZM90 29H91V30H90ZM96 29H97V30H96ZM100 29H101V31H100ZM103 29H104V30L108 29L109 31H108V30H106V31H102ZM142 29H143V32H142ZM209 29H210V31H209ZM2 30H3V32H2ZM14 30H15V31H14ZM17 30H18V34L20 33V35L16 34V33H17ZM39 30H38V31H39ZM55 30H56V32H55ZM71 30H73L74 33H73ZM74 30H75V31H74ZM81 30H82V31H81ZM93 30H94V31H93ZM167 30H168V31H167ZM182 30H187V29L184 28V29H182ZM248 30H250V27H249ZM5 31H7V33H6ZM44 31H43V32H44ZM79 31H80V32H79ZM88 31H89V32H88ZM90 31H91V32H90ZM107 31H108L109 33H108ZM146 31H147V30H146ZM166 31H167L168 34H167V33H164V32H166ZM180 31H181L182 33H181ZM208 31H209V32H208ZM212 31H213V32H212ZM222 31H220V35H222V34H221ZM258 31H259V32H258ZM57 32H58L60 35L57 34ZM75 32H76V33H75ZM77 32H78L79 36L77 35ZM82 32H84L85 34L82 33ZM99 32H100L101 34H98ZM102 32H104V33H102ZM169 32H170V33H169ZM179 32H180V34H179ZM188 32H189V31H188ZM190 32H191V31H190ZM226 32L229 34V31L226 30ZM3 33H4V34H3ZM10 33H11V34H10ZM51 33H52V32H51ZM69 33H70V35H69ZM87 33H88V34H87ZM93 33H96V34H93ZM118 33H117V34H118ZM121 33H122V32H121ZM123 33H124V31H123ZM176 33H178V34H176ZM191 33H192V32H191ZM216 33L218 34V35H217L218 37H216ZM12 34H13V35H12ZM14 34H15V35H14ZM25 34H26V33H25ZM33 34H34V35H33ZM72 34H74L75 37H73L74 35H72ZM117 34H116V35H117ZM130 34H131V35H130ZM141 34H142V35H141ZM163 34L165 35V37L168 35V36H167L168 38H171V36H172V38H174V40L176 39V40H175L176 42L174 43V41H173L172 38H171L170 40H168L167 38H164V35H163ZM169 34H171V35H169ZM187 34H188V33H187ZM206 34H207V35H206ZM211 34H212V37H211ZM225 34H226V33H225ZM225 34H223L222 36L224 37ZM228 34H227V35H228ZM8 35L11 36V37H12V36L15 37V36L18 35L20 38L17 36V38L15 37V41H14V38H13V37H12V38L10 37V38H11V39H10V38H8V37H9ZM21 35H22V38H21ZM52 35H53V36H52ZM56 35H58V36H57V38H56V40H55ZM84 35H85V36H84ZM94 35H95V36H94ZM96 35H97V36H96ZM128 35L130 36V39H128L129 41L126 40V38H127ZM133 35H134L135 40L132 41V37H133ZM161 35H162V36H161ZM185 35H186V33H185ZM3 36H4V37H3ZM80 36H81V38H83V37L85 38V37L87 36V37H86L87 39H84V38H83V39H82L83 41H82L81 38H79ZM82 36H83V37H82ZM88 36H89V37H88ZM93 36H94V37H93ZM100 36H102V37H100ZM173 36H174V37H173ZM182 36H183V35H182ZM213 36H214L215 38H217V39H216V40H213V39H215V38H213ZM225 36H226V35H225ZM231 36H232V35H231ZM29 37H28V38H29ZM32 37H34V38H32ZM70 37H71V38L73 37L72 39H75V38L77 37L78 39L76 38L75 40H72ZM3 38H4V39H3ZM5 38L7 39L8 45H7V42H6V43L4 42V41H6ZM52 38H53V43H52ZM67 38H70V39H69V40H70V42H69L70 44L68 43ZM99 38H100V39H99ZM145 38H147V39H145ZM221 38H222V37H221ZM227 38L229 39V38H230V35H229L228 37H226V39H227ZM8 39L10 40V43H9V40H8ZM17 39H18V40L21 39V40H19V41L22 42V43L20 42V46H19V41H18ZM29 39H30V38H29ZM39 39H40V40H39ZM79 39H80V40H79ZM88 39H89V40H88ZM95 39H96V40H95ZM102 39H103V40H102ZM104 39H105V40H104ZM110 39H111V40H110ZM164 39L167 40V41H165ZM23 40L26 41V42H24ZM41 40H44V42L41 41ZM65 40L67 41L66 44L64 43ZM84 40H85V41L88 40V41H86L87 44L83 43V42H85ZM93 40H95L96 42H95V41H94V42L97 43V44H96V47H95V45L93 44ZM152 40H151V41H152ZM212 40H213V42L216 41L217 43H216V42L213 43ZM222 40H223V38H222ZM1 41H2V42H1ZM11 41H12V42H11ZM61 41H60V42H61ZM71 41H72V42H71ZM91 41H92V43H90ZM103 41H104V43H103ZM107 41H108V42H107ZM111 41H112V42H111ZM147 41H146V42H147ZM163 41H164V42H163ZM169 41H172L173 43L171 42L172 44H170ZM88 42H89V43H88ZM211 42L213 43V48H212V44H211ZM11 43H12V44H11ZM15 43L18 44V45H16ZM32 43H33V41H32ZM34 43H35V42H34ZM40 43H43V46H44V44H45L46 47H45V48L42 47V45H41ZM71 43H72V44H71ZM76 43H78V47H77V44H76ZM81 43H82V45H80ZM112 43L115 44V46H116V47H115V50H113L114 48L112 49L114 52L111 51V49H110V48L114 47V46L111 47V45H113ZM120 43H121V44H120ZM161 43H163V45H162ZM167 43H169V44H167ZM205 43H206V44H205ZM3 44H6V45L2 46ZM24 44H25V45H24ZM37 44H38V46L36 47L35 45H37ZM64 44H65V45H64ZM124 44H125V42H124ZM173 44L176 45V46H174ZM216 44H217V46H216ZM260 44H264V43H261V42H260ZM11 45H12V48H13V45H14V49L11 48ZM22 45H23V46H22ZM39 45H40V46H39ZM98 45H101V47H99ZM143 45H144V44H143ZM168 45H169V46H168ZM172 45H173V46H172ZM214 45L216 46L217 49L215 48ZM15 46L18 47V48L16 47V50H15ZM25 46H26V47H25ZM27 46H28V47H27ZM55 46H57V45H55ZM70 46H72V47H70ZM73 46H74V47H73ZM75 46H76V47H75ZM90 46H91L92 48H91ZM126 46H128V44H127ZM165 46H166V47H167V46L170 47V50H169V48L167 47L168 50H169V52H168V50H167V52H166V49H167V48H165ZM179 46H180V47H179ZM208 46H209V47H208ZM19 47H20V48H19ZM80 47H81V48H80ZM83 47H84V48H83ZM86 47H87L89 50L86 49ZM89 47H90L91 49H93V47H95L94 50H95L96 48H98V49L95 50V52H94V50H91ZM107 47H108V48H107ZM129 47L127 48V50L129 49ZM218 47H219V49H220L219 52L217 51V50H218ZM27 48H28L29 51H31L30 53H29V51H27ZM52 48H53V49H52ZM82 48H83V49H82ZM147 48H148V49H147ZM154 48H156V49H154ZM157 48H158V49L160 48V49L158 50ZM174 48H175V49H174ZM181 48H183L184 50H183V49L180 50ZM205 48H206V50H205V52H204V49H205ZM1 49L4 50L5 52H7L9 55L6 54L5 52L3 53ZM11 49H12L13 51H12ZM17 49H18V50L21 49V51H20V50L18 51ZM40 49H39V50H40ZM72 49H73V50H72ZM74 49H77V50H74ZM104 49H105V50H104ZM108 49H109L111 52L108 51ZM152 49H153V50H152ZM222 49H223V50H222ZM32 50H33V51H32ZM54 50H53V51H54ZM81 50H82V51H81ZM143 50H144V49H143ZM148 50L151 51L150 54H149V51H148ZM172 50L175 52V57H174V54L172 55V53H174V52L171 53ZM233 50H235V49H233ZM11 51H12L13 54H14V56H13L14 58L12 57L13 54H12ZM17 51H18V52H17ZM26 51H27V52H26ZM53 51H52V52H53ZM56 51H58V52H56ZM87 51L89 52V55L87 54V53H88ZM92 51H93V52H92ZM147 51H148V52H147ZM178 51H180V52L182 51V52L180 53V56H179V57L176 56V54L179 55ZM184 51H185V53H184ZM186 51L188 52V54H187ZM207 51L210 52L211 54H208ZM15 52H16V53H15ZM20 52H21V54H19ZM23 52H25V53H23ZM46 52H45V53H46ZM2 53H3V54H2ZM26 53H27V54H26ZM28 53L30 54V55H29L30 57L28 56ZM42 53H43V55H42ZM93 53H94V54H93ZM95 53H96V54H95ZM140 53H141V54H140ZM157 53H158V54H157ZM159 53H162V55L159 54ZM182 53H184V54H182ZM204 53H205V54H204ZM212 53H213V54H212ZM231 53H233V54L230 55ZM15 54H16V55H15ZM22 54H24V57L22 56ZM33 54H34V56H33ZM35 54H36V55H35ZM40 54L42 55V57L40 56ZM76 54H77V53H76ZM78 54H79V53H78ZM83 54H84V55H83ZM90 54H93V55H90ZM133 54L136 56V58H135V56H134ZM137 54H140V55L142 56V58H141L142 60L145 59L144 63H143V61L139 60L140 58H139V59L137 58V56H138ZM143 54H144V53H143ZM152 54H154V55H152ZM168 54H169V55H168ZM170 54H171V55H170ZM185 54H186V55H185ZM224 54H225L226 56H224ZM228 54H229V55H228ZM1 55H2V56H1ZM3 55H5L6 59H4V56H3ZM10 55H11V56H10ZM19 55H21V56H19ZM51 55H52V53H51ZM66 55H67V54H66ZM73 55L75 56V58H74L73 61H72V57H74ZM101 55H103V56H101ZM127 55H129V56H127ZM140 55H139V56H140ZM149 55H150V56H149ZM155 55H156V56L158 55L157 57H159V59H158V58H155V57H154V58L152 57V56H155ZM164 55H165V56H164ZM166 55H167V56H166ZM184 55H185V56H184ZM204 55H205V56L207 55V58H206ZM210 55H213V56H210ZM16 56H19V57H16ZM35 56H36V57H37V56L39 57V58L37 57L38 60L36 59ZM61 56H62V57H61ZM87 56H88V58H87ZM97 56H96V57H97ZM146 56H147V57H146ZM222 56H224V57L222 58ZM227 56H228V57H227ZM229 56H231V57H229ZM232 56H233V57H232ZM1 57H2V58H1ZM56 57H57V56H56ZM90 57H91V58H90ZM151 57H152V58H151ZM164 57H165V58H164ZM169 57H170V58H169ZM177 57H178V58H177ZM181 57H183V58L185 57V59H184L185 61L183 60V58L180 59ZM209 57H211L212 61L209 60V59H210ZM15 58H17V59H15ZM26 58H27V59H26ZM40 58H41V59H40ZM70 58H71V59H70ZM78 58H81L82 60H81V59L78 60ZM84 58H85V59H84ZM86 58H87V59H86ZM103 58H104V57H103ZM118 58H117V59H118ZM147 58H148V59H147ZM166 58H168V60H167ZM172 58H173V59H172ZM215 58H216L218 61H216ZM224 58H225V59H224ZM1 59H3V60H1ZM8 59H9V61H8ZM12 59H13L14 61H13ZM35 59H36V60H35ZM56 59H57V60H56ZM90 59H91V60H90ZM96 59H99V58L97 57ZM129 59H130V60H129ZM135 59H138V62H140V63H139V64H136V63H138V62H137V60L135 61ZM152 59H153L154 61H153ZM160 59H161V60H160ZM162 59H163V60H162ZM177 59H178V60H177ZM179 59H180V61H179ZM213 59H214V60H213ZM223 59H224V61H223ZM22 60H24L23 62H24L26 65L22 62ZM39 60H42V61H39ZM70 60H71V61H70ZM99 60H100V59H99ZM101 60H103V59L101 58ZM105 60H103V61H105ZM109 60H108V62H109ZM133 60H134L135 63L131 62V61H133ZM158 60H159V61H158ZM171 60H172V61L174 60V61L172 62ZM182 60L184 61V63H183V62L181 63ZM229 60H230V62H228ZM19 61H20V62H19ZM37 61H38V62H37ZM79 61H81V62L78 64L77 62H79ZM84 61H85V62H84ZM87 61H88V62H87ZM160 61H161V62H160ZM167 61H168V62H167ZM169 61H170V63H169ZM199 61L201 62V60H199ZM207 61H208V62H207ZM213 61H215V62H217V63L220 62V64L222 63L223 65L221 64V65H219V67H218V65H214V64H213V63H214ZM222 61H223V62H222ZM16 62H17V63H16ZM18 62H19V63H18ZM36 62H37V63H40V64L37 65ZM42 62H43L44 65H45L44 67L42 66L43 64L41 65ZM99 62H100V61H99ZM99 62L97 63V61L95 60V63L92 65V67H93V68L96 67V68H95L96 70L101 69V68H99V67H100V66H99V65H100ZM106 62H107V61H106ZM147 62H148V63H147ZM151 62H152V63H151ZM164 62H166V63H164ZM174 62H176V63H174ZM177 62H178V63H177ZM185 62L189 64L190 68H189V66L187 67L188 64H186ZM209 62H210V64H209V66H208L207 63H209ZM211 62H212V64H211ZM224 62H225L226 64H225ZM83 63H84V64H83ZM86 63H87V64H86ZM96 63H97V64H96ZM100 63H102V61H101ZM154 63L159 64L160 66L158 65V66H159V67H158V66H157L156 64H154ZM179 63H181V64H183V65L186 64V67H185V65L182 66V65H180ZM217 63H215V64H217ZM234 63H235V64H234ZM17 64H18V65H17ZM19 64H20V65H19ZM35 64H36V65H35ZM89 64H90V65H89ZM98 64H99V65H98ZM140 64H141L142 66H140ZM145 64H146L147 66H146ZM150 64H151V65H150ZM168 64H170V65H171V64H174V65H173V66H172V65L170 66V65H168ZM205 64H207V65H205ZM263 64H264V63H262V65H263ZM33 65H34V66H33ZM80 65H81V66H80ZM95 65H97V66H95ZM135 65L140 66L141 69H140V68H139V69H140L142 72L140 71V73H139V72H138L139 69H137L138 66L136 67ZM144 65H145L146 67H148V68L144 67ZM154 65H155V67H156V66L158 67L157 69L155 68V72H156V74H155V72H154ZM166 65H167V67H166ZM228 65H229L231 68L228 67ZM232 65H233V67H232ZM5 66H6V65H5ZM25 66H26V67H25ZM31 66H32V67H31ZM39 66H40V68H39L40 71H39V70L36 71V69H38ZM60 66L62 67V69L60 68ZM94 66H95V67H94ZM133 66H134V69H133ZM152 66H153V67H152ZM161 66H163L164 68H162ZM175 66H176V67H175ZM205 66H207V67H206L207 69L205 68ZM214 66L217 67V68H219L220 70L217 69V68H214ZM221 66H222V67H221ZM223 66H224V67H223ZM1 67H2V66H1ZM10 67H11V66H10ZM33 67H34V68H33ZM36 67H37V68H36ZM41 67H43V68H41ZM79 67H80V68H79ZM97 67H98V68H97ZM160 67L163 69V71H160V70H161ZM165 67H166V69H165ZM170 67H172V68H170ZM182 67H183V68H182ZM211 67H212L214 70H213ZM263 67H264V65L262 66V68H263ZM35 68H36V69H35ZM63 68H64V69H63ZM78 68H79V69H78ZM142 68H143V69H142ZM168 68H170L172 72L170 71V73H169V72L167 71ZM177 68H179V69H177ZM204 68H205V69H204ZM209 68L211 69V72H210ZM221 68H222V69H221ZM224 68H225V69H224ZM228 68H229V69H228ZM21 69H22V71H21ZM30 69H31L32 71H31ZM58 69H57V70H58ZM73 69H74V70H73ZM80 69H81V70H80ZM95 69H94V70H95ZM127 69H128V70H127ZM132 69H133V70H132ZM150 69H151V70H150ZM158 69H159L160 72L157 71ZM170 69H169V70H170ZM196 69H197V70H196ZM203 69H204L205 71H204V72H201V70H203ZM263 69H264V68H263ZM263 69H262V70H263ZM28 70H29V71H28ZM33 70L35 71V74H36V75H34V73H32ZM41 70H43L44 72H42ZM62 70H63L64 73H66V74H64ZM65 70L68 71V74H69L70 76H72L71 79H69V78H70L69 75H68L69 78H67L68 76L66 77L67 72H66ZM78 70H79V71H78ZM92 70H93V69H92ZM92 70H91V72H94V70H93V71H92ZM96 70H95V71H96ZM101 70H102V69H101ZM143 70H144V71H143ZM145 70H147V71H145ZM188 70H189V71H188ZM206 70H207V71H206ZM212 70H213V71H212ZM216 70H217V71H216ZM224 70H226V71H228V72H229V70H230V72H229V74L231 73L230 76H229L230 78L227 76V75H229L228 72H226V71H224ZM45 71H46V72H45ZM131 71H129V74L131 73ZM164 71H165V72L167 71L168 75H165V74H164ZM39 72L41 73L42 76L39 74ZM77 72H78V73H77ZM86 72H85V73H86ZM89 72H90V71H89ZM98 72H99V70H98ZM98 72L95 73V74L97 75ZM137 72H138L139 74H138ZM143 72H144V73H143ZM173 72H174V73H173ZM198 72H201L202 74L204 73V74H203L204 76H203V77H202V76L199 77V76L201 75V73L199 74V76H197V75H198ZM205 72H206L207 74H208L209 72L212 73L213 75L215 74V75H214V79L217 78V79L219 80V79H221V78H223V79L226 78V79H224V82H223V83H224V84H223L224 86L227 85L226 91H227V89H229L228 87L232 86L230 89H231V90L234 89L233 91H235V94L233 93V91H231V90L229 89L228 94H229V95H230V94L232 95V96H229L227 93H225V91H224L225 89H221L222 86H221L220 88H218V89H216V88H215V89H214V88L212 89V87L210 86V87H211V91H210V88L207 87V86H209V83H210L211 81L214 82V81H216V80H213L212 74L210 75L211 78H212V80H211V78H207V79H209V80H206V81H204V80H199L198 77H199V78H202V79H203V78L206 79L205 77H206L207 75L205 74ZM213 72H215V73H213ZM47 73H48V74H47ZM62 73H63V74H62ZM73 73L76 74V75L73 76ZM81 73L79 74V79H81V81H82V80H83V81L81 82L80 80H78V81H76L77 83H75V84H78V82L80 81V83H82V84H79V85H80V87L82 88V86L84 85L83 83H85L84 80H85L86 83H87V80H86V78H87V74H89V75H88V77H89V76L92 75V74L94 75V73H92V74L87 73L85 79H84L82 76L80 77ZM99 73H100V72H99ZM167 73H166V74H167ZM176 73H177V74H176ZM180 73H181L182 75H181ZM184 73H185V74H184ZM190 73H191V74H195V73H196V74L191 76ZM216 73H217V74H216ZM222 73H223V74H222ZM224 73H226L227 75L224 74ZM30 74H31V75L33 74L34 77H33V75L31 76ZM43 74H44L45 77H44V78H40V77H43ZM45 74H46L47 76H46ZM50 74H51V76H49ZM101 74H102V73H101ZM169 74H170V75L173 74V75L170 76ZM179 74H180V75H179ZM218 74H219V75H218ZM22 75H23V76H22ZM27 75H28V76L30 75L31 77L29 76V77H30V78H29ZM37 75H38V76H37ZM60 75H62V76L60 77ZM64 75H65L66 78L64 77ZM82 75H84V73H83ZM96 75H95V77L98 78V76H99V78H100V74H98L97 76H96ZM130 75H131V74H130ZM136 75H137V76H136ZM140 75H143V77L140 76ZM163 75H164L166 78L170 77V81H169V78H168V81H169L170 83L167 82V81H164V82H165V83L167 82L166 85H165V88H166L167 86H170V87H168V89L170 88V90H167V92L169 93V92L171 91V93H169L170 96H168V93H166L165 96L169 98L168 100L171 99V101H173L172 103H174V104H176L175 99H176L177 96H178V97H177V100H176V101L179 102L178 100H180V102L178 103V108H177V110H176L178 116H177L176 113H174L175 115H174V114H173V115L176 116V117H174V119H178L179 114H181L180 116H182V117H179V119L181 120V122H180V120H178V121L176 122L177 124H176V123H175V124H171V127H169V125H168V127H169L171 130H173L172 127L175 126L174 130L171 131V132H170V129H169V131H166V129L162 130L163 127H158L159 129L161 128L162 132H161V130H158L157 128L154 129L153 126H155V123H154V122H156V120H155V119H154V120L150 119L151 122H149V121L147 120V117L149 118L150 113L153 112V110L155 111V109L157 108V107L154 108V105H156V103L153 102V101H154V97H153V95H155V94L152 95V94H151V91H152V93H153V92L155 91V90H154L155 87H157L158 84H159V85L161 84V86L164 87V84L162 85V83H163L162 81L165 79V77H164V78L162 77ZM184 75H187L188 77H187V76H184ZM205 75H206V76H205ZM220 75H221V76H220ZM222 75H223V77H222ZM39 76H40V77H39ZM48 76L50 77V78L48 79L49 82H48L47 80H46V82H45V81H42L43 79H44V80L47 79ZM75 76H76V77H75ZM157 76H158V77H157ZM160 76H161V77H160ZM175 76H176V77H175ZM182 76H183L184 78H185V77H187V78L184 80V78H182ZM189 76L192 77L191 81L194 80V82L189 81V80H190V79H188ZM193 76H195V77H193ZM210 76H209V77H210ZM219 76H220V78H218ZM257 76H258V75H257ZM257 76H255V77H254V76H250V78L252 79V80H250V78H248L250 81H249V80L246 81V80H247L246 77H244L246 80H245L244 78H243V79L241 78V79H242L241 82L244 81V83H245L246 85L248 84L247 86H249V84H250V82H251L250 87H249V88H251V89L248 88L247 91L245 90L246 92H245L244 94L241 93V96H242V97L247 96L249 90H250V94H248V95L253 94V93H254L253 91L257 92L256 88H255L254 90L252 89V87H251L252 85H253V87H257V88H259V87H260V84H261V83H264V77H263L264 75L261 76V78H260V76H259V79H258ZM25 77H28L29 79H27V78H25ZM32 77H33V78H32ZM52 77H53L54 79H53ZM73 77H75V78L73 79ZM84 77H85V75H84ZM91 77H92V78H91ZM91 77H89V79L91 78L90 81H88L89 83H91V81H93L94 79H96L94 76H91ZM103 77H104V76H103ZM173 77H175V78H173ZM207 77H208V76H207ZM247 77H249V76H247ZM23 78L20 79V80H22V83H20V81H18V83H20V87H22V84L24 83V82H23V80H24ZM31 78H32L33 80H32ZM51 78H52V79H51ZM55 78L59 79V82H57V81H56L57 79H55ZM60 78H61V80H60ZM63 78H65L64 81H62ZM76 78H77V79H76ZM93 78H94V79H93ZM137 78H138V79H137ZM141 78H142V79H141ZM143 78H144V79H143ZM149 78H150V80H148ZM152 78H153V79H152ZM158 78H160V79H158ZM180 78H181V79H180ZM193 78H194V79H193ZM196 78H197V79H196ZM253 78H254V79H253ZM255 78H256V79H255ZM40 79H41V80H40ZM87 79H88V78H87ZM92 79H93V80H92ZM136 79H137V81L134 82V80H136ZM157 79H158V80H162V79H163V80H162V81H159L158 84H156L157 82H156L155 80H157ZM173 79H174V80H173ZM195 79H196L197 81H196ZM227 79H228V81H227ZM232 79H233L234 81H232ZM35 80H36V81H35ZM53 80H54V81H53ZM107 80H108V81H107ZM139 80H140V81H139ZM146 80H148V81H146ZM158 80H157V81H158ZM166 80H167V79H166ZM175 80H176V81H175ZM183 80H184V81H183ZM186 80H187V81H186ZM210 80H211V81H210ZM253 80H255L256 83H254L255 81H253ZM260 80H262L261 83H259ZM41 81H42V82H41ZM55 81H56L57 83H56ZM102 81H103V83H104V80H103V79H102ZM102 81H101V82H102ZM109 81H110V82H109ZM141 81L143 82V86H142V82H141ZM151 81H152V82H151ZM252 81H253V84H252ZM29 82H30V85L28 86ZM50 82H51V83L54 82L55 85H56V87L54 86V83L52 84V86H54L55 88H57V87H58V88H57V89H55L54 87L51 88V87H52L51 85H50V86L47 85V84H50ZM108 82H109V83H108ZM111 82H112V83H111ZM133 82H134L135 84H134ZM136 82H137L138 84H136ZM146 82H147V83H146ZM160 82H161V83H160ZM175 82H176V83L178 82L179 85L176 84ZM187 82H189V83H187ZM195 82H196V83H195ZM198 82H199V84H198ZM203 82H204L206 85H207V84H208V85L205 87V84H204ZM206 82H207V83H206ZM213 82H212V83H213ZM220 82H222V79L220 80ZM225 82H226V83H225ZM231 82H233V83H231ZM234 82H236V83H234ZM26 83H25V84H26ZM39 83H40V84H39ZM43 83H45L44 86H43ZM68 83H65L66 86H67ZM86 83H85V84H86ZM89 83H87V84H89ZM107 83H108V84H107ZM152 83H153V85H152ZM154 83L156 84V86H155ZM168 83H169V85H168ZM171 83H173V84L170 85ZM182 83H183V84H182ZM200 83H201V84H200ZM212 83H210V85H211ZM228 83H229V84H228ZM257 83H259V84H257ZM57 84H58V86H57ZM146 84H147V85H146ZM148 84H149V85H148ZM187 84H188V85H187ZM189 84H190V85H189ZM194 84H195V85H194ZM233 84H235V85H233ZM254 84H255V85H254ZM37 85H38V86H37ZM45 85H46V86H45ZM81 85H82V86H81ZM132 85H133V86H132ZM150 85H151L152 87H151ZM159 85H158V88L156 89L157 91H155L154 93L158 92V90H160V89H161V90L164 89V88H159ZM197 85H198V86H197ZM202 85H203L204 88H202ZM246 85L243 86L245 89H247V86H246ZM263 85H264V84H263ZM263 85H261V87H262ZM23 86H24V85H23ZM48 86L51 88L52 91H54V92L56 91V92H55L56 94H55L54 92L50 91V89H49ZM59 86H60V87H59ZM77 86H78V87H77ZM91 86H92V87H91ZM140 86H142L143 89L145 88V89H144L145 91H143V89L140 88ZM144 86H145V87H144ZM146 86H147L149 89H147ZM175 86H177L176 89H175ZM180 86H181V87H180ZM190 86H192V87H191L192 90H191V88H189ZM195 86H196V88H195ZM224 86H223V88H225ZM41 87H43V88H41ZM44 87H45V88H44ZM47 87H48V89H47ZM84 87H85V86H84ZM84 87H83V88H84ZM131 87H132L133 89H132ZM138 87H139V88H138ZM171 87L174 88V91H173V88H171ZM178 87H179V88H178ZM193 87H194V88H193ZM233 87H234V88H233ZM25 88H24V87L21 88V91L23 90L22 93H24V90H26ZM28 88H27V89H28ZM75 88H73V90L76 91ZM134 88H136V89L138 88L137 91L139 90L140 92H139V91H138V92L144 94L145 96H143V95L141 94L142 96L140 97V94H139V93L137 94V91H135L136 89H134ZM151 88H154V89L151 90ZM199 88H200V90H199ZM244 88H242L243 90L241 89L242 92H244ZM36 89H37V90H36ZM60 89H59L58 91H60ZM109 89L111 90V92L113 93V95H112L111 92H108V91H107V90H109ZM141 89H142V90H141ZM197 89H198V90H197ZM35 90H36V91H35ZM73 90H72V92H73ZM96 90H97L98 92H96ZM110 90H109V91H110ZM113 90H115V91L113 92ZM133 90H134V91H133ZM149 90H150V91H149ZM181 90H183V91L181 92ZM205 90H206V91L208 90V91L205 92ZM215 90H216V91H215ZM220 90H221L222 92H221ZM45 91H46V92H45ZM47 91H48V92H47ZM82 91H83V93H81ZM89 91H90V90H89ZM106 91H107V92H106ZM212 91H213V92L215 91V92H214L215 94L212 93ZM219 91H220V92H219ZM32 92H33V93H32ZM69 92H70V90H69ZM84 92H85L86 95H84ZM95 92H96V94H95ZM133 92L135 93L134 96H133ZM172 92H173V94H172ZM175 92H176V94H175ZM184 92H185V93H184ZM186 92H187L188 94H187ZM197 92H198V93H197ZM208 92H209V93H208ZM216 92H218V93H216ZM223 92H224V95H223L224 97L222 96V93H223ZM230 92H231V93H230ZM26 93H25V95H26ZM44 93H46V94H44ZM64 93H66V94L64 95ZM80 93H81V94H80ZM102 93H103V94L105 93V94H104V96H105L104 99L106 100V98H107V103L101 101V100H104V99H103V95H101ZM118 93H119V92H118ZM122 93H124V94H123V95H124V98H123ZM146 93H147V95H146ZM148 93L150 94L149 96H148ZM177 93H178V95H177ZM182 93H183V94H182ZM189 93H190V94H189ZM193 93H196L197 95L195 94V96H194ZM200 93H202V94H200ZM220 93H221V95H220ZM246 93H247V94H246ZM32 94H33V95H32ZM62 94H58V95H60V97H61ZM89 94H90V95H89ZM106 94H107V96H106ZM181 94H182V95H181ZM192 94H193V95H192ZM198 94H200V95H198ZM212 94H213V95H212ZM218 94H219L220 96H217ZM233 94H234V95H233ZM245 94H246V95H245ZM22 95H23V98H22V97H20V98L22 99L21 101L24 100V103H23V102H22V103L25 104V102L28 101V100H27L28 98L26 99L27 101H25V99H24L25 96H24V94H22ZM22 95H21V96H22ZM88 95H89V97H87ZM109 95H110V96H109ZM111 95H112V97H111ZM137 95H138V96H137ZM151 95H152V96H151ZM180 95H181V96H180ZM183 95H184V96H183ZM209 95H210V96H209ZM215 95H216V97H215ZM227 95L229 96L230 99L227 97ZM260 95H262V96H260ZM260 95L258 96L259 99L262 98V97L264 96V94H260ZM26 96H27V95H26ZM31 96H30V99L32 100V97H31ZM84 96H85V97H84ZM174 96H175V97H174ZM179 96H180V97H179ZM182 96H183V97H182ZM188 96H189L190 98H189ZM204 96H205V97H204ZM207 96H208V97H207ZM211 96L215 97V99H213V97H211ZM234 96H235V97H234ZM60 97H59V100H58V101H59V102H58L59 104H61L60 102H62V101H60V100L63 99V97H62L61 99H60ZM65 97H64V98H65ZM68 97H69V98H68ZM91 97H93L94 99H93V98L90 99ZM129 97H131V99H130ZM133 97H134V98L140 97V98H141V100L139 99L140 102H143V101L145 100L144 103H146V104L143 103V105H145V107H144V106L142 107V105H141L142 103H140L138 99H135V100L138 101V102L136 101L137 103H140V106L138 105V106H139V107H138L137 104L134 102L135 100H134ZM142 97H143V98H142ZM144 97H145V98H144ZM150 97H151V98H150ZM152 97H153V98H152ZM170 97H171V98H170ZM181 97H182V99H183V98H184V99L181 100ZM185 97H186V98H185ZM193 97H194V100L196 99L195 101H196L198 107H197V105H196V103H195L194 100H193V101H192V100L190 101V99H193ZM195 97H196V98H195ZM198 97H200V98L198 99ZM25 98H26V97H25ZM46 98H47V97H46ZM50 98H51V97H48V98H47V99H49L48 101H50L51 99H53L52 101H54L55 104L57 103V102L54 100V98H51V99H50ZM87 98H88V100L90 99V101L93 100V101H91L92 104H91V103L88 104V100H87ZM109 98H110V99H109ZM149 98L152 99L153 107H151L152 111H151V109H150L149 111H147V112H150L149 115H148L147 112H146L145 110H147V109H146L147 105H150V99H149ZM178 98H179V99H178ZM211 98H212V99H211ZM219 98H220V99H219ZM227 98H228V99H227ZM38 99H39V100H38ZM66 99H65V101H66ZM95 99H96V100H95ZM166 99H167V98H166ZM173 99H174V100H173ZM218 99H219V102L222 103V105L218 102ZM221 99H222L223 101H222ZM226 99L229 100V101H227ZM31 100H29V101H30V102H28L29 104L26 103L24 106H23L22 104L20 105L19 103H16V104H15L16 101H13L14 104H13V102H12V104H10L8 107H6V108L1 107V110H0V112H1L0 114L3 113L2 116L4 115V113H5L4 111H5L6 109H7L8 112L10 111V114H8V115H7L8 112L5 113L6 117H5V115H4V117H2V116L0 115V116H1V117H0V121H1V122H0V125H1V128H3V126H4L5 124H6V125L10 124V123L7 124V122H11V124H12L13 126H12V125H8V126L11 127V128H12V127H16V129H14V128L11 129V128H10L11 131H12L13 129L18 131L19 128H20L21 131H23V129H24V131H25V130L27 131V129H28V131H29V129H30L31 132L29 131V133H31V134H29V138H27V139H28V140H30V139L32 140L33 137H34V140H32V141H31V140L28 141L29 143L27 144V143H26V142H27L26 137H28V136H26L27 134H25V133H23V132L20 133V132H21L20 130L18 131L20 134L26 136V137L24 138V136L22 137L21 135H19V133H18L17 131H15V133H16V132L18 133L17 137H18L19 139H21V138L25 139L24 142L22 143V139H21V141H20V140L16 137L15 134H13V136L16 137L17 140L14 139V137H12L11 134L14 133V130H13L12 132H10V131H9L10 129H8L9 132L6 133V131H7L6 129L8 128V126H4V129L6 128V129H5L6 131H5L4 129H3V130L0 129V130L4 131V132H1V131H0V134L4 133V135H7V136H8V138H7L6 136H5V138H3V136H1L3 140L0 138V139H1V140H0V143L3 141V142H2V143H3V144H2L3 146H5L6 141H7L8 139H9V140L11 139V140L9 141L10 144H11V142H12L13 139L16 140L17 142H20L19 145H18L17 147H14V146H16L18 143H17V142H16V143L13 142V143H12V144L14 145V146L12 145V146L14 147V148H13V147L9 146L10 144L8 145L9 142L7 141V144H6V145H8V147H10V148H12V149L14 150V154L17 155V153L20 152V149H19V148H20V145L22 146V145L25 144V143H26L25 145H27V146L25 147V145H24V146H23L24 149L21 148L25 153L21 150L22 152H20V154H24V155H26L27 152H28V149H30L31 147L34 148L33 151H35V150H36V149H35V146H36V147L39 146V150H40V148H42V151H43L44 148L47 147V144H49V146H48L46 149L50 148V151H52L53 149H51L50 144H51V145L53 144V146L55 147V146H57V145H55L56 142L58 143L59 141H56V142H53V143H52V142L49 143V142L52 141V140H53L54 138H56V137H58L57 139H59V135H61V133H68V132H66V131H69L68 135L71 134L73 131H74L73 133H75V132H76V130H75L76 127L78 128V129H77V130H78L77 133L80 132V134L82 133L83 135L87 134V136H88V133H87V132H92L91 134L89 133V136H88V138H90V139L92 138V141H93V137H96V136H97V138H96V140H94L95 142L97 141V139H98V140L100 139V137H99L98 135H95V136L93 135V133L96 134L97 132H99V131H97V130H100V128L97 129L96 132H94V131H92L93 128L89 127V129H88V128L86 129V131H87V130H88V131H87V132H84L85 130H82L83 128L80 129V128H81V127H80V124H79V127H78V123H77V120H76L77 118H76L75 120L72 118V119H71V123H70L69 125L65 126V128L69 126L68 128H69L70 130H69L68 128H67V129H64V127H63V128L61 129L60 134H58V136H55V135L51 134V135H50L51 139H47L49 135H47L46 139H45V136H46V135L43 136L44 138L41 137L42 139L39 138V137H37V135H36L35 133H34V135H33L34 130H35V129L37 130V129H38V126H41V127H39V128H42V126H43V125H42V121H40V120H42V118H40V117H42V115H43V111H42L40 108H38V107L36 106L37 104H36V105L34 104V103H35V100H34V101L32 100L33 103L31 102ZM56 100H57V99H56ZM73 100H74L75 102H73ZM127 100H128V101H127ZM133 100H134V101H133ZM142 100H143V101H142ZM210 100H211V101H210ZM214 100L216 101V103H215ZM220 100H221V101H220ZM224 100H226V102H225ZM260 100H262V101H260ZM260 100H258V102H260V103H259V106H257V107L260 108V109L262 110V108L264 107V104H262V102L264 103V99L262 98V99H260ZM17 101H19V100H17ZM21 101H20V103H21ZM69 101H68V102H69ZM94 101H97V102H94ZM123 101H124V102H123ZM132 101L135 103L133 106L136 105V106L138 107V110L140 109L139 112H137V111H138V110H137V107H135V109H134V108H130V107H133L132 104H131ZM198 101H199V102H198ZM201 101H202L203 103H202ZM213 101H214V103H213V105H212V102H213ZM44 102H45V101H44ZM66 102H67V101H66ZM129 102H130V107H129ZM148 102H149V103H148ZM152 102H151V103H152ZM187 102H188L189 104H188ZM223 102H224L225 104H224ZM227 102L230 103V107H228L229 103H228V105H226ZM30 103H32V106L35 107V108L33 107L34 109H36V107L38 108V110H34V109H33V110H34V113H33V112L31 113V111H33V110H32V108H31L32 106H30ZM46 103H48V102H46ZM52 103H53V102H52ZM58 103H57V104H58ZM104 103H106V104H108V105H105V106H106V107H105V106H104ZM115 103H116V104H115ZM127 103H128V104H127ZM209 103H210L211 105H210ZM217 103L220 104L221 107H220L219 105H217ZM234 103H235V102L232 103V106H233L234 109L236 108V110H239V109L242 110V108L244 107V106L242 107L241 104H239V105L237 104L238 106H234V105L236 104V103H235V104H234ZM33 104H34V105H33ZM62 104H63V102H62ZM83 104H84V103H83ZM83 104H81V105L83 106ZM94 104H96V106H95ZM100 104H101V105H100ZM117 104H118V105H117ZM125 104H127L126 107H124ZM179 104H180V106H182L181 108H180ZM184 104H185V105H184ZM233 104H234V105H233ZM261 104H262V105H261ZM12 105H13V106H12ZM27 105H28V106H27ZM81 105H80V106H81ZM99 105H100L101 107H98ZM116 105L118 106V108H117ZM191 105H193V106L196 105V106H194V108H193V106H191ZM204 105H205V106H204ZM214 105H215V106H214ZM223 105L226 107V113L229 112L228 114H224V113H225V111H224L225 109H223V108H224ZM21 106H22L23 108H22ZM94 106H95V107H94ZM102 106H104V107L102 108ZM122 106H123V108H121ZM183 106H184V108H183ZM213 106H214V107H213ZM222 106H223V108H222ZM20 107H21V108H20ZM24 107H25V108H24ZM93 107H94L95 109H94ZM141 107H142V108H141ZM149 107H150V106H149ZM149 107H148V108H149ZM160 107H161V106H160ZM195 107H197V109H196ZM203 107H206V108H203ZM212 107H213V108H212ZM216 107H217V108H216ZM219 107H220V109H218ZM241 107H242V108H241ZM80 108H81V107H80ZM96 108H97V110H96ZM191 108H192V109H191ZM210 108H211V109H210ZM221 108H222L223 110H221ZM227 108H228V110H227ZM231 108H232V107H231ZM233 108H232V109H233ZM12 109H13V110H12ZM14 109H16V110L19 109V110H18L19 112H17V111L14 110ZM24 109H25V110H24ZM27 109H28V110H31V111H30V112H29V111L27 112ZM98 109H99L100 111H99ZM101 109H102V111L104 110V111H103L104 113L101 112ZM108 109L111 110L112 112L115 111V113L112 114V112H109ZM114 109H115V110H114ZM118 109H120V110H118ZM144 109H145V110H144ZM159 109H162V108H159V106H158L157 110H159ZM190 109H191V110H190ZM195 109H196V110H195ZM214 109H216V111H215ZM11 110H12V111H11ZM40 110H41L42 112H41ZM79 110H80V111H79ZM116 110L119 111V112H117V114H116ZM122 110H123V111H122ZM131 110H132V113L130 114L129 111L131 112ZM133 110H134V112H135V111L137 112L136 116H137V118L139 119V123H137V126H136V122L138 121V119L136 118V116H132V117H133L132 119H133V120L135 119V120H134V123H133V124L131 123V122H132V121H131L132 119H130V118H131V115H133V113H134ZM178 110H179V111H178ZM193 110H194V112H193ZM200 110H201V111H200ZM205 110L208 112V113L205 112V113H206V116H205V117L208 118V119H206V120H208V122H207V121H204V120H205V118H204V114H205L204 111H205ZM210 110H213V111H210ZM220 110L222 111V112L220 113L221 118L218 117L217 119L211 120L210 118H213V117H211V116H212L213 114L215 115V113L218 112V114H216V116L214 117V118H216V117L219 115V111H220ZM2 111H3V112H2ZM15 111H16V113H15ZM37 111H38V112H37ZM39 111H40L42 114H41ZM78 111H79V112H78ZM126 111H128V112L126 113V116H127V114H128L130 117H129V116H128V117L125 116L124 113H125ZM186 111H187V112H186ZM190 111H192L194 114H193L192 112H190ZM230 111L232 112V116L230 115V113H231ZM263 111H264V108H263ZM12 112H14V113H12ZM23 112H25V113H23ZM26 112H27V114H26ZM36 112H37V113H36ZM86 112H85V113H86ZM97 112H98L99 114L102 113V115H98ZM120 112H122V113L124 114V116H123V114L120 113ZM136 112H135V113H136ZM140 112H141V113H140ZM156 112H157V111H155L154 113H156ZM158 112H160V111H158ZM179 112H180V113H179ZM184 112H185L187 115H186V114L184 115ZM199 112H201V113H199ZM202 112H203L204 114H203ZM209 112L211 113V115H210ZM223 112H224V113H223ZM18 113H19V115H20L21 113H23V116H22V117L20 116L22 120L20 119ZM35 113H36V114H35ZM38 113L40 114V116H39ZM83 113H84V112H83ZM138 113H140V114H138ZM190 113H191V114H190ZM196 113H197V114H196ZM212 113H213V114H212ZM11 114H12L13 117L10 116ZM31 114H33V115H31ZM90 114H89V115H90ZM108 114H109V116H108ZM110 114H111V115H110ZM119 114H121L122 117H126L127 120H125V118L123 119ZM142 114H144V115H142ZM192 114H193V115H192ZM200 114H201V115H200ZM208 114H209L210 117L208 116ZM222 114L226 115V117H225L224 115H223V116H224V117H223ZM235 114H237V113H235ZM244 114H245V112H244ZM244 114H243V115H244ZM246 114H247V112H246ZM249 114H250V115H249ZM15 115H17L18 121H21L20 124H22V123L24 124V123H25V120H24L25 117H30V120L27 121V123H25L24 126H23V125H20L19 123H17L18 121L15 120V119H16V116H15ZM27 115H28V116H27ZM35 115H36V116H35ZM37 115H38V116H37ZM63 115H64V114H62V116H63ZM65 115H67V114H65ZM116 115H117V116H116ZM118 115H119V118H120V119L122 118V122H124V124L126 123V124L128 125L129 122H130V124L128 125V128H131V127H132V128L129 129V130H130L131 132L134 133V134L132 133L133 136L128 134V132H129V133H131V132L128 130L127 126H126V128H127L126 132H127V133H126V132L123 133V132H124V129H119V127H118V125H117L118 123H120V121H117V119L120 120V119L118 118ZM138 115H140L141 117H139ZM151 115H153V114H151ZM151 115H150V118H151ZM173 115H172V117H173ZM195 115H196V116H195ZM199 115H200V116H199ZM202 115H203V116H202ZM227 115H228V116H227ZM247 115H248V116H247ZM247 115H246L247 117H246L245 115H244L243 117H241L242 115L240 116V115L237 114V118H241L240 121H244V120H242V118H244V119H246V118L248 119V118H249L248 120H247V119L245 120V123H246V121L248 122L250 119L252 120V116H253V114H252V116H251V113H248ZM9 116H10L12 119H11V118H8ZM62 116H60V118H61ZM69 116H70V115H69ZM96 116H97V117H96ZM106 116H105V119H103V120H106ZM115 116H116V117H115ZM145 116H146V117H145ZM153 116L155 117V114H154ZM197 116H198V117H197ZM201 116H202V118H201ZM239 116H240V117H239ZM250 116H251V117H250ZM31 117H32V119H31ZM36 117H37V118H36ZM65 117L67 118V116H65ZM87 117H88V118H87ZM154 117H153V118H154ZM172 117H171V119H172ZM192 117H193V118H192ZM199 117H200V118H199ZM222 117H223V118H222ZM233 117H235V115H234ZM35 118H36V119H35ZM60 118H59V120H60ZM62 118H64V117H62ZM62 118H61V120H63ZM81 118H82L83 120L86 118V120H84V122H83V121L81 122V121H80ZM115 118H117V119H115ZM182 118H184V119L186 118L185 121L188 120V122L185 123L184 125H183V123H182V122H184V119H183V121H182ZM189 118H191V119H189ZM194 118H195V121H193ZM225 118H226V120H227V119H229V120H227V122H226V120H223V119H225ZM253 118H254L253 120L255 121V117H254V116H253ZM7 119H8V120H7ZM39 119H40V120H39ZM87 119H90V120L87 121ZM198 119H204V120H202V121L205 123V125H204V123H203L201 120L196 121V120H198ZM5 120H6V121H5ZM10 120H11V121H10ZM35 120H36V123H35ZM37 120L39 121L38 125H36V124H37ZM115 120H116L117 122H116ZM124 120H125V121H124ZM209 120L212 122V124H214L215 121L218 120V121L216 122V125L219 124V125H218V126H219V128H218L219 131L221 132V130H222L223 133L225 132V130L228 131V132H225V133H226V135H225L226 137H224V135H223L222 133H220V132H219V135H218V132H216L217 127H216L215 124H214V126H213L212 124H210V125L208 124L209 126H206L207 123H211V122H209ZM251 120H250V121H251ZM253 120H252L251 124H253V122H254ZM2 121H4V124L2 123ZM12 121H14V123H13ZM72 121H75V122H76L75 125L73 124V125L75 126V127L73 126L74 128L72 127ZM127 121H129V122L127 123ZM141 121H142V122H141ZM190 121H191V123H190ZM200 121H201V122H200ZM213 121H214V122H213ZM221 121H225V123L227 124V127H226V128H224V127L226 126L225 123H224L225 125L223 124V128H221V127H222ZM229 121H230V123L232 122L231 125L228 123ZM250 121L248 122V124H246V126L249 125ZM5 122H6V123H5ZM29 122H30V123H29ZM89 122H90V123H89ZM95 122H94V124H95L96 126H98V125L100 124L99 122H96V123H95ZM122 122H121L120 124H123ZM178 122L182 124L180 128H179L180 125L178 124ZM192 122H194L195 125H198V126H197L198 128H196V127L194 126V123H192ZM196 122H197V124H196ZM198 122H199V123H198ZM31 123H32V124H31ZM86 123H88V124H86ZM110 123H113V124L111 125ZM115 123H116V124H115ZM142 123H144V125H143ZM189 123H190L191 125H189ZM17 124H19V125H17ZM76 124H77V125H76ZM92 124H90V125L93 127L94 124H93V125H92ZM97 124H98V125H97ZM120 124H119V126H121V128H122L124 125L122 126V125H120ZM126 124H125V125H126ZM134 124H135V127H136V128H135L136 131H134V130H135V129H134ZM150 124H151V125H150ZM192 124H193V125H192ZM199 124H200L201 126L204 125V126H206V127H208V128L211 127V126H212V127H216V128H214V129H215V132L210 133V131L212 132V130H213L212 127H211L212 129H211V128H209V129L207 128V130H206V127L203 126V128H202V127H200ZM2 125H3V126H2ZM15 125H17L18 127L20 126V127L18 128V127L15 126ZM35 125H36V126H35ZM116 125H117V126H116ZM130 125H131V126H130ZM132 125H133V126H132ZM138 125H139V126H138ZM145 125H146V126L149 125V126L146 127ZM172 125H173V126H172ZM176 125H177V126H176ZM187 125H188V126H187ZM229 125H230V126H229ZM25 126H26V127H25ZM30 126H31V127H30ZM70 126H71L72 128H71ZM96 126H95V128H97ZM100 126H101V124H100ZM102 126H103V125H102ZM144 126H145V127H144ZM158 126H159V125H158ZM190 126H191V127H190ZM192 126L194 127L195 130H197V131H199V132L203 129V130H202V131H204V132H203V135H204V133H205V135L207 134L208 137H209V135H211L210 138H209L210 140H209V139H208V140H207V139H204V141H207V142H205V143L203 142L204 145L207 144V146L205 145L206 148H204L205 151L202 150V152H206L204 155H201V156H200V154H197V153H196V152L199 153V149H196V150H195L194 148H195V147L197 148L198 145H197V146H194V148H193V145L200 144V141H203V140H201L202 138L200 139L199 143H198V142H197V143H194V142L191 143L193 140L190 139V140H191L190 143H191L192 145H190V143H189L190 140L187 139V138H190V137H187V136H190V135L193 136L194 134L199 133V132H197V131H192V129H193ZM232 126H233V125H232ZM246 126L244 125V130H242L243 127H242V128L238 127V128H240L241 130H238V128H237V129H234V131H235V130H236L235 132H239V131H241V133L244 134V133H246L245 130H247V129H245ZM250 126H251V125H250ZM250 126H248V127H250ZM98 127H99V126H98ZM107 127H110L111 130H110L109 128H107ZM117 127H118V128H117ZM166 127H167V126H166ZM168 127H167V128H168ZM185 127H186V128H185ZM124 128H125V127H124ZM126 128H125V129H126ZM144 128H145V129H144ZM146 128H147V129H146ZM151 128H152V129H151ZM176 128H178L179 132H177ZM187 128H188V129H187ZM190 128H192V129H190ZM200 128H201V129H200ZM204 128H205V129H204ZM220 128H221V130H220ZM33 129H34V130H33ZM71 129H72V131H71ZM79 129H80V131H79ZM90 129H91V131H89ZM118 129H119V132H120V130H122L121 133H123L125 136H123V135L120 134L119 136H121V137H119V136H118L119 132L117 131ZM132 129H134V130H132ZM149 129H150V130H149ZM194 129H193V130H194ZM198 129H199V130H198ZM32 130H33V131H32ZM50 130H51V129H50ZM52 130H53V128H52ZM62 130H63V131H62ZM81 130H82V132H81ZM107 130H109V132H110V131H111V132L109 133ZM143 130H144V133L146 132L145 135H144V133H143ZM145 130H146V131H145ZM147 130H148V132H147ZM155 130H156V131H155ZM167 130H168V129H167ZM175 130H176V131H175ZM205 130H206V131H205ZM208 130H210V131L208 132ZM64 131H65V132H64ZM100 131H101V130H100ZM115 131H116V133H115ZM159 131H160V132H159ZM182 131H183L184 133H183ZM243 131H244V132H243ZM70 132H71V133H70ZM83 132H84V133H83ZM112 132H114V133H112ZM135 132H137L138 134L135 133ZM151 132H152V133H151ZM157 132H158V133H157ZM168 132H169V133H168ZM175 132H176V133H175ZM192 132H196V133L192 134ZM206 132H208V133H206ZM235 132H234V133H235ZM5 133H6V134H5ZM17 133H16V134H17ZM26 133H27V132H26ZM73 133H72V135H69V137H70V136L72 137V136H73ZM107 133H108V134H107ZM140 133L143 134V135H141ZM148 133H149V134H148ZM154 133H156V134H154ZM160 133H161V134H160ZM171 133H172V134H171ZM200 133L202 134V132H200ZM214 133H215V134H214ZM225 133H224V134H225ZM227 133H228V134H227ZM80 134H79V135H78V134L76 135V138H75V139H77L76 141H78V140L82 137V134H81V136H80ZM97 134H99V133H97ZM157 134H159V136H158ZM208 134H209V135H208ZM216 134H217L218 136H220V137H219L220 139H219L218 137H215ZM229 134H231V135H229ZM235 134H236V133H235ZM10 135H11L12 138L9 137ZM30 135H32V136H30ZM66 135H67V134H66ZM68 135L66 136L68 141H66V139H65V141H66V145H67V143H69V142H73V140H71V139H74V137H75V136L72 137V138L70 137V138H71V139H70L71 141H69V139H68ZM91 135H93V136H91ZM108 135H109V136H108ZM112 135L116 136L117 138L114 137V136H112ZM155 135H157V136H155ZM168 135H169V136H168ZM171 135H172V136H171ZM173 135H174V136H173ZM179 135H180V137H179ZM212 135H213V136H212ZM217 135H216V136H217ZM221 135H223V137H222ZM233 135H234V134H233ZM233 135H232V136H233ZM19 136H21V137H19ZM52 136H53V138H52ZM64 136H65V135H61V138L63 137L62 139H64V138H65ZM78 136H80V137H78ZM87 136L85 135V137H87ZM110 136H111V137H110ZM146 136H147V137H146ZM148 136H150V137H148ZM165 136H166V137H165ZM207 136H206V137H207ZM232 136H231V137H232ZM50 137H49V138H50ZM77 137H78V138H77ZM83 137H84V136H83ZM112 137H113L114 139H113ZM118 137H119L120 139H119ZM130 137H131V138H130ZM133 137H135V139H134ZM143 137H144V139H143ZM157 137H158V138H157ZM162 137H163V139H162ZM176 137H177V138H176ZM206 137H205V138H206ZM212 137H213V138H212ZM221 137H222V138H221ZM61 138H60V139H61ZM145 138H146V139H145ZM147 138H148V139H147ZM169 138H170V139H169ZM175 138H176V139H175ZM185 138H186V139H185ZM191 138H193V137H191ZM214 138H217V139H215L216 141L214 140L213 143L216 142L215 144H218V146H216L215 144L213 145V144L211 143V142L213 141ZM4 139H5V140L7 139V140L5 141V143H4ZM35 139H37V140H36L37 142L35 141ZM57 139H56V140H57ZM60 139H59V140H60ZM86 139H87V138H86ZM109 139H110V140H109ZM122 139H124V140H122ZM140 139L143 140V141H141ZM149 139H150V140H149ZM164 139H165V140H164ZM173 139H175V140H173ZM179 139H180V141H179L180 143L177 141V140H179ZM18 140H19V141H18ZM40 140H41V141H40ZM119 140H120V142H119ZM135 140H136V141H135ZM159 140H162V141H159ZM188 140H189V141H188ZM218 140H219V141H218ZM25 141H26V142H25ZM34 141H35V143H34ZM39 141H40V142H39ZM44 141H45V142H44ZM48 141H49V142H48ZM65 141H64V142H65ZM74 141H75V140H74ZM76 141H75V142H76ZM88 141H89V139H88ZM94 141H93V142H90V141H89V142H90V143H95ZM104 141H101V142H104ZM127 141H128V143H127ZM172 141H173L175 144H173ZM175 141H176V142H175ZM32 142H33V143H32ZM38 142H39L40 144H42L41 146H43V147H40V145L37 146ZM46 142H48V143L46 144ZM75 142H74V143H75ZM116 142L114 141V143H116ZM121 142H122V143L125 142L124 145H123ZM146 142H147V143H146ZM152 142H153V143H152ZM159 142H160V144H159ZM162 142H163V143H162ZM183 142H184V143H183ZM187 142H188V143H187ZM209 142H210L212 145H211ZM217 142H218V143H217ZM14 143H15V144H14ZM21 143H22V144H21ZM30 143H32V145H29ZM43 143L45 144V146L43 145ZM54 143H55V144H54ZM105 143H106V142H105ZM133 143H132V144H133ZM150 143H151V145H150ZM157 143H158V147H159V148H156V147H157ZM161 143H162V144H161ZM176 143H177V144H176ZM182 143H183L184 145H183ZM185 143H186V144H185ZM35 144H36V145H35ZM60 144H62L61 146H59L60 149H59L58 146H57L58 149H56V147H55V150H57L58 153L60 152L59 150H61V153L59 154V156L61 155V157H58V156H57L58 154H57V155H53L52 152H53L54 150L50 153V155H49V152H50V151L47 152L46 150H44V151H46V153H48L47 155H49V156H52V155H53V157L55 158V161H54V162H51V161H52V160H50L51 158H50V159H47V158H46V157H47L46 154L43 153V154L45 155V158H46L47 160H50V161H47V160H46V161H47V162H50V163H53L52 166H51V164L47 163V166H48L47 169H48V170H51V169H49V167H50V168L54 169L55 172H53L54 170L47 171V172H50V174H52V175H53L54 173L56 174V175L54 174L53 176H51L52 181H53L54 183H56V184H54V183H52V181H50L51 184L49 185V179H46V178H49V177H50V174L47 173V172L45 171V169H43L44 171H42V172H44V174L46 173V176H47V174H48L49 177H48V176H47V177L44 176L45 178H42L43 176H41V177H40V176H32V177H39V179H41V181L39 180V182H37V181H38V180H36L37 178L35 179V180H36V181H35V180L30 176L31 173L26 172V169H20V174H21V175H24V178H25V176L27 177V175H25V173H27L31 178H29V176H28L27 178L24 179L25 181H23L22 183H20V182H21V180H20V181H19V183H20V184H19V188H18V186L15 185V186L17 187V189H19V192H21V191H20V187H21V189L24 188V187H22V186H20V185L23 184V186H25V187L28 186L27 189H24V191L22 190L23 192H25L24 195H22V196H23V198H24V196L27 197V196H29V195H27V194L30 193L29 191H32V193L30 194L31 196H33V197L31 198V200H32V199H33V201L36 200V201H37V204H39L40 200H41L43 197L45 198L46 196H48V197L51 196L50 199L53 197L54 200H53V199H51V200H52V201H57L58 203H57V202H55V203L59 204V205L57 206V208H58V209H59V207H60V208H64V209H61L60 211L57 210V212H54L55 214L58 213V214L60 215V216H59L58 214L56 215V216H58L60 219L57 218V217H55V215L53 216L54 213L51 214L52 216H51V215L49 216V214L47 213L46 215L44 214V216H47V218H48V216H49V218H48L49 220H47V218L45 217V218L42 219V221H41V218H43V217L40 218V215H39V214H40L41 212H39V211H38V214H37V215H35L36 213L33 214V213L30 212V213L33 214V215H32L31 217H29V215H31V214H29V212L26 210V207H24V206H26V205L24 204V206H23V203H26V204L30 203V202H31V201H29L30 199L28 200V197H27V199L24 198V199H23V203H22V201H21L22 199H20L21 197H19V196H21V194H20L17 190L14 191L15 188L11 187V186H13V184L10 185L9 187H7L9 184H11L9 179H10V178H13L14 175L17 176V174H18L17 171H15L14 168H12V167H10V170L7 169V168H6V169H7V170H6V169L4 168V170H2V171H3V172L5 171V172H4V175L6 174V178H7V179H5V176L2 174L3 172H1V174H2L1 178H3V179L0 178V179H1L0 182L3 183L4 185L2 186V184H0V188H1V186H2V189H3V190L0 189V194H1V193H4V190L6 191L7 189H8V191H11V192L14 191L13 194H14L15 192H17V193H16V194H17L16 197H15V196H14V197H15V198L19 197V200L16 201V203L18 202L17 204H18V206H19V203H20V201H21L20 204H22V205H20L19 207L16 206V208H20V207L22 206L21 209H23V207H24V212H25V213L22 215V217L20 216L21 218H20V217H17V218L12 217V218L10 219V221H9L10 224L12 225V227H14V228H16V229L20 227V230H21V231H23L24 229L27 230V231H25V232L23 231L24 234H25V236L22 235L23 232H22V234H20V235H22L23 239H25V240H22V241H21V244H19V243H20L19 239L21 238V236H20V237L18 236L19 239H17V240L19 241V242H18V244H19L18 247L21 246V245H23V244L25 245V243H23V241H24V242L27 241L28 244H27V243H26V244H27L28 246H25V249H26V250H25L22 246H21L22 249H21V247H20L19 250L21 249L20 251H22V252H21V255L24 254V253H23V249H24V251H28V252H26L28 257L31 256L30 254H32V256H35V255L33 254L34 250L36 251L35 254L38 253V252L41 253V251H44V250H41V251H40L38 248H40V247H41V248H45V247L48 245L47 248H45V251H46L47 256H44L43 253H45V252H43V253H42V255H43L42 257H43V258H44V257H47V260H48V256H51V258H49V259H50L51 262H53V264H74V262H75V264H76V263L78 264L79 262H80L79 264H91V263H92V264H97V263H98V264H99V263H100V264H104V263L106 264V262H105L106 260H107V264H108V263H109V261H108L109 259H107V258H109V257H108V256H109L108 254H106V257H107V258H106V257H101V256H103V254H105L104 252L101 251L102 254H100V252H99L100 249H98V250H97V249L93 250V249H94L93 247L87 245V242H86V241H87L88 239L85 238V237L87 236V237L89 238L90 235L88 236V233L90 232V231H89V228H90V227L88 228V231H89V232H88V231H87V227H88L87 225H86L85 227L82 226L83 228L80 226L81 221H83L82 218H81L80 222H77V221H79L80 218H79V219H72V217L70 216V215H72V214H70V213L73 212L72 210L76 211L77 209L75 208L76 206H75V207L72 206V207H74V208L72 209V207H71V205H70V203H69V202L71 201L72 198H70V195H71V194H70V191H69L70 189L66 190V189L69 188V186H70V182H67L66 179L68 180V178H70V179L68 180V181H70L71 179L75 178V176L73 177V176L70 174L69 177L66 178V177L68 176V174H69V173H67V171H68L69 169L67 170V168H66V166H65V165H67V162L65 161L66 159H63V158H62V157H63V156H62V155H63L62 153H63L65 147H67V146L69 145V148H70V144H68L67 146H65V143L63 144L62 141H61ZM119 144H121L122 147H121V145H119ZM132 144H130V145H132ZM139 144H140V145H139ZM141 144H142V145H141ZM143 144H144V145H143ZM147 144H148V147H147ZM187 144H188V145H187ZM203 144H202V145H203ZM2 145H1V146H2ZM28 145L31 146V147L28 148V147H29ZM33 145H34V147H33ZM75 145H76V143H75ZM106 145H108V142H107ZM110 145H112V144H110ZM125 145H126V146H125ZM149 145H150V147H149ZM155 145H156V146H155ZM167 145H168V146H167ZM173 145H175V146H173ZM177 145H178V146H177ZM186 145H187V146H186ZM189 145H190L191 147H190ZM209 145H211V147H209ZM1 146H0V147H1ZM62 146H65V147L63 148ZM72 146H73V143H72ZM143 146H144V147H143ZM176 146H177V147H176ZM179 146H180V148H178ZM184 146H185L186 148H183ZM200 146H201V144H200ZM214 146H215V147H214ZM8 147H6V148L3 147V149H7ZM54 147H52V148H54ZM120 147H121V149H119ZM124 147H125V149H123ZM128 147H129V148H128ZM133 147H134V146H133ZM133 147L131 146V148H133ZM145 147H146V148H145ZM153 147H154V148H153ZM165 147H167V148H165ZM188 147H189V148H188ZM201 147H202V146H201ZM203 147H204V146H203ZM208 147H209L211 150H210ZM25 148H26L27 150H25ZM62 148H63V149H62ZM69 148L67 147L68 150H69ZM74 148H75V146H73V148H72V147L70 148V150L72 149V150H71L72 153H73V151H74ZM127 148H128V149H127ZM141 148H142V149H141ZM170 148H171V149H170ZM172 148H173V150H172ZM175 148H176V149H175ZM181 148H183V150H184L183 154H182V151H183V150H182ZM187 148L190 149V151H191V148H193V149H192L193 152L196 151V152H195V153H196V155H195V159H196V160L193 158L194 156L191 155L193 152H189V151H187ZM198 148H200V147H198ZM213 148H214V149H213ZM0 149H2V147H1ZM15 149H17V150H15ZM37 149H38V148H37ZM67 149H66V150H67ZM143 149H144V150H143ZM145 149L148 150V151H146ZM152 149H153V150H152ZM169 149H170V150H169ZM174 149H175V150H174ZM178 149H180V150H179V153L174 152V151H177ZM200 149H202V148H200ZM31 150H32V149H31ZM31 150L29 151V153L31 152ZM39 150H37V152H39ZM62 150H63V151H62ZM68 150L66 151V153L69 152ZM132 150H129V151H132ZM149 150H150L151 153L149 152ZM158 150H159V151H158ZM166 150H167V153H166ZM206 150H207V151L209 150V152L212 151V153H209V152H207ZM0 151H1V150H0ZM15 151H16V152H15ZM33 151H32V152H33ZM71 151L69 152L68 155H70ZM119 151H120V152H119ZM142 151H143V152H142ZM200 151H201V150H200ZM213 151H219V152H215L216 154L218 153V154H217L218 157H216V159L218 158V160H216V159L214 158V157L216 156V154H213ZM35 152H36V151H35ZM54 152H56V151H54ZM54 152H53V153H54ZM117 152H118L119 154H118ZM125 152H126V153H125ZM145 152H146V154H144ZM159 152H160L161 154H160ZM163 152H164V153H163ZM1 153L3 154V151H1L0 154H1ZM40 153H41V150H40ZM40 153H39V154H40ZM66 153H65V154H66ZM128 153H129V152H128ZM141 153H142L143 155H142ZM147 153H148V154H147ZM165 153H166V154H165ZM174 153L176 154V156H175ZM186 153H187V154H186ZM195 153H194V154H195ZM200 153H201V152H200ZM255 153H256V152H255ZM255 153H254V155H253V153H250V154H249V157L251 156L250 158H251L252 160H249V159H250V158H249L248 160L251 161V162H250V164H248L249 162L246 161V164H248V165L253 164V165H254V161H253V159L255 158V161H256L257 158H258L257 156L255 157ZM2 154L0 155V157H2ZM20 154H18V155H20ZM51 154H52V155H51ZM54 154H55V153H54ZM109 154H107V156H108ZM113 154H114V153H113ZM113 154H112V155H113ZM152 154H153V155H152ZM155 154H157V155H155ZM173 154H174V155H173ZM179 154H180V155H179ZM184 154H185V155H184ZM189 154H190V155H189ZM44 155H42V153H41V159H42L41 162H42V164H43V165H42V168H43V167L46 168V167H45V166H46V163L44 162V161H45V160H44L45 158H42V156H44ZM66 155H67V154H66ZM126 155H127V154H126ZM131 155H132V153H131ZM145 155H146V156H145ZM150 155H151V157H150ZM160 155H162V156H160ZM164 155H169V156H167V157H166L167 159H166V158H164ZM178 155H179V156H178ZM182 155H184V156H186V157H183ZM197 155H199V156H198V158H199L198 160H197V158H196ZM212 155H215V156L213 157ZM256 155H257V153H256ZM64 156H65V155H64ZM110 156H108V157L111 159ZM127 156H128V155H127ZM129 156H130V154H129ZM129 156H128V157H129ZM139 156H140L141 158H140ZM143 156H144V157H143ZM152 156H153V157H152ZM154 156H155V157H154ZM181 156H182L183 159L181 158ZM252 156H253L254 158H253ZM3 157H4V155H3ZM53 157H52V158H53ZM56 157H58V158H56ZM131 157H132V156H130L129 158H131ZM160 157H161V158H160ZM65 158H66V157H65ZM122 158H123V157H122ZM142 158H143V159H142ZM149 158H150V159H149ZM151 158H152V159H151ZM153 158H154V159H153ZM155 158H156V159H155ZM159 158H160V160H161V163H163V164H161L160 162H158ZM162 158H163V161H162ZM179 158H180V159H179ZM61 159H62V160H61ZM132 159L135 160L134 158H132ZM138 159H139V160H138ZM165 159H166L167 161L164 162ZM168 159H169V161H168ZM184 159H185V161H184ZM202 159H203L204 161H203ZM209 159H210V161H209ZM43 160H44V161H43ZM56 160H57V161H56ZM147 160H149L148 163H149L151 166H149V164H147ZM152 160L155 161L153 165L156 166V167L152 166V164H151V163H153ZM160 160H159V161H160ZM174 160H177V161H174ZM58 161L60 162V164L62 163V161H63V162H66V163H62V164H61L62 167H63V165H64V167L66 168V172L62 171L63 169L65 170V168H64V167L61 168V167L59 166L60 164H58V163H59ZM115 161H116V160H115ZM118 161H117V162H118ZM128 161H129V162H128ZM130 161H132V162H131L132 164L130 163ZM139 161H140V162H139ZM150 161H152V162H150ZM180 161H181V163H180ZM193 161H194V162L197 161V162H195V163H197V165H195ZM172 162H174L175 164L172 163ZM178 162H179V163H178ZM208 162H209V163H208ZM252 162H253V163H252ZM44 163H45V164H44ZM127 163H128L129 165H128ZM133 163H135V164H133ZM192 163H193V164H192ZM211 163H213V162H211ZM216 163H215V164H216ZM48 164H49V165H48ZM117 164H118L119 166H117ZM130 164H131V167H135V168L138 169L139 171L142 170V172H140V173H138L137 170H134V171H136L135 174H136V173H137L138 175L140 174V177L136 179V180H138V181H139V179H140L139 182H137V181L135 180V178L133 179V178L131 177V179H132V180H135V182L132 181V180L130 179V183H131V182H132V183H137V185L135 184L136 187H137L138 184H139V187H137V190L135 189V193H136V195L138 194V195H137L138 198H137L136 196H134L135 193H134L133 189L136 188L135 185L132 184L133 186H131L130 183H127V182H129V180H128V178L125 176L126 174L123 175V172H124V171H125V173H126V172H127L126 170H129V168H130ZM143 164H145V165H143ZM146 164H147V165H146ZM155 164H157L158 166L160 165L162 169L160 170V166L157 168V165H155ZM169 164H170V166H169ZM183 164H184V165H183ZM199 164H202V163L200 162ZM215 164H214V165H215ZM44 165H45V166H44ZM56 165H57V166H56ZM125 165H127V167H128L127 169H126V166H125ZM132 165H133V166H132ZM165 165H166V166H165ZM171 165H172V166H171ZM178 165H179V166H178ZM181 165H182V167H180ZM194 165H195L197 168H196ZM204 165H205V162H204ZM204 165H203V166H204ZM214 165H213V166H214ZM217 165H216V167H214L215 170H217V169L219 168V167H217ZM53 166H54V167H53ZM67 166H68V165H67ZM140 166H143V167L139 169ZM145 166H147V167L149 168V170H148L147 167H146V168H147V169H146ZM199 166H202V165H199ZM203 166H202V168H203ZM6 167H7V166H6ZM117 167H118V168L120 167V168L122 169V171H121V169H120V170L117 169L118 172L115 171V170H116L115 168H117ZM124 167H125V169H124ZM150 167H151L152 171H150V170H151ZM169 167H170V168H169ZM171 167H172V169H171ZM177 167H178V168H177ZM8 168H9V167H8ZM11 168H12V169H11ZM135 168H131V171H133V169H135ZM156 168H157V169H156ZM164 168H165V169H164ZM166 168H167V169H166ZM179 168H180L181 170H180ZM192 168H193V170H192ZM212 168H213V167H212ZM212 168H211L210 170H212ZM216 168H217V169H216ZM57 169H60L61 171H60V170H57ZM114 169H115V170H114ZM163 169H164V171H163ZM168 169H170V171H169ZM174 169H176V170H174ZM190 169H191V171H190ZM196 169H197V170H196ZM8 170H9L10 172L13 171V173L9 175L10 172H7ZM11 170H12V171H11ZM23 170H24L25 172H24ZM27 170L31 171L30 168H28V167H27ZM56 170H57V173H56ZM113 170H114V171H113ZM155 170H157L156 173L158 172V173H159V176H158V173H157V175H156V173L153 172V171H155ZM177 170H178V171H177ZM179 170H180L181 174L179 173ZM205 170H206V171H205ZM14 171H15V173H14ZM58 171H59V172H58ZM102 171H103V173H104V170H102ZM129 171H130V170H129ZM129 171H128V172H129ZM134 171H133V173H134ZM173 171L175 172V175L173 174V173H174ZM182 171H183V173H182ZM193 171H195V172H193ZM212 171H213V170H212ZM217 171H218L219 176H220V172H219V171H221V170L218 169ZM61 172H62V173H61ZM63 172H64V173H63ZM106 172H107V173H106ZM120 172H121V173H120ZM146 172H147V173H146ZM162 172H164V173L166 172L165 175H163ZM188 172H189V173H188ZM206 172H207V173H206ZM16 173H17V174H16ZM65 173H66L67 175H64ZM130 173H131V174H130ZM141 173H142V177H141ZM143 173H144V177H143ZM153 173L155 174L154 177L152 176ZM184 173H186V174H184ZM205 173H206V174H205ZM44 174H43V175H44ZM135 174H134V175H135ZM137 174L135 175V177L138 176ZM161 174H162L163 176H162ZM170 174H172V175H170ZM194 174H195V175H194ZM198 174H199V175H198ZM213 174H215V172H214ZM216 174H217V173H216ZM7 175L9 176V178L7 177ZM11 175H13V177H12ZM63 175H64V176H63ZM130 175L133 176L132 172H129L128 177H130ZM186 175H187V176H186ZM200 175H201V176H200ZM202 175H203V176H202ZM204 175H206V176H204ZM3 176H4V177H3ZM16 176H15L14 179H12V180L16 181V180H17V177H16ZM57 176H58V178H57ZM71 176H72L73 178H71ZM117 176H118V177H117ZM119 176L124 177V178H121V177H119ZM145 176H146V177H145ZM150 176H152V177L150 178ZM169 176H170V178H169ZM189 176H191V177H189ZM196 176H197V177L199 176V177L197 178V181L194 180ZM133 177H134V176H133ZM159 177H160V178H159ZM177 177H178V178H177ZM185 177H186V178H185ZM215 177H218V176H215ZM18 178H19V175H18ZM51 178H50V180H51ZM64 178H65V179H64ZM120 178H121V180H120ZM125 178H126L128 181H125ZM141 178H143V179L141 180ZM147 178L150 180V182H148V179H147ZM153 178H155V179H153ZM174 178H175V179H174ZM176 178H177V179H176ZM4 179H5V181L7 180V183L9 182L8 185H7V184L5 185L6 182H4ZM15 179H16V180H15ZM28 179H30V180L28 181ZM42 179H43L44 181H42ZM54 179H55V180H54ZM60 179H61V180H60ZM123 179H124V181H123ZM151 179H153V180H152L153 182L151 181ZM160 179H162L163 181L165 180V181L163 182V181L160 180ZM171 179H172V180H171ZM188 179H189V180H188ZM12 180H11V181H12ZM33 180H34V181H33ZM45 180H46V181H45ZM190 180H191V181H190ZM26 181H27V182H26ZM31 181H32V183L34 182V184H32ZM56 181L59 182L60 184L57 183ZM121 181H122V182H121ZM144 181H145V182H144ZM146 181H147V182H146ZM167 181H168V182H167ZM171 181H172V182H171ZM186 181H187V182H186ZM189 181H190V182H189ZM25 182H26V183H25ZM46 182L48 183V185L46 184ZM61 182H62L64 185H63ZM151 182H152V183H151ZM154 182H155V183H154ZM156 182H158V183H156ZM165 182H166V183H165ZM16 183H17V182H15L14 184H16ZM38 183H40V185L43 186V189H44V186H45L44 193H43V195L41 194L40 197H37V196H38L37 194H38V191H39V190H38V187H41V186H38ZM42 183H43V184H42ZM44 183H45V185H44ZM65 183H67V184H65ZM68 183H69V186H68ZM121 183H123L124 186H123V184H121ZM126 183L128 184V187H126V186H127ZM148 183L151 184L150 187H149L150 184H148ZM159 183H160V185H159ZM163 183H165V184H163ZM189 183H191V184L189 185ZM17 184H18V183H17ZM30 184H31L32 186H30ZM35 184H36V185H35ZM57 184H58L59 186H58ZM157 184H158V185H157ZM173 184H174L175 186H174ZM198 184H199V185H198ZM33 185H34V186H33ZM53 185H54V186H53ZM125 185H126V186H125ZM147 185H148V186H147ZM153 185H155V186H153ZM163 185H164V186H163ZM172 185H173V186H172ZM185 185H188V186H185ZM201 185H202V186H201ZM203 185H204V187H203ZM15 186H14V187H15ZM29 186H30L31 188H29ZM35 186H36V187L38 186V187L35 189V192H36V190H37V193H35V192L33 191V189L35 188ZM46 186H47V188H46ZM48 186H50V187L48 188ZM55 186H56V187H55ZM57 186H58V187H57ZM62 186H63V187H62ZM64 186H66L65 189H64ZM120 186H117V188H120ZM140 186H141V187H140ZM143 186H144V187H143ZM171 186H172V187H171ZM183 186H184V187H183ZM200 186L203 187V188H201ZM32 187H33V188H32ZM60 187H62L63 189L60 188ZM132 187H133V188H132ZM148 187H149V188H148ZM151 187H154V188L151 189ZM163 187H165V188H163ZM169 187H170L171 189L174 187V189H172L171 191H169V189H170ZM181 187H182V189H181ZM9 188H10V189H9ZM41 188H42V187H41ZM52 188L55 189V190L53 189V190H54L53 193H55V195H57L58 197H56L54 194L52 195V192H50V191H52V190H51ZM56 188H57V189L59 188V189H62L63 191H66V192H63V193L60 192V193L63 195V196L60 195V196L62 197V199H63V198L65 199V200L63 199L64 202L62 201L61 197L58 195V194H59V191H61V190H57ZM127 188H129V189L127 190ZM131 188H132V189H131ZM141 188H142V189H141ZM146 188H147V190H146ZM161 188H162V189H161ZM47 189H48V191H47ZM140 189H141L142 191H141ZM150 189H151L152 191H151ZM158 189H159V190H158ZM177 189L179 190V193H180V194L178 193V190H177ZM180 189H181V190H180ZM25 190H27V191H25ZM49 190H50V191H49ZM129 190H130V191L132 190L133 193H130V194H129V193H128V192H130ZM138 190H139L140 192H139ZM154 190L157 192L156 194H155V191H154ZM157 190H158V191H157ZM160 190H161V192H160ZM162 190H164V191H162ZM182 190H183V191H182ZM67 191H68V192H67ZM114 191H116V190H114ZM172 191H173V192H172ZM23 192H22V194H23ZM40 192L42 193V189H40ZM45 192H46L47 194H45ZM123 192H124V193L127 192L129 195H131V197H132V195H133V197H134L136 200H138L137 203H136V201H135V199H134L133 197H132V198H133V200H132V198H131L129 195H126V194H124ZM137 192H139V193H137ZM146 192H147L148 194H147ZM159 192H160V193H159ZM169 192H170V193H169ZM33 193H34V195H36V196L32 195ZM115 193H116V194H115ZM145 193H146V194H145ZM153 193H154V194H153ZM158 193H159V194H158ZM167 193L170 194V195H168ZM173 193H174V194H173ZM176 193H178V194L175 195ZM18 194H19V196H18ZM48 194H51V195H48ZM66 194H67V196H66ZM117 194H118V195H117ZM120 194H121V195H124V196H123V197H122V196L119 197ZM157 194H158V196H157ZM171 194H172V195H171ZM14 195H15V194H14ZM116 195L119 197V200L117 201V203L115 202L116 199L114 200V198L117 197ZM143 195H144V197H143ZM149 195H150V196H149ZM153 195H154V196H153ZM163 195H164V196H163ZM166 195H167L168 197L171 196L172 198H171V197L168 198ZM173 195H174V196H173ZM196 195H197V197H195ZM198 195H199V196H198ZM239 195H240V194H239ZM239 195H238V196H239ZM31 196H30V197H31ZM42 196H43V197H42ZM111 196H113V197H111ZM115 196H116V197H115ZM127 196H128V197H127ZM139 196H140V197H139ZM156 196H157V197H156ZM236 196H237V195H236ZM236 196H234V200H236V199H235V198H237ZM34 197H37V198H34ZM48 197H47V199H48ZM65 197H66V198H65ZM71 197H72V196H71ZM110 197H111L112 199H110ZM118 197H117V199H118ZM124 197H125V198L127 197V198H126L127 201H126V199H124ZM129 197H130L131 199H130ZM145 197H146V198H145ZM174 197H177V198H174ZM201 197H203V201H202L201 204H199V203H200L199 201H201L200 199H202ZM240 197L243 198V195H241ZM39 198H41V199H39ZM44 198H43V199H44ZM56 198H58V199H56ZM122 198L125 200V201L122 200V201L124 202V204L126 203L125 205L122 204V202H120V201H121L120 199H122ZM139 198H143V199H142V202H141V200H140ZM153 198H154V199H153ZM158 198H159V199H158ZM183 198H184V199H183ZM186 198H188L189 200L186 199ZM192 198H194L195 201H193ZM47 199L42 200V202H41L42 205H45V204H43V203H44L43 201H45V200H46L45 202L48 201L47 204H51V203H52L51 201H50V203H49V199H48V200H47ZM68 199H69V200H68ZM145 199H146V200H145ZM149 199H150V200H149ZM155 199H157L158 202H157ZM166 199H167V200H166ZM178 199H179L180 201H179ZM240 199H241V198H240ZM240 199L237 198L238 201H239ZM27 200H28V201H27ZM38 200H39V202H38ZM110 200H111V201H110ZM143 200H144V203H143ZM151 200H152V201H151ZM153 200L156 201V202H154ZM163 200H164V201H163ZM168 200H169V201H168ZM24 201H26V202H24ZM66 201H68V204H69V205H68V204H67V205L65 204V203H67ZM129 201H132V202L134 201L133 204H131V202L129 203V205H132L133 208H132L131 206H130V207L128 206L127 203H128ZM159 201H160V203H159ZM171 201H172V202H171ZM174 201H175V202H174ZM186 201H187V202H186ZM191 201H192V202H191ZM242 201H244V198H243ZM242 201H241V202H242ZM62 202H63V204H62ZM110 202H111V203H110ZM114 202H115V203H114ZM119 202H120L121 204H120ZM151 202H154L155 204H154V203H151ZM164 202H165V204H164ZM168 202H169V203H168ZM183 202H184V203H183ZM188 202L191 203V204H189ZM53 203H54V202H53ZM53 203H52V204H53ZM142 203H143V206L141 205ZM145 203H147V204H146V207L144 208ZM148 203H149V204H148ZM150 203H151V206H152L153 208L150 207ZM187 203H188V204H187ZM203 203H204V204H203ZM244 203H245V202H244ZM246 203H248V202H246ZM251 203H252V202H251ZM251 203H250V204H251ZM17 204H16V205H17ZM115 204H118V205H115ZM159 204H160V205H159ZM176 204H177V206H174V205H176ZM179 204H180V205H179ZM183 204H185V205H183ZM186 204H187V205H186ZM198 204H199V205H198ZM202 204H203V205H202ZM210 204H211V205H210ZM248 204H249V203H248ZM248 204H247V205H248ZM39 205H40V204H39ZM42 205H40V206H42ZM121 205H122V206H121ZM123 205H124V206H123ZM135 205H136V206H135ZM154 205H157V206H154ZM178 205H179V206H178ZM66 206H67V208H66ZM90 206H91V205L86 206V207H88L87 209H90ZM107 206H106V207H107ZM138 206L141 207V208H138ZM159 206H161V207H159ZM188 206H189V207H188ZM214 206H215V205H214ZM223 206H225V208L228 207L227 205H224V204H223ZM248 206H249V205H248ZM121 207H123V209H122ZM167 207H168V209H167ZM184 207H185V208H184ZM119 208H120V209H119ZM126 208H127L128 210H127ZM129 208H130V209H129ZM131 208H132V209H131ZM134 208H135V209H134ZM150 208H152L153 210L151 209V210H152V211H151ZM155 208H157V211H155V210H156ZM158 208H159V209H158ZM161 208H162V209H161ZM175 208L178 209V213H179V214H178L177 212H175V211H177V210H175ZM186 208H187V209H186ZM65 209H66V210H65ZM69 209H70V210H69ZM92 209H93V208H92ZM92 209H90V210H92ZM133 209H134V210H133ZM147 209H149V210H147ZM163 209H164V210H163ZM192 209H196V208L193 207V208H191V210H192ZM206 209H205V210H206ZM39 210H40V209H39ZM62 210H63V211H62ZM64 210H65V211H64ZM68 210H69V211H68ZM115 210H116V211H115ZM124 210H125V211H124ZM131 210H132L133 213H135V214H132V211H131ZM139 210H140V212H139ZM141 210H142V212L144 211V214L141 213ZM182 210H183V211H182ZM191 210H189L190 213H191ZM201 210H203V209H201ZM205 210H203V212H205L206 217L209 216L208 214H210V212H211V214H210L211 216H212V215L215 216V214H214L215 212H213V211H209V213H208V211H207L208 209H207L206 211H205ZM110 211H113V212H112V216H111V214H110V213H111ZM118 211H120V212H118ZM121 211H122V212H121ZM128 211H130V213H129ZM153 211H154V212H153ZM192 211H194V210H192ZM27 212H28V213H27ZM127 212H128V213H127ZM155 212H158V213H157V214H154ZM162 212H164L165 214L162 213ZM206 212H207V213H206ZM42 213H45V212H42ZM42 213H41V215H42ZM65 213H66V214H65ZM149 213H147V214H149ZM184 213H185V214H184ZM5 214H6V213H5ZM25 214H26V216H25ZM27 214H28V215H27ZM115 214H117V215H115ZM123 214H124V215H123ZM131 214H132V215H131ZM138 214H139V215H138ZM142 214H143V216H142ZM169 214H170V215H169ZM175 214H176V215H175ZM180 214H181V215H180ZM216 214H217V212H216ZM38 215H39V216H38ZM63 215H64V216H63ZM118 215H119V216H118ZM120 215H121V216H120ZM130 215H131V217H130ZM156 215H158V216H156ZM160 215H163V216L160 217ZM179 215H180V216H179ZM188 215H189V216H188ZM33 216H37L38 218H37V217H33ZM69 216H70V217H69ZM105 216H107V217H105ZM108 216H109V217H108ZM127 216H128V218H127ZM165 216H166V218H165ZM167 216H168V217H167ZM176 216H177L178 218H177ZM214 216H212V217H213L212 221L214 220V222H216V221L220 220L219 215H217L218 218H216V217H214ZM24 217H25V218H24ZM26 217H27V218L29 217L30 219L28 218L29 220H28V219L26 220ZM62 217H63V219H62ZM110 217H111L112 219H111ZM115 217H116L117 219H116ZM118 217H120V218L118 219ZM122 217H126V218H122ZM142 217H143V218H142ZM13 218L16 219V223H14V224H17V221H19V222H18V223H19V227L16 226V225L13 226V222H15V220H14ZM34 218H36V222H34V221L32 220V219H34ZM55 218H57V219H55ZM65 218H66V219H65ZM106 218H107V219H106ZM121 218H122V219H121ZM132 218H134V219H132ZM138 218H139L141 221H140ZM141 218H142V219H141ZM171 218H172V220H171ZM176 218H177V219H176ZM180 218H181V219H180ZM12 219H13L14 221H13ZM17 219H18V220H17ZM58 219H59V220H58ZM61 219L64 220V221H62ZM129 219H130V223H129ZM131 219H132V220H131ZM143 219H144V220H143ZM159 219H160V220H159ZM215 219H218V220H215ZM24 220L27 221L28 224L31 225V226H29V225L27 224V222H25ZM30 220L32 221V223L30 222ZM54 220H55V221H54ZM65 220H66V222H65ZM74 220H75V221H74ZM116 220H117V221H116ZM118 220H119V221H118ZM135 220H136L137 222H138V220H139V223H140L141 226H140L139 223H137ZM161 220H162V221H161ZM177 220H178V221H177ZM180 220H181V221H180ZM182 220H183V221H182ZM186 220H187V221H186ZM188 220H189V221H188ZM207 220H211V217H209ZM45 221H47L49 224H48L47 222H45ZM86 221L89 223L90 221H92V218H91V219H86ZM109 221H110V222L112 221V224H110ZM127 221H128V223H127ZM132 221H134V222H133L134 224H136V223H137V224L134 225L133 223H131ZM163 221H164L165 223H163ZM55 222H56V224H55ZM123 222H124V223H123ZM169 222H171V223H169ZM182 222H184V224H183ZM218 222H219V221H218ZM255 222H256V221H255ZM23 223H24V224H23ZM37 223H38V225H39L38 227H37ZM41 223H42V224H41ZM59 223H60V224H59ZM77 223H78V224H77ZM82 223H84V222H82ZM119 223H120V224H119ZM125 223H126V224H125ZM162 223H163V224H162ZM174 223H175V224H174ZM181 223H182V225H181ZM253 223H254V222H253ZM20 224H23V226H22V225H21V226H22L24 229H23V228L21 229ZM40 224H41V225H40ZM50 224H51V225H50ZM64 224H65L66 226H65ZM68 224H69V225H68ZM118 224H119V225H118ZM123 224H124L126 227H127L128 225H130V226H128V229H127L126 227L124 228V225H123ZM132 224H133V226H132ZM143 224H144V225H143ZM165 224H167V225H165ZM172 224L174 225V229H173V225H172ZM178 224H179V225H178ZM17 225H18V224H17ZM24 225H26V226H24ZM35 225H36V226H35ZM52 225H53V229H52ZM55 225H56L57 227H56ZM81 225H83V224H81ZM88 225H90V224H88ZM93 225H95V224L93 223V224L90 225V226L92 227ZM109 225H112V227H110V228H112V230L109 228L111 231H109V229H108ZM142 225H143V227H142ZM162 225H163V226H162ZM169 225H170L172 228L169 229ZM15 226H16V227H15ZM40 226H41V227H40ZM48 226H49V227H48ZM60 226H61V227H60ZM95 226H96V225H95ZM114 226H115V227H114ZM117 226H118L119 228H118ZM136 226H137L138 228H137ZM139 226H140V227H139ZM178 226H179V227H178ZM180 226H181V227H180ZM184 226H185V227H184ZM25 227H26V228H25ZM63 227H64V228H63ZM113 227H114V229H113ZM116 227H117V228H116ZM129 227H130V228H129ZM131 227H132L133 229H132ZM166 227H167V228H166ZM31 228H32V229H31ZM38 228H39V229H38ZM43 228H44V230H43ZM48 228H50V229H48ZM55 228H56V230H55ZM60 228H61L62 232H59V231H61ZM73 228H74V229H73ZM94 228H95V227H93L92 229L90 228V230H92V232H93V231H94V230H93ZM136 228H137V229H136ZM163 228H164V229H163ZM176 228H177V229H176ZM181 228H183V229H181ZM187 228H188V227H187ZM34 229H35V230H34ZM45 229H46V230H45ZM57 229H58L59 231H58ZM66 229H68V230H66ZM117 229H118L119 231H118ZM121 229H122V233H123V232H124V233L127 232V233H129V234H126V235H125L124 233L122 234L121 231H120ZM125 229H127V230L125 231ZM131 229H132V231H131ZM135 229H136V231H137L138 229H141V230H138L140 233L137 231V232L139 233L141 239H139V235H138V234L135 236V232H136ZM171 229H172V231H171ZM18 230H19V229H18ZM28 230H29V231H28ZM47 230H48V231H47ZM63 230H64V231H63ZM75 230H77V231H75ZM78 230H79V231H78ZM116 230H117V231H116ZM128 230H129V231H128ZM167 230L170 231L171 234L168 235V233H170V232H167ZM173 230H174V232H173ZM36 231H37V232H36ZM40 231H41V233H42V236L45 235V236H46V240H47V239L49 240V242H48V240H47L48 244H47V242H46V240H45V236H44V237H41V238H43V239L40 238V236H41ZM42 231H43V232H42ZM44 231H45V232H44ZM56 231H57L58 233H56ZM82 231H83V232H82ZM84 231H86V232H84ZM177 231H178V232H177ZM17 232H18V231H17ZM17 232L15 233V236H16V235H19ZM53 232H55L56 234L54 233V234L52 235L51 233H53ZM64 232H67V233H66V234H63ZM72 232H75V233L72 234ZM76 232H77V233H76ZM92 232H90V234H91ZM130 232H131V233H130ZM132 232H133V233H132ZM162 232H163V233H162ZM180 232H181V231H180ZM38 233H39L40 235H39ZM46 233H47V235H46ZM69 233H70V234H69ZM120 233H121V234H120ZM165 233H166V236L164 237L162 234H165ZM172 233H173L176 237H175ZM182 233H183V231H182ZM31 234H32V235H31ZM37 234H38V235H37ZM43 234H44V235H43ZM67 234H68V235H67ZM110 234H112V233H110ZM131 234H132V235H131ZM133 234H134V236H133ZM177 234H178V235H177ZM29 235H31V236H29ZM34 235H35V236L37 235V237H35ZM50 235H51V237H50ZM57 235H60L61 237H60V236H57ZM64 235H65V236H64ZM127 235H128V236H127ZM172 235H173V236H172ZM47 236H48L49 238H48ZM66 236H67V237H66ZM70 236H71V237H70ZM111 236H112V235H111ZM130 236H131V237H130ZM137 236H138V238H135V237H137ZM25 237H27V240H26ZM28 237H29V239L32 237L31 239H32L33 241H31V239L28 240ZM90 237H91V236H90ZM115 237H116V238H115ZM117 237H118V238H117ZM121 237H123V238H121ZM126 237H127V238H126ZM173 237H174V238H173ZM14 238H15V237H14ZM16 238H17V236H16ZM69 238H70V239H69ZM77 238H78V239H77ZM120 238H121V239H120ZM131 238H132V240H131ZM167 238H170V239H167ZM36 239H38V240L36 241ZM51 239H52V240H51ZM65 239H68L70 242H69L68 240H65ZM86 239H87V240H86ZM89 239H90V238H89ZM126 239H128V240L126 241ZM137 239H138V240H137ZM20 240H21V239H20ZM42 240H45V241L42 242L43 244L40 243V241H42ZM55 240H57V241H55ZM71 240H72L73 242H72ZM83 240L86 242V245H85L86 247L84 246V243H85V242H84ZM120 240H122V241H120ZM133 240H135V241H133ZM161 240H163V241L167 240V241L163 243V241H161ZM30 241L33 242V243H31ZM79 241H80V242H79ZM123 241H125L126 243L123 242ZM130 241H132V242H130ZM160 241H161V243H160ZM168 241H169V242H168ZM173 241H174V243H173ZM37 242H39L40 245H38L39 243L36 244ZM50 242H51V243H50ZM59 242H61V244H59ZM82 242H84V243H82ZM122 242H123V243H122ZM136 242L138 243V245L135 244ZM167 242H168V243H167ZM22 243H23V244H22ZM34 243H35V244H34ZM44 243H45V244H44ZM52 243H53V244H52ZM70 243H72V244H74V245L76 244L75 246H77V247H75V246L72 245V244L70 245ZM133 243H134V244H133ZM169 243H170V245H169ZM172 243H173V244H172ZM51 244H52V245H51ZM55 244H56V245H55ZM82 244H83V245H82ZM123 244H124V245H123ZM126 244H127V246H126ZM24 245H23V246H24ZM29 245H31V246H29ZM32 245L38 246V248H35V246H32ZM50 245H51V246H50ZM65 245H69V246H68L69 248L67 249V247H65ZM121 245L126 246V247H124V248H125L124 251L126 250V251H125V252H126L125 254H123L124 252H123L122 254L119 253L120 250L123 248ZM134 245H135V246H134ZM178 245H179V241H178V244H177V248H178ZM44 246H45V247H44ZM62 246H64V247L61 248ZM71 246H72V247H71ZM73 246H74L75 248H74ZM87 246H88L89 248L91 247L90 250H89V248H87ZM131 246H132V247H131ZM157 246L159 247V249H158ZM168 246H169V247H168ZM170 246H171V247H170ZM174 246H175V245H174ZM26 247H30V248H31V247H34L35 249L33 248L34 250H33V249L30 250V249H28V248H26ZM48 247H49V249H48ZM70 247H71V249H75V250H73V251H74V252L76 251L77 254H78V251H80L81 253H79L78 255H76V252H75V254H73V252H71V250H70ZM128 247H129V248H128ZM41 248H40V249H41ZM58 248H59V249H63V250L60 251L61 255H60V253L57 252V250H56V249H58ZM77 248H78V250H76ZM92 248H93V249H92ZM126 248H127V249H126ZM136 248H137V249H136ZM179 248H180V246H179ZM179 248H178V249H179ZM200 248L202 249V247H200ZM233 248H234V247H232L231 249H233ZM260 248H261V249H259V248L257 249V248H256V249H257L256 252H255L256 249H255V250H254V249L252 250V253H253V251H254V253H257V252H259V253L262 252V253H261L260 255L257 253V255H253V256H251V257H250L251 260H250V259L248 260L249 263H250V261L252 262L255 258H258V257H259L258 259H255V260H256L257 262H259V264H260V261H261V260L263 259V257H264V253H263V252H264V247L261 246ZM37 249H38L39 251H37ZM47 249H48V251H47ZM82 249H83V251H82ZM91 249L93 250V252L91 251ZM110 249H112V248H110ZM130 249L133 250L134 252H133V251H129V252H128V250H130ZM168 249H170V250H168ZM174 249H175V247H174ZM201 249H200V250H201ZM240 249H241V248H238L239 251H242V249H241V250H240ZM86 250H89V251L86 252ZM96 250H97V252H96ZM118 250H119V251H118ZM122 250H123V249H122ZM159 250H160V253H159ZM176 250H177V249H175V251H174V250H173V251L176 252ZM202 250L204 251V249H202ZM29 251H33V252H32V253L30 252V254H28ZM62 251H63V252H62ZM66 251H67V252H66ZM84 251H85V252H84ZM113 251H114V252H113ZM117 251H118V252H117ZM168 251H171V252H168ZM203 251H200V253H202ZM227 251H229V250H227ZM230 251H231V250H230ZM232 251H233V252H232ZM232 251H231L232 254H236L235 251L237 252L236 249H235V250L233 249ZM239 251H238V252H239ZM51 252H52V254H51ZM68 252H70L72 255L69 254ZM121 252H122V251H121ZM130 252H132L133 254L131 253V254H132V255H131ZM178 252H180V249L178 250ZM178 252H177V253H178ZM196 252H198V250H196L194 253H196ZM40 253H38V255H36V257H34V258L32 257V259H33L32 264H33L34 262L37 263V260L40 262V261L43 259L42 257H40V258L38 257V256L40 255ZM63 253H64V254H63ZM65 253H66L67 255H65ZM90 253H91L92 255H91ZM118 253H119V255H118ZM169 253H170V254H169ZM177 253H176V254H177ZM194 253H193V254H194ZM200 253H198V254H200ZM224 253H226V252H224ZM53 254H54L55 256H52ZM89 254H90V255H89ZM93 254H94V255H93ZM112 254H111V255H112ZM134 254H135V255H134ZM159 254H160V255H159ZM176 254L174 253L173 255H176ZM193 254H192V255H193ZM198 254H194V255L197 256ZM204 254H205V255H204ZM204 254L202 253L203 257L206 258L207 255H206V253H204ZM222 254H223V253H222ZM222 254L219 255V256L222 257V258H223V256L225 257L226 255H228V253H226V255L224 254L223 256H221ZM229 254L231 255V253H229ZM57 255H58V256H57ZM59 255H60V256L64 255V256L62 257L63 260H62V259H58V260H56L57 257L61 258ZM68 255H69V256H68ZM74 255H75V256H74ZM80 255H81V256L83 255L82 258H84V259L80 258V257H81ZM111 255H110V258H111V257H114L113 255H112V256H111ZM120 255H122V257H121ZM163 255L165 256V258H167L166 260H165V258H164ZM194 255H193V256H194ZM200 255H201V254H200ZM200 255H198V256H200ZM230 255L226 256L224 259H222V258H218V256H217L218 259H217V258H216V259H217L219 262H218L217 260H215V261H217L216 264H218V263L220 264V263H221L220 260H222V263H221V264H223V263H224V260L226 261V258H227V257L229 258ZM24 256H25V254L23 255V259H25ZM40 256H41V255H40ZM56 256H57V257H56ZM73 256H74V258L76 257V260L73 258ZM91 256H93V257L91 258ZM104 256H105V255H104ZM125 256H126V257H125ZM131 256H133V257H131ZM157 256H158V257H157ZM196 256H195V257H196ZM198 256H197V258H195V259H198V261H195V260L193 259L194 257L189 256L190 259H185L184 262H187L186 260H189V261L194 260L193 262L200 263V262H202V258H203V257L200 256V258H201V259H200V258H198ZM205 256H206V257H205ZM232 256H233V257L235 256V258H233ZM232 256H231V258H229V260H228V258H227V261H230L231 264H234V263L236 262L235 259H237V257H236V255H232ZM255 256H257V257H255ZM262 256H263V257H262ZM20 257H22V256H20ZM28 257H27V258H28ZM53 257H54V258H53ZM69 257H70V258H69ZM98 257H99V259H97ZM100 257H101V259H100ZM123 257H124V258H123ZM162 257H163V258H162ZM172 257H173V256H172ZM253 257H255V258H253ZM27 258H26V259H27ZM36 258H38V259L36 260ZM41 258H42V259H41ZM52 258H53V261L51 260ZM71 258H72V259H71ZM104 258H106V260H104ZM118 258H119L120 261L118 260V261L116 262V260H117ZM158 258H160V260H159ZM204 258H203V259H204ZM232 258L234 259V263L232 262ZM252 258H253V259H252ZM260 258H261V259H260ZM21 259H22V258H21ZM23 259H22V260H23ZM29 259H30V257H29ZM32 259H31V260H32ZM64 259H65V260H64ZM131 259H133L134 261L131 260ZM154 259H157V260H154ZM206 259H207V260H206ZM206 259L203 260V261H204L203 263L206 264V263H208V261H209V264H210L212 260H211L210 258H206ZM208 259H209V260H208ZM219 259H220V260H219ZM230 259H231V260H230ZM22 260H20V262H21ZM27 260H28V259H27ZM47 260H46V259H45V261L42 260L44 263H43L42 261H41V263H42V264H49L50 261H49V260L47 261ZM61 260H62V261H61ZM71 260H74V261H72V263H71ZM77 260H78V261H77ZM101 260L104 261V263H102ZM125 260H128L129 263H127V261H125ZM130 260H131V262H130ZM147 260H148V258H147ZM150 260H151V261H150ZM161 260H162V261H161ZM199 260H200V262H199ZM205 260H206V261H205ZM255 260H254V262H252V264H258L257 262H255ZM263 260H264V259H263ZM263 260H262L261 262H263ZM28 261H30V260H28ZM56 261H57V263H55ZM59 261H60V262H59ZM76 261H77V262H76ZM92 261H93V262H92ZM114 261H115L116 263H115ZM123 261H125V262H123ZM155 261H157V262L155 263ZM163 261H166V262L162 263ZM169 261H170V259H169ZM189 261H188V262H189ZM227 261H226V263H229V262H227ZM248 261H247V262H248ZM24 262H25V260H24ZM46 262H47V263H46ZM88 262H89V263H88ZM94 262H95V263H94ZM96 262H97V263H96ZM111 262H110V263H111ZM237 262H239V261L237 260ZM237 262H236V264H237ZM25 263H28V262H25ZM25 263H23V264H25ZM36 263H34V264H36ZM41 263H40V264H41ZM241 263H242V262H241ZM241 263L239 262L238 264H241ZM249 263H248V264H249ZM263 263H264V262H263ZM8 264H13V262L10 260V263H8ZM19 264H20V263H19ZM21 264H22V263H21ZM29 264H31V263L29 262ZM37 264H38V263H37ZM51 264H52V263H51ZM185 264H186V263H185ZM201 264H202V263H201ZM211 264H215V263H211ZM245 264H247V263H245Z\"/></svg>",
	"mask_w": 264,
	"mask_h": 264
}]
</instances>
